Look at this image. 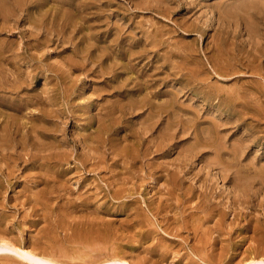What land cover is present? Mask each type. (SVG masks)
<instances>
[{"label":"rangeland","instance_id":"374dc122","mask_svg":"<svg viewBox=\"0 0 264 264\" xmlns=\"http://www.w3.org/2000/svg\"><path fill=\"white\" fill-rule=\"evenodd\" d=\"M72 1V2H70ZM35 3L37 5H35ZM79 5H78V4ZM250 3V4H249ZM81 5V6H80ZM195 7H193V6ZM256 5V6H255ZM3 9H9L10 12H6L9 11L8 9L6 11L1 10L0 12V76H1V80H0V136H3L2 138L0 137V145L5 146V148H2V151L0 152L1 156H0V163H2V165L0 164V238L1 235L2 237L4 235L9 236L8 240L11 242L13 240V244L17 245V246H24V247H31L30 248L32 250H35L37 252H46L47 254L55 257V258H59L58 260H63L67 262V264H75L76 262H79V264H88L87 260H90L89 264H98V262L101 261H105L108 259H113L114 257H116L117 255L120 257H122V259H124L125 261H130L132 264H135V262H137V260H143V263L138 261L139 263L137 264H260L258 259H261L262 264H264V243L261 244L262 242H264V237L262 234H264V183L262 184V181L264 180V156L262 153H264V68L263 64H264V0H0V8ZM30 6V7H29ZM40 6V7H38ZM82 8V10L78 9ZM81 7V8H80ZM190 7V8H189ZM193 7V10H192ZM258 7V8H257ZM23 8V9H22ZM35 8V9H34ZM234 8V10H232ZM244 8V9H243ZM246 8V9H245ZM31 9V10H30ZM79 12H78V10ZM165 9V10H163ZM188 9L190 11H188ZM222 9V10H221ZM253 9V10H252ZM39 10V11H38ZM9 14V16H6V18L4 17V13ZM21 11V12H20ZM41 11V12H40ZM81 11V12H80ZM161 11V12H160ZM163 11V12H162ZM165 11V12H164ZM192 11V12H191ZM234 11V12H232ZM32 12V13H30ZM223 12V13H222ZM11 13V14H10ZM21 13V14H20ZM38 13V14H36ZM78 13L79 15L75 14ZM193 13V14H192ZM19 14V15H18ZM35 14V15H33ZM226 14V16H225ZM247 15V16H246ZM2 16V18H1ZM13 16V17H12ZM29 16V17H28ZM35 16V17H34ZM10 17V18H8ZM15 17V18H14ZM28 17V18H27ZM26 18V19H25ZM35 20V21H33ZM35 18V19H34ZM55 18V19H53ZM229 18V19H228ZM13 19V20H12ZM16 19V20H14ZM250 19H252L251 22ZM262 19V20H261ZM54 20V21H53ZM53 21V22H52ZM220 21V22H219ZM242 21V22H241ZM248 21V23H247ZM193 23L194 26H196L194 28V26L191 24ZM232 23V24H231ZM243 23V24H242ZM57 24V25H56ZM230 24V25H229ZM247 24V25H246ZM251 24V25H250ZM256 24V25H255ZM34 25V26H33ZM186 25H190L186 26ZM236 25V26H235ZM248 26V27H247ZM43 27V28H42ZM185 27H189V28H185ZM193 27V28H192ZM54 28V31H53ZM80 31H79V29ZM192 28V30L190 29ZM31 29V30H30ZM34 29V30H33ZM36 29V30H35ZM76 29V30H74ZM108 29V30H107ZM185 29V30H184ZM189 29V30H188ZM225 29V30H223ZM40 30V31H39ZM50 32H48V31ZM187 30V31H186ZM196 30V31H194ZM36 32V34H34V32ZM54 33H53V32ZM77 31V32H76ZM100 31V32H99ZM191 31V32H190ZM193 31V32H192ZM47 32V33H46ZM32 33V34H31ZM45 33V34H43ZM49 34V35H47ZM110 34V35H109ZM119 34V35H118ZM31 35V36H30ZM94 37H93V36ZM259 35V36H258ZM261 35V36H260ZM45 36V37H44ZM97 36V37H95ZM129 36V37H128ZM38 37V38H37ZM65 37V38H64ZM91 37V38H90ZM112 37V38H110ZM115 37V39H114ZM120 37V39H119ZM125 37V38H124ZM44 38H46L47 40H44ZM61 38V40H59ZM86 38H89L88 40ZM93 38H96L97 40H93ZM128 38V39H127ZM36 39V41L34 40ZM85 39V40H84ZM92 44L91 43V40ZM101 39V40H100ZM110 39H111V43H110ZM118 39V40H117ZM140 39V40H138ZM160 39V40H159ZM163 39V40H162ZM167 39V40H166ZM222 39V40H221ZM224 39V41H223ZM27 40H29L27 42ZM31 40V41H30ZM43 40V41H42ZM64 40V42H63ZM90 40V41H89ZM134 40V41H133ZM145 40V41H144ZM150 40V42H149ZM159 41H163L162 43H157ZM255 40L253 43L252 41ZM257 40L260 41L262 48H260V44L259 41L258 43ZM57 41V42H56ZM71 41V42H70ZM95 41V42H94ZM114 41V43H113ZM120 46H119V43ZM167 41V42H166ZM223 41V42H222ZM249 41V42H248ZM263 41V42H262ZM32 44V48L31 47V43ZM45 42V43H44ZM84 42V43H83ZM88 42L90 45H88ZM138 42V43H136ZM142 42V43H141ZM146 43L144 45V43ZM222 42V43H221ZM226 42V43H225ZM235 44H234V43ZM251 42L253 43L251 45ZM123 43V44H122ZM215 43V44H214ZM250 43V45H249ZM38 44V45H37ZM41 44V45H40ZM98 46H97V45ZM101 44V45H100ZM131 44V45H130ZM160 44V45H159ZM220 44H224L225 46H222ZM237 44V45H236ZM258 46H256V45ZM30 47H29V46ZM91 45H95V46H91ZM110 45V46H109ZM139 45V46H138ZM144 45V46H143ZM159 45V46H158ZM235 45V46H234ZM255 45V46H254ZM29 48H28V47ZM36 46V47H34ZM74 46V47H73ZM91 46V47H90ZM116 46V47H114ZM124 46V47H123ZM150 46V47H149ZM215 46V47H214ZM253 46V47H252ZM90 47V48H89ZM98 47V49H97ZM107 47V48H106ZM140 47V48H139ZM142 47H146L143 50L144 51H139L142 49ZM153 47V48H152ZM225 47V48H224ZM256 47V49L254 48ZM76 50H75V49ZM87 48V49H86ZM89 48V49H88ZM101 48V49H100ZM120 48V49H119ZM130 48V49H129ZM147 48H149L148 50H146ZM233 50H232V49ZM30 49V50H28ZM137 49V50H136ZM139 49V50H138ZM151 49V50H150ZM26 50V51H25ZM73 50V51H72ZM80 50V51H79ZM89 50V51H88ZM111 50V51H110ZM114 50V51H113ZM130 50V51H129ZM217 50V51H215ZM254 50V51H253ZM30 51V52H29ZM81 53H79V52ZM87 51V53H86ZM107 51V52H106ZM116 51V52H115ZM121 51V52H120ZM150 51V54L148 53ZM157 51V52H156ZM173 51V52H171ZM220 51V52H218ZM252 51V53H249ZM259 51V52H258ZM26 52V53H25ZM78 52V53H76ZM90 52V53H89ZM93 52V53H92ZM97 52V53H96ZM102 52H105V54H103ZM115 52V53H114ZM133 52V53H132ZM141 52V53H140ZM144 52V53H142ZM33 53V54H32ZM92 53V54H91ZM114 55V59H113V55ZM132 53V54H131ZM137 53L139 55H137ZM148 53V54H146ZM223 53V54H222ZM28 54V55H26ZM32 54V55H30ZM103 54V55H102ZM134 54V56H133ZM136 54V55H135ZM143 54V55H142ZM146 54V55H145ZM207 54V55H206ZM211 54V55H210ZM227 54V55H226ZM259 54V55H258ZM261 54V55H260ZM27 57H26V56ZM30 55V56H29ZM89 55V56H88ZM100 55V56H99ZM105 55V57H104ZM108 55V56H107ZM150 56V58H148ZM223 55V56H222ZM248 55V56H246ZM29 56V57H28ZM32 56V57H31ZM35 56V57H34ZM90 58H88V57ZM94 56V57H93ZM97 56V57H96ZM108 58H107V57ZM116 56L118 59H116ZM128 56V57H127ZM137 56V57H136ZM144 56V57H143ZM148 56V57H147ZM210 56V57H209ZM258 56H261L260 58H258ZM17 57V58H16ZM31 57V58H30ZM98 59H96V58ZM102 57V58H101ZM121 57V58H120ZM141 57V58H140ZM207 57V58H206ZM228 57L231 59H228ZM247 57V58H246ZM16 58V59H15ZM86 58V59H85ZM131 60H130V59ZM139 58V59H138ZM216 60H215V59ZM233 58V59H232ZM238 58V59H237ZM253 58V59H251ZM263 58V59H262ZM88 59V60H87ZM108 59V60H107ZM122 59V60H120ZM141 59V60H140ZM144 59H146L144 61ZM210 59V60H208ZM212 59V60H211ZM235 59V61H234ZM245 59V60H244ZM259 60V62H257ZM75 60V61H74ZM77 60L79 63H77ZM83 60H86L83 64ZM96 60V61H95ZM116 60V61H115ZM118 60V61H117ZM130 62H129V61ZM139 60V61H138ZM143 60V61H142ZM205 60V61H204ZM218 61L215 62V61ZM18 61V62H17ZM25 61V62H24ZM88 61V63H87ZM92 63V65L90 66L89 64ZM101 61V64L99 63ZM109 62H111V66L110 63L107 64ZM135 61V62H132ZM139 63H138V62ZM208 61V62H207ZM254 61H256L257 63H255ZM261 61V62H260ZM20 62V63H19ZM94 62V64H93ZM96 62V63H95ZM220 62V63H219ZM222 62V63H221ZM238 62V64H237ZM82 63V64H81ZM100 64V67L97 65ZM114 63V64H112ZM116 63V64H115ZM149 63V64H147ZM217 65H214V64ZM231 63V64H230ZM17 67H16V65ZM21 66H19V65ZM89 64V65H87ZM118 64V65H117ZM134 64V65H133ZM222 64V65H221ZM238 66H236V65ZM247 64V65H246ZM251 65L248 66V65ZM258 64V65H257ZM260 64V65H259ZM38 65V66H37ZM73 65V66H72ZM75 65V66H74ZM96 65V67L94 66ZM123 65V66H122ZM137 65V66H136ZM176 65V66H175ZM214 65V66H212ZM221 65V66H219ZM231 67H230V66ZM243 65V66H242ZM254 65V66H253ZM258 67H257V66ZM261 65H263L261 67ZM37 66V68H36ZM86 66V67H85ZM90 68H88V67ZM99 68H98V67ZM134 66V67H133ZM143 66V67H142ZM147 66V67H146ZM150 66V67H149ZM153 66V67H152ZM211 66V67H210ZM218 66V67H217ZM223 66V67H222ZM248 66V67H247ZM34 69H33V68ZM79 67V68H78ZM82 67V68H81ZM95 67V68H94ZM107 67V68H106ZM126 68L127 71H126ZM137 67V68H136ZM164 67V68H163ZM221 69H220V68ZM239 67V68H238ZM256 67V68H255ZM22 70V71H18V69ZM88 68V69H87ZM93 68V69H91ZM98 70H97V69ZM109 68V69H108ZM110 68H116L115 71H117L115 73V71L112 69L110 70ZM144 68V69H142ZM216 68V69H215ZM230 68V69H229ZM235 68V69H234ZM253 68V69H252ZM256 70H255V69ZM259 72H258V70ZM260 68V69H259ZM17 69V70H16ZM34 73L33 72V70ZM87 69V70H86ZM101 69V70H100ZM105 69V70H104ZM123 71H122V70ZM132 69V70H131ZM216 71H215V70ZM237 69V70H236ZM245 71H244V70ZM10 70V72L8 71ZM12 70V71H11ZM14 70H15V74H14ZM40 70V71H39ZM95 70V71H94ZM104 70V71H103ZM109 70V71H107ZM125 70V71H124ZM143 70V71H142ZM150 70V71H149ZM241 70V71H240ZM243 70V72H242ZM255 70V71H254ZM31 71V73L33 74H29ZM97 71L98 74H96L95 72ZM100 71V72H99ZM102 71L104 73H102ZM105 71L107 73H105ZM121 73H120V72ZM132 71V72H131ZM148 71V72H146ZM176 71V72H175ZM231 71V72H230ZM238 71V72H237ZM248 71V72H246ZM3 72V73H2ZM6 72H8L6 74ZM23 72V73H22ZM29 72V73H28ZM113 72V73H112ZM129 74H127V73ZM175 72V73H174ZM233 72V75H232ZM240 72V74H238ZM254 72V73H252ZM5 73V74H4ZM13 73V74H12ZM38 73V74H37ZM101 73V74H100ZM109 75V74H111ZM123 73V76H122ZM125 73V74H124ZM135 73V74H134ZM143 73V74H142ZM169 73V74H168ZM230 75H229V74ZM243 73V74H242ZM257 73V74H256ZM262 73V75H261ZM12 74V75H10ZM18 74V75H17ZM28 74V75H26ZM56 74L58 76H56ZM152 76H149V75ZM167 74V75H166ZM219 74V75H218ZM259 74V75H258ZM3 75V77H2ZM21 75V76H19ZM32 75V76H31ZM35 75V76H34ZM104 75V76H103ZM130 75V76H129ZM139 75V77H138ZM147 75V76H146ZM166 75L167 79H165L166 77H164ZM175 75V76H174ZM258 75V76H257ZM13 76L14 79L16 80V82L14 83L15 80H13ZM23 76V78H22ZM30 76V78L28 77ZM60 76V77H59ZM107 76V78H106ZM111 76V77H110ZM117 76V77H116ZM142 76V77H141ZM163 76V77H162ZM223 76V77H222ZM229 76V77H228ZM232 76V77H231ZM252 76V77H251ZM261 76V77H260ZM263 76V77H262ZM6 77V78H5ZM25 77V78H24ZM32 77V79H31ZM62 77V78H61ZM105 77V78H104ZM114 77V78H113ZM120 77V78H119ZM125 77V79H123ZM136 77V78H135ZM146 77V78H145ZM154 77V78H151ZM157 77V78H156ZM160 77V78H158ZM170 77V78H169ZM222 77V78H221ZM256 77V78H255ZM259 77V78H258ZM20 78V79H19ZM28 78V79H27ZM61 80H59V79ZM129 78V79H128ZM132 78V79H130ZM173 78V79H172ZM176 78V79H175ZM241 78V79H240ZM255 78V79H254ZM261 78V79H260ZM7 79V80H6ZM9 79V81H8ZM117 79V80H116ZM142 79V80H141ZM150 79V80H149ZM157 79V81H156ZM162 79L164 81H162ZM175 79V80H174ZM31 81L29 84V82L26 81ZM104 80V81H103ZM113 80V81H112ZM120 80V81H119ZM123 82H122V81ZM124 80L126 81V84L124 82ZM129 80V81H128ZM152 80H155L152 81ZM179 80V81H178ZM238 80V81H237ZM7 81L9 83H7ZM22 81V82H21ZM106 81V82H105ZM109 81V82H108ZM117 81V82H116ZM128 81V82H127ZM152 81V82H151ZM159 84V82H161ZM171 81V82H170ZM244 81V82H243ZM6 82V83H5ZM24 82H26V84H24ZM113 84H112V83ZM120 85H119V83ZM164 82V83H163ZM168 84H167V83ZM255 82V84H254ZM258 82V83H257ZM262 82V83H261ZM5 83V84H4ZM21 83V85H20ZM23 83V84H22ZM111 86V90L110 86L108 87L107 85ZM119 85H117V84ZM136 83V84H135ZM152 83V84H151ZM156 83V84H155ZM159 85H158V84ZM242 83V84H241ZM248 83V84H247ZM6 86H4V85ZM116 84V85H115ZM121 84L123 85V87L121 86ZM135 84V85H134ZM253 84V85H252ZM259 84V85H257ZM8 85V86H7ZM12 85V87L10 86ZM14 85H16V88ZM126 85V86H125ZM155 89H153L151 86ZM157 87H156V86ZM194 85V86H193ZM198 85V87L196 86ZM244 85H246L244 87ZM248 85V86H247ZM103 86V87H102ZM107 86V87H106ZM116 90H115V88ZM128 86V87H127ZM139 86V87H138ZM145 86V87H144ZM183 86V88H182ZM193 86V87H192ZM205 86V88H204ZM257 88V89H255ZM257 86V87H256ZM260 86V87H259ZM3 87V89H2ZM5 87V89H4ZM10 87V88H9ZM20 87V88H19ZM113 87V90H112ZM175 87V88H173ZM185 87V89H184ZM191 87V88H189ZM210 87V88H209ZM238 87H240L238 89ZM249 87V88H248ZM253 89H251V88ZM259 87V88H258ZM12 88V89H11ZM26 88V89H24ZM29 88V90H28ZM75 88V89H74ZM101 88V89H100ZM120 88V89H119ZM138 91H137V89ZM143 88L145 89L143 91ZM208 90H207V89ZM214 88V89H213ZM234 88V89H233ZM237 88V89H236ZM242 88V89H241ZM244 88V89H243ZM2 89V90H1ZM19 93H18V91ZM74 89V91H73ZM103 89L104 92H102L101 90ZM106 89V90H105ZM123 89V90H122ZM128 89V90H127ZM132 91H131V90ZM149 89V90H148ZM203 91H202V90ZM213 89V90H212ZM217 89V90H216ZM7 90V91H6ZM9 90V91H8ZM14 90V92H13ZM119 90V91H118ZM136 90V91H135ZM140 90V91H139ZM182 90V91H181ZM184 90V91H183ZM188 92H187V91ZM200 90V93L198 92ZM209 92H207V91ZM212 90V91H211ZM238 90V91H237ZM242 94H240V91ZM247 90V92H246ZM249 90V91H248ZM252 90V92H250ZM261 90V91H260ZM29 93H28V92ZM108 91V92H106ZM116 91V92H115ZM122 91H124L125 93H123ZM134 91V92H133ZM154 91V93H153ZM158 91V92H157ZM163 91V92H162ZM215 91V93L213 92ZM222 91V92H221ZM227 91V93H226ZM256 91V92H254ZM3 92V93H1ZM5 92V93H4ZM9 92V93H8ZM22 92V93H21ZM123 94H122V93ZM150 94H149V93ZM156 92V93H155ZM174 92V93H173ZM178 92V94H177ZM197 92V93H196ZM230 92V93H229ZM236 92V93H234ZM244 92V93H243ZM246 92V93H245ZM262 94H261V93ZM18 93V94H17ZM74 93V94H73ZM119 95H118V94ZM131 93V94H130ZM145 93V94H144ZM159 93V94H158ZM172 93V95H171ZM213 95H212V94ZM220 93V94H219ZM223 93V94H221ZM248 93V94H247ZM251 93V94H250ZM3 96H2V95ZM15 94V95H14ZM30 94H32L31 96H29ZM71 94V95H69ZM140 94V95H139ZM155 94V95H154ZM228 94V95H227ZM232 94L233 97H231ZM243 94H245L244 97ZM252 94H254L252 96ZM263 96H261V95ZM35 95V96H34ZM49 95V96H48ZM62 95V96H61ZM68 95V97H67ZM107 95V96H106ZM149 95V96H148ZM152 97H151V96ZM171 95V96H170ZM203 95V96H202ZM222 95V96H221ZM224 95V96H223ZM240 95V96H239ZM260 95V96H259ZM17 96V97H16ZM20 96L21 99H20ZM46 96H48L47 98L49 99H45ZM105 96V97H103ZM122 96V97H121ZM134 96V98H133ZM139 96V97H138ZM177 96L178 99H176L175 97ZM201 96V97H200ZM212 96V97H211ZM218 96V97H217ZM221 96V97H220ZM248 96V97H247ZM250 96H252V98H250ZM256 96V97H255ZM26 97V98H25ZM32 97V98H29ZM53 97V98H52ZM119 97V99L117 98ZM203 97V98H202ZM217 97V98H216ZM226 97V100H225ZM229 97V98H228ZM236 97V98H235ZM243 97V98H242ZM260 97V98H259ZM263 97V98H262ZM6 98V100H5ZM9 98V99H8ZM30 99L29 101L27 100ZM37 98V99H36ZM126 98V99H124ZM130 98V99H129ZM152 98V99H151ZM161 98V99H160ZM173 100H172V99ZM216 98V99H215ZM219 98V100H218ZM227 98L229 99L227 101ZM235 98V99H234ZM262 98V99H261ZM19 99V100H18ZM67 99L68 102H67ZM117 99V100H116ZM122 99V100H121ZM155 99V100H154ZM210 99V100H209ZM231 99V100H230ZM234 99V100H233ZM256 99V100H255ZM8 100V101H7ZM10 100V101H9ZM18 100V101H17ZM33 100V102H31ZM53 100V101H52ZM115 100V101H114ZM130 102V104L128 101ZM145 100H147L145 102ZM149 100H150V105L152 107L149 108V110L147 109L149 104ZM160 100V101H159ZM161 100H163L161 102ZM169 100L170 103H167ZM175 100V101H174ZM179 100V101H178ZM202 100V101H201ZM236 100V101H235ZM254 100V101H253ZM22 101V102H21ZM37 101V102H36ZM109 101V102H108ZM114 101L113 103H116L115 107H112L111 102ZM120 103L118 104L117 103ZM127 101V102H125ZM140 101L138 104L137 102ZM142 101V103H141ZM153 101V103H152ZM157 101V102H155ZM166 101V104H164ZM174 101V103H173ZM217 101V102H216ZM226 101V103H225ZM245 101V102H244ZM4 102V103H3ZM15 102V103H14ZM51 104H49V103ZM55 102V103H54ZM134 102V103H133ZM164 102V103H163ZM172 102V103H171ZM180 102V103H179ZM196 102V103H195ZM208 102V103H207ZM211 102V103H210ZM219 102V103H218ZM242 102V103H241ZM244 102V103H243ZM10 103V104H9ZM30 103V105H29ZM54 103V104H53ZM67 103L69 105H67ZM76 105H73V104ZM141 103V104H140ZM158 103V104H156ZM215 105H214V104ZM218 103V104H216ZM221 103V105H220ZM240 103V104H239ZM258 103V104H257ZM262 103V104H261ZM5 104V105H4ZM12 104V105H11ZM43 104V106L41 105ZM50 107H48L47 105ZM53 104V105H52ZM56 104V105H55ZM102 104V106L100 105ZM110 104V105H108ZM113 104V106H114ZM140 104V105H139ZM148 106H147V105ZM173 104V105H172ZM178 105V106H175ZM194 104V105H193ZM225 104V105H224ZM232 104V105H231ZM245 104V105H244ZM8 105V106H7ZM20 107H19V106ZM56 107L54 110L52 109V107ZM98 105H100V108H98ZM107 105V106H105ZM125 107H124V106ZM129 105V107H128ZM135 105V106H134ZM160 105V106H159ZM164 105V106H163ZM170 105L172 106L170 108ZM186 105V106H185ZM190 105V106H189ZM206 105V106H205ZM218 105V106H217ZM235 105V106H234ZM249 105V107L247 106ZM259 105V107L257 106ZM12 106V107H11ZM17 106V107H16ZM26 106L31 107L27 108L26 111H22V108L26 109ZM45 106V108H44ZM72 110L70 111V108L73 107ZM119 106V107H118ZM121 106V109H120ZM123 106V107H122ZM131 106V107H130ZM142 106V107H141ZM154 106V107H153ZM162 106V107H161ZM174 106V108H173ZM180 106V107H179ZM188 106V107H187ZM191 106H195L196 109H194ZM210 106V107H208ZM217 106V107H216ZM240 112H239V109ZM254 106V107H252ZM262 106V107H261ZM53 107V108H54ZM66 109H65V108ZM68 107V109H67ZM76 107V108H75ZM95 107V108H94ZM97 107V108H96ZM105 107V108H104ZM111 107V108H110ZM128 107V108H127ZM141 107V110L138 111L137 109H139ZM161 107V110H160ZM164 107L168 108V109H164ZM191 107V108H190ZM203 107V108H202ZM221 107V108H219ZM232 107V108H231ZM245 107V109H244ZM252 107V108H251ZM40 108V109H39ZM64 108V109H62ZM79 108V109H78ZM104 108V109H103ZM110 108V109H109ZM116 108V109H115ZM143 108V109H142ZM157 108V109H156ZM176 108L178 111H176ZM180 108V109H179ZM184 108V109H183ZM193 108V109H192ZM236 108V109H234ZM24 109V110H25ZM39 109V110H38ZM42 109V110H41ZM48 109H52L49 110L47 112ZM57 109V110H56ZM74 109V110H73ZM107 109V110H106ZM111 109H113L111 111ZM125 109V110H124ZM127 109V110H126ZM132 110V111H129ZM152 109V110H151ZM170 109V110H169ZM191 109V110H190ZM212 112H211V110ZM227 109H229L227 111ZM242 109V110H241ZM257 110L255 112V110ZM12 110V111H11ZM22 112H21V111ZM67 110V111H66ZM100 112H99V111ZM102 110V111H101ZM121 110V111H120ZM134 110H137L136 112ZM163 110V111H162ZM196 112H194V111ZM203 110V111H202ZM250 110V111H249ZM30 111V112H29ZM32 111V112H31ZM36 111V112H35ZM45 111V112H44ZM54 111V113H53ZM56 111V112H55ZM70 111V113H69ZM76 111V112H75ZM109 111V112H108ZM115 111V112H114ZM134 111V112H133ZM146 111V112H145ZM152 111V112H151ZM160 115H162L160 117ZM162 111V112H161ZM167 111V115L166 112ZM172 111L177 114L179 112L180 118L183 117L181 120L179 118V115H173ZM219 111V112H216ZM234 111V112H233ZM236 111V112H235ZM244 111V112H243ZM255 113H253V112ZM261 113H259V112ZM2 112L4 114H2ZM16 114H13L15 113ZM40 112V113H39ZM61 112V115L58 113ZM63 112V113H62ZM65 112V113H64ZM71 112H75L74 115ZM98 114H97V113ZM107 112V114H106ZM113 112V113H111ZM117 112L120 114L123 113V115H119L117 114ZM126 112V113H125ZM131 112V113H130ZM138 112V114H137ZM143 112H145L146 114L148 113V115L144 116L145 113L143 114ZM156 112V113H155ZM171 112V113H170ZM182 112V113H181ZM188 112V115H187ZM199 112V114H197ZM226 114H224V113ZM239 112V115H238ZM246 112V113H245ZM249 112V113H248ZM7 113V114H5ZM29 113V114H28ZM43 113V114H42ZM50 113V116H49ZM103 113V114H102ZM105 113V115H104ZM164 113V114H163ZM213 113V114H212ZM222 113V114H221ZM231 113V114H230ZM248 113V115H247ZM253 115H252V114ZM11 114V115H10ZM19 116H18V115ZM42 114V115H41ZM46 114V117H45ZM52 114V117H51ZM54 114V115H53ZM64 116H63V115ZM66 114V115H65ZM77 114V115H76ZM81 118H80V116ZM102 114V117L100 120V116ZM129 114V115H128ZM134 114V115H133ZM141 114V115H140ZM196 114V116H195ZM219 114L220 117L217 115ZM246 119V121L243 119L244 115ZM3 115V116H2ZM15 117H13V116ZM25 115V116H23ZM41 115V116H39ZM44 115V116H43ZM92 115V116H90ZM104 115V116H103ZM108 117H107V116ZM125 115V116H124ZM127 115V116H126ZM132 115V116H131ZM159 116L156 117V116ZM164 115V116H163ZM166 115V117H165ZM170 115V116H168ZM172 115V116H171ZM201 115V116H200ZM204 115V117H202ZM255 115V116H254ZM21 116V117H20ZM27 116V117H26ZM72 116V117H71ZM74 116V118H73ZM78 116V118H77ZM97 116V117H95ZM112 116V117H110ZM117 116V119L115 118ZM124 116V117H123ZM148 116V117H147ZM200 119L203 121H199V117ZM215 116V117H214ZM228 116V117H227ZM236 116V117H235ZM257 116V117H256ZM260 116V117H259ZM7 117V119L5 118ZM33 117H35L33 119ZM37 117V119H36ZM41 119H40V118ZM43 117V118H42ZM55 117H60L59 119L57 118V120L55 119ZM62 117V118H61ZM122 117V118H120ZM143 117V120H141L140 118ZM168 118L171 120L166 119L165 122H161L162 120H165L164 118ZM174 117V118H173ZM189 117V118H186ZM190 117H192V120L194 122L190 121ZM198 117V118H196ZM231 117V118H230ZM239 117V118H238ZM23 118V119H21ZM25 118V119H24ZM28 118V120L26 119ZM31 120H30V119ZM104 118H106V121ZM107 118H112L115 119L113 120H108ZM120 118V119H119ZM137 118V119H136ZM139 118V119H138ZM155 118V119H154ZM159 120H158V119ZM173 118V119H172ZM177 118V119H175ZM195 118V119H194ZM218 118V119H217ZM226 118V119H225ZM235 118V119H234ZM259 118V120H258ZM262 118V119H260ZM19 119V121L17 120ZM44 119V120H43ZM46 119V120H45ZM55 119V121L53 120ZM80 119V120H79ZM102 119L104 120L101 121ZM126 119V120H125ZM135 119V120H133ZM146 119V120H145ZM154 119V120H152ZM189 119V120H187ZM208 119V120H207ZM213 119V120H212ZM216 119V120H215ZM229 119V120H228ZM249 119V120H248ZM251 119V120H250ZM253 119V120H252ZM4 120V122H3ZM10 122H9V121ZM15 120V121H14ZM30 120V122H29ZM35 122H34V121ZM89 122H88V121ZM95 120V121H94ZM118 120V122H117ZM120 120V122H119ZM131 120V121H130ZM152 120V122H151ZM181 122H180V121ZM210 120V121H209ZM218 120V121H217ZM222 120V121H219ZM224 120V121H223ZM231 120V124L230 123ZM237 120V121H236ZM241 120V121H240ZM258 120V121H257ZM8 121V122H5ZM37 121V122H36ZM48 121V122H47ZM55 124H54V122ZM57 121V122H56ZM73 121V122H72ZM98 121V122H96ZM116 122L115 123V127L114 123L112 122ZM125 121V124H124ZM137 123H136V122ZM140 121V122H139ZM147 121V122H146ZM159 121V122H156ZM189 121V122H188ZM205 121V122H204ZM215 121V122H214ZM225 121H228L227 123ZM234 121V122H233ZM245 121V122H244ZM257 121V122H256ZM262 121V122H261ZM12 122V123H11ZM17 122V123H16ZM20 122L22 123V125H19ZM32 122V123H31ZM43 122V123H42ZM53 122V123H50ZM69 122V123H68ZM95 122V123H94ZM102 122V125L100 124ZM146 122V123H143ZM151 123L150 125L148 123ZM154 122V124H153ZM197 122V125H196ZM219 122H225V124L221 123L218 124ZM236 122V123H235ZM252 124H251V123ZM8 123V124H7ZM13 123H16L18 125H14ZM24 123V125H23ZM30 123V124H28ZM36 123V125H34ZM40 123L41 126H40ZM60 123V124H58ZM73 123V124H71ZM78 123V124H77ZM87 123V125H86ZM121 123V124H120ZM135 123V124H134ZM161 123V125H160ZM169 123V124H168ZM228 123L229 126H228ZM235 123V124H234ZM263 123V124H262ZM5 124V125H4ZM10 124V125H9ZM32 124V125H31ZM46 124V125H44ZM48 124V125H47ZM53 124V125H52ZM63 124V125H62ZM75 124V125H74ZM95 124V125H94ZM100 124V126H99ZM107 126H106V125ZM119 126H118V125ZM129 124V125H128ZM133 124V125H132ZM137 124H138V128H137ZM143 124V126H142ZM145 124H147V126L149 125V127H147ZM157 124V125H156ZM159 124V125H158ZM164 124H166L165 126H163ZM185 126H184V125ZM201 124V125H200ZM204 124V125H203ZM212 124H217V127L219 128H214L212 126ZM245 124V125H244ZM254 124V125H253ZM34 125V127H32ZM39 125V126H38ZM68 125V126H67ZM105 125V126H104ZM111 125V126H110ZM123 125V126H122ZM131 125V126H130ZM135 125V126H134ZM141 125V127H140ZM146 127H145V126ZM180 125L179 128L176 126ZM193 125L195 127H193ZM225 125V126H224ZM252 125V126H251ZM30 126V127H29ZM45 126V127H44ZM49 126V127H48ZM51 126V127H50ZM53 126V127H52ZM56 126V127H55ZM75 126V127H74ZM95 126V127H94ZM109 126V127H108ZM122 126V127H121ZM131 128H130V127ZM154 126V127H153ZM160 126V127H159ZM163 126V127H162ZM175 126V128H174ZM184 126V128H183ZM186 126H188L186 128ZM196 126L199 127L201 126L207 128L205 131V136L207 134V130L209 129V135H212V145L213 146H217L219 145V147H210V146H206L207 144L204 143L205 140H199V139H195L196 136L194 134L193 129H196ZM250 126V127H248ZM258 126V127H256ZM3 127V129H2ZM9 127V128H7ZM14 131H13V129ZM26 127V128H24ZM47 127V128H46ZM99 127V130H98ZM103 127V128H102ZM105 127V130H104ZM134 127V128H133ZM145 127V129H144ZM157 127V128H155ZM160 130H158L159 128ZM169 127V128H168ZM183 129H181V128ZM209 127V128H208ZM229 127V128H228ZM233 127V128H232ZM248 127V128H247ZM256 127V128H255ZM7 128V129H6ZM28 128V129H27ZM44 128V129H42ZM59 128V131H57ZM64 130H62V129ZM86 128V129H85ZM111 129V135L110 132H108V129ZM115 128V129H114ZM120 130H119V129ZM140 128V130H138ZM153 128V129H152ZM167 128V130L165 131V129ZM176 129L175 131H173L174 129ZM191 128V129H188ZM226 128V129H225ZM252 128V129H251ZM258 128V129H257ZM18 129V130H17ZM21 129V133L19 132V130ZM83 129L86 131L82 132ZM90 129V130H89ZM97 131H96V130ZM132 129V130H130ZM150 131L151 134H147L149 133L148 130ZM151 129V130H150ZM163 130V132H168V135H163V132H161V130ZM171 129H172V133H171ZM186 129L188 132H186ZM218 129H225V131L223 130L222 132H218ZM236 129V130H235ZM243 129L245 130L243 132ZM8 130V131H6ZM46 130H51L46 131ZM62 130V131H61ZM93 130L91 133L90 131ZM95 130V131H94ZM123 130V131H121ZM135 130V131H134ZM145 130V131H143ZM170 130V131H169ZM179 130L181 131V133L184 134H180ZM214 130H215V135H214ZM249 130V131H248ZM256 130V131H255ZM263 130V131H262ZM6 131V132H5ZM12 131V132H11ZM23 131V132H22ZM28 131V132H27ZM31 133H30V132ZM45 131V132H44ZM55 131V132H54ZM67 131V132H66ZM71 131V132H70ZM76 133L78 136H75L73 133ZM141 131V132H140ZM159 131V132H157ZM178 131V132H177ZM193 131V132H192ZM217 131V132H216ZM229 131V132H228ZM231 131V133H230ZM234 133H233V132ZM247 131V132H246ZM260 131V134H259ZM262 131V132H261ZM5 132V133H3ZM11 132V134H9ZM33 132V133H32ZM38 134H37V133ZM48 132V133H47ZM62 132V133H61ZM96 132V134H95ZM114 132V133H113ZM126 132V133H125ZM132 132V133H131ZM138 134H137V133ZM154 132V133H153ZM161 132V133H160ZM226 132H228V135H226ZM239 132V133H238ZM242 132V133H241ZM16 136H15V134ZM25 133V134H24ZM55 134L56 140L52 139V138H48V136H46L45 134ZM71 133V134H70ZM94 133V134H93ZM102 133V134H101ZM107 133V134H105ZM116 133V134H115ZM124 133V136H123ZM146 133V134H144ZM156 133V134H155ZM164 133V134H166ZM171 133V134H169ZM188 133V134H187ZM191 133V134H190ZM219 133V134H218ZM237 133V134H236ZM255 133H256V137L255 138ZM6 137V135H8ZM44 134V135H43ZM62 134L64 137H62ZM67 134V135H66ZM86 136H84V135ZM137 134V136H136ZM143 134V135H142ZM155 134V135H153ZM163 136H162V135ZM178 134V136H177ZM190 134V135H189ZM220 134L222 136H220ZM235 134V135H234ZM252 134V135H251ZM254 134V135H253ZM11 135V136H10ZM14 135V136H13ZM22 135V136H21ZM27 135V136H26ZM37 137L35 139V136ZM40 139H39V137ZM92 135V136H91ZM101 135L103 136L102 139ZM146 137H145V136ZM153 135V136H152ZM157 135L159 136V138L157 137ZM171 135V136H169ZM185 135V137H184ZM189 135V136H187ZM226 135V136H225ZM263 135V136H261ZM19 136V137H18ZM32 136L34 137L33 141L31 138ZM46 136V137H45ZM60 136V137H59ZM67 136V137H66ZM74 136V137H73ZM90 136V137H89ZM107 136V137H106ZM114 136L116 138H114ZM136 136V137H135ZM151 139H156V140H150ZM174 136V137H173ZM220 136V137H219ZM253 136V137H251ZM24 137V138H23ZM27 137V138H25ZM62 137V138H61ZM73 137V139H72ZM86 137V138H85ZM98 137V138H97ZM106 137V138H105ZM118 137V138H117ZM122 139L121 141L120 138ZM130 137L132 138V140L130 139ZM157 137V138H156ZM181 137V138H179ZM193 137V138H192ZM214 138H224V139H220L218 141V139H214ZM244 137V138H243ZM246 137L248 139H246ZM6 138V140H5ZM11 138V139H10ZM14 138H16L14 140ZM30 138V139H29ZM42 138V139H41ZM60 138V139H59ZM64 138V139H63ZM77 138V139H74ZM108 138V139H107ZM129 138V139H128ZM135 138V139H134ZM169 138V140L167 139ZM173 138V139H171ZM176 138V139H175ZM179 138V139H178ZM187 138V139H186ZM189 138V139H188ZM253 138V139H252ZM261 138V139H259ZM4 141H3V140ZM18 139V140H17ZM22 139H24L22 141ZM46 139H48L49 141H47ZM54 142L50 143L52 140ZM81 139V140H80ZM90 139H92L91 141H89ZM96 139V140H95ZM98 139V140H97ZM138 139V140H137ZM149 139V140H147ZM162 139V140H161ZM164 139V140H163ZM194 139V142H193ZM227 139V140H225ZM246 139V140H245ZM252 139V140H251ZM9 140V142H8ZM12 140V141H11ZM14 140V142H13ZM40 140V141H39ZM65 140V141H64ZM79 140V141H78ZM126 140V141H125ZM129 140V141H127ZM131 140V142H130ZM147 140V141H145ZM158 140V141H157ZM161 140V141H160ZM168 140V141H165ZM173 140V141H172ZM190 142H189V141ZM200 142H199V141ZM225 140V141H223ZM61 141V142H60ZM87 141V142H86ZM89 141V142H88ZM94 141V143H93ZM98 141V142H97ZM104 141H106L105 143H103ZM107 141H109L108 144ZM149 141V142H148ZM171 144H170V142ZM175 141V142H174ZM185 141V142H184ZM188 141V142H187ZM203 141V142H202ZM245 141V142H244ZM253 141V142H252ZM4 144H3V143ZM21 142V143H20ZM33 142H38L40 144H46L45 147H40L37 145H31V143ZM43 142V143H42ZM67 142H71V143H67ZM80 142V143H79ZM91 142V143H90ZM103 144H102V143ZM128 142V143H127ZM139 145H138V143ZM154 142V144H152ZM167 142V143H166ZM179 142V144H178ZM187 142V143H186ZM196 142V143H195ZM202 142V143H201ZM217 142V143H216ZM219 142V143H218ZM231 142V143H230ZM242 142V143H241ZM250 142V143H249ZM12 143V144H11ZM19 145H18V144ZM23 143L25 144V146H23ZM48 143V144H47ZM73 143V146L71 145ZM87 143V144H86ZM96 143V144H95ZM101 143V144H100ZM112 143V144H111ZM130 143V144H129ZM135 143V145H134ZM141 143V144H140ZM143 143V144H142ZM174 143V144H172ZM204 143V144H203ZM236 143V145L238 146H232ZM247 143V144H246ZM31 145V150L28 148L27 145ZM57 144V145H56ZM68 144L70 145L69 148ZM90 145V146H86V145ZM92 144V146H91ZM106 144V145H104ZM108 144V145H107ZM123 144V145H122ZM151 144V145H150ZM182 146H181V145ZM189 144V145H188ZM198 145V147L200 148V150L198 151V147L195 146ZM202 144V145H199ZM240 144H242L241 146H239ZM245 144V145H244ZM7 145V146H6ZM16 145V146H15ZM67 145V146H66ZM77 145V146H76ZM127 145V146H126ZM129 145V146H128ZM153 145V146H152ZM156 147H155V146ZM164 145H170L169 147L163 146ZM173 145V146H172ZM175 145V146H174ZM180 145L182 148L183 146L186 148L185 145H187V147L190 149L189 150H184L183 152L181 151V147L177 146ZM191 145V146H190ZM192 145L194 146V149L192 148ZM223 145V146H222ZM229 145V147L227 146ZM246 145H250L247 146ZM12 148H11V147ZM22 146V147H21ZM60 146V147H59ZM79 146V148H78ZM81 146H83V148H81ZM103 146V148H102ZM109 148H108V147ZM111 146V147H110ZM123 146V147H122ZM126 146V147H125ZM136 146V147H135ZM190 146V147H189ZM202 148H201V147ZM222 146V147H221ZM245 146V147H244ZM8 147V148H7ZM18 147V148H17ZM24 147V148H23ZM99 149H97V148ZM105 147V148H104ZM107 147V148H106ZM152 147V148H150ZM155 147V148H154ZM171 147V148H170ZM196 147V150H195ZM225 147L224 149H221ZM237 147V151L235 150ZM240 147V148H239ZM243 150H242V148ZM10 148V149H9ZM38 150H37V149ZM48 148V149H47ZM52 148H54L52 150ZM72 148V149H71ZM77 148V149H76ZM81 148V149H80ZM88 148L92 149V150H88ZM102 148V149H101ZM121 148V149H120ZM126 148V149H125ZM128 148V149H127ZM130 148V149H129ZM136 148V150L134 149ZM145 148V149H144ZM151 150H149V149ZM178 148L180 149L178 152ZM211 148V149H210ZM212 148H216L215 150H219V155L221 152H228L229 154V159L230 157L231 162H225L228 165H226L227 167H225V164L222 163L225 160L218 159L219 157L216 155V153H214L215 150H212ZM219 148V149H217ZM227 148V149H226ZM235 148V149H234ZM1 149V146H0ZM24 149H26L25 151H23ZM56 149V150H55ZM58 149V150H57ZM86 149V150H85ZM106 149V150H105ZM138 149L139 152L138 153ZM155 149V150H154ZM172 149V151H171ZM176 149V150H175ZM184 149V148H183ZM182 149V150H183ZM193 149V150H192ZM221 149V150H220ZM229 149V150H228ZM249 149V150H248ZM72 150V151H71ZM78 150V151H77ZM81 150V151H80ZM83 150V151H82ZM128 150V151H127ZM132 150V151H130ZM143 150V151H142ZM155 151L154 153L152 151ZM163 150V151H162ZM212 150V152H211ZM242 150V152L240 151ZM245 150V151H244ZM11 151V153H10ZM31 151V152H30ZM67 151V153H66ZM76 151V152H75ZM88 151V152H86ZM99 151V152H98ZM106 151V152H104ZM117 151V152H116ZM136 151V152H135ZM148 151V152H147ZM160 153H159V152ZM174 151V152H173ZM186 151V153H184ZM187 151H189L187 153ZM200 153H197V152ZM206 151V152H205ZM209 151V152H207ZM236 151V152H234ZM240 151V152H239ZM29 152V153H28ZM82 152V153H81ZM85 152V153H84ZM92 152V153H91ZM95 152V153H93ZM147 152V153H146ZM158 152V153H157ZM164 154H163V153ZM192 152V154H191ZM203 152V153H202ZM234 152V153H233ZM239 152V155H238ZM247 152V153H246ZM11 154V155H8ZM16 153V154H15ZM23 153V154H22ZM33 153H42V154H51V155H58V158L62 155L63 159H65L63 166H59L60 164L56 163V158H52L53 160H50L49 158V162H52L51 164L46 163L43 161H45V159L43 158H33ZM97 153V154H96ZM103 153V154H102ZM105 153V154H104ZM116 153V154H115ZM143 153V155H142ZM149 153V154H148ZM179 153V156L178 154ZM185 155H184V154ZM206 153V154H205ZM209 153V155H208ZM242 153V154H241ZM4 154V155H3ZM20 154V156H19ZM25 154V156H23ZM70 154V156H69ZM78 154V155H77ZM80 154V155H79ZM82 154H86L85 156ZM96 154V155H95ZM99 154V155H98ZM110 154V156H109ZM115 154V156L113 155ZM119 157H118V155ZM129 154V155H128ZM147 154V155H146ZM154 154V155H153ZM161 154V155H160ZM188 154V155H187ZM191 154V155H190ZM194 154V155H193ZM195 154L197 156H195ZM203 154V157L201 156ZM211 154H213V158L215 156H217V160L218 162L221 160V166L220 165H216V164H212L211 168H209V163L213 161V158H211L210 156H212ZM3 155V157H2ZM51 155H49L51 157ZM78 157H76V156ZM117 155V156H116ZM122 155V157H121ZM124 155V156H123ZM133 155V156H130ZM143 157H142V156ZM182 155V157H180ZM192 157L190 158L189 157ZM199 155V156H198ZM206 155V156H205ZM247 155V156H246ZM9 156V158L7 157ZM12 156V157H11ZM16 156V157H14ZM19 156V158H18ZM27 156V157H26ZM95 156V157H94ZM102 158H101V157ZM125 156L126 159H125ZM138 156V157H136ZM147 156V160L145 161V157ZM148 156H153L152 158ZM160 156V157H159ZM163 156V157H162ZM184 156V157H183ZM187 156V157H186ZM195 156V157H193ZM250 156V157H249ZM256 156V157H255ZM5 157V158H4ZM71 159H70V158ZM92 157V158H91ZM158 157V158H156ZM166 159H165V158ZM238 157V158H235ZM240 157V158H239ZM257 157L259 159H257ZM12 158V159H10ZM22 158V159H21ZM24 158V160H23ZM30 158V159H29ZM57 158V159H58ZM75 160H72V159ZM107 160H106V159ZM109 158H111L113 161H108ZM116 158V159H115ZM131 158V159H130ZM143 160H142V159ZM161 158V159H160ZM165 160H163V159ZM173 160H172V159ZM176 158V159H175ZM180 158H182L180 160ZM188 158V160H187ZM198 158V159H197ZM201 158V159H200ZM211 158V159H210ZM216 158V157H215ZM244 158V159H243ZM28 159V160H27ZM35 159V160H34ZM39 159V160H38ZM78 159V160H77ZM129 159V160H128ZM134 161H133V160ZM149 159V160H148ZM158 162H160L158 164ZM169 159V160H168ZM170 159H171V163H170ZM178 159V160H177ZM186 159V160H185ZM192 159V160H191ZM200 159V160H199ZM204 159H208L207 161H204ZM235 159V160H234ZM242 159V160H241ZM5 160V161H4ZM7 160V161H6ZM11 160V162H10ZM19 160V161H17ZM87 160V161H86ZM116 160V161H115ZM125 160V161H124ZM155 160V161H154ZM161 160V161H160ZM180 160V162H179ZM185 160V161H184ZM190 160V161H189ZM203 160V161H202ZM234 160V161H232ZM243 162H241V161ZM252 161V162H248V161ZM254 160V161H253ZM4 161V162H3ZM12 161L15 163L13 164ZM16 161V162H15ZM33 163H32V162ZM38 161V162H36ZM74 161V163H73ZM80 161V162H79ZM91 161V162H90ZM105 161V163L103 162ZM152 161V162H151ZM178 161V162H176ZM200 161V162H199ZM236 161V162H235ZM260 161V162H259ZM7 162V163H6ZM26 162V164H25ZM43 164H41V163ZM73 164H72V163ZM85 162V163H84ZM101 162V164L99 165V163ZM115 162V163H114ZM121 162V163H120ZM128 162V163H127ZM151 162V163H150ZM154 162L156 163L154 165ZM169 162V163H168ZM173 162V163H172ZM185 162V163H184ZM188 162V164H187ZM192 162V163H190ZM234 162V163H233ZM240 162V163H239ZM247 162V163H246ZM256 162V163H255ZM21 163V164H20ZM56 163V164H55ZM83 163V164H81ZM89 163V164H88ZM91 163V164H90ZM98 163V165L96 164ZM127 163V164H126ZM146 163L147 166H146ZM165 163V164H164ZM167 163V165H166ZM175 163V164H174ZM177 163V164H176ZM195 163V164H194ZM206 165H205V164ZM220 163V162H219ZM246 163V164H245ZM259 163V164H258ZM263 163V164H262ZM5 164V165H4ZM55 164V165H54ZM58 164V166H57ZM81 166H80V165ZM88 164V165H87ZM118 164V166H117ZM145 164V165H144ZM153 164V165H152ZM174 164L175 166L171 165ZM180 167H179V165ZM185 166H184V165ZM187 164V165H186ZM199 164V165H198ZM207 167L204 168L202 167ZM223 164V165H222ZM263 166H261V165ZM4 165V166H3ZM7 165V167H5ZM25 165V166H24ZM30 169H29V167ZM112 165V166H111ZM115 165V166H114ZM130 165V166H129ZM132 165V166H131ZM136 165V166H134ZM189 165V166H188ZM209 165V166H208ZM217 169H215L216 167ZM235 165V166H234ZM241 165V166H240ZM246 165V166H245ZM249 165V166H248ZM3 166V168H2ZM9 166V167H8ZM41 166V167H38ZM54 166V167H53ZM69 166V167H68ZM71 166V167H70ZM76 166V168H75ZM78 166V167H77ZM92 166H95V168H93ZM97 166V168H96ZM105 167L102 168L101 167ZM107 166V167H106ZM155 166V167H154ZM159 166V167H157ZM163 166V169H162ZM176 166L178 168H176ZM195 168H194V167ZM200 166L202 168H200ZM223 168H219V167ZM233 169H232V167ZM236 166H238L236 168ZM244 168H243V167ZM260 167L259 170L256 167ZM20 167V168H18ZM67 167V168H66ZM91 167V168H90ZM100 167V168H98ZM133 167L135 171L133 170H129V169H133L131 168ZM151 167V168H150ZM157 167V169H156ZM170 167V168H169ZM173 167V168H172ZM184 167V168H183ZM215 167V168H214ZM241 168L240 172L242 173V178H240L241 173H239V178L242 179L240 181V179H238V181L240 182V184H242V187L245 189L244 185L245 182L246 184H248V186H246V190H248L249 192L247 193V198L250 200V202H253L254 204L251 203H242L239 204V206L237 205L236 208H234L232 211L231 209H227L228 210V214H226L225 216L221 213H219L217 210L213 209V206L211 207L208 203H210V196L211 199H213L214 197L212 196V191L217 193V198L218 200H221V198L224 200V198H226L224 201L228 204L229 201H233L234 197H236L235 195V190H233V188L235 189V186L233 185L234 182H232L230 179L231 177L235 174V170L238 171V168ZM249 167V169H248ZM256 169H255V168ZM9 168V169H7ZM11 168V169H10ZM16 168V169H15ZM17 168L19 169V171L17 170ZM24 168V169H23ZM36 168H37V172H36ZM42 168V169H41ZM114 168V169H113ZM144 168V169H143ZM150 168V169H149ZM165 168V170H164ZM172 168V169H171ZM176 168V169H175ZM192 168V170H191ZM231 172L228 171V169ZM252 168V169H250ZM254 168V169H253ZM263 168V169H262ZM13 169V170H12ZM29 169V170H28ZM35 169V170H34ZM39 169V170H38ZM57 169V170H56ZM80 169V170H79ZM98 169V170H97ZM100 169V170H99ZM110 169V170H109ZM113 169V171H112ZM154 169V170H153ZM161 169V170H160ZM174 169L176 171H174ZM186 169V170H184ZM200 169V170H199ZM213 169V170H212ZM215 169V170H214ZM221 169V170H220ZM238 169V170H237ZM7 170V171H6ZM16 170V171H15ZM26 170V171H25ZM36 172V173H32ZM84 170V171H83ZM158 170V171H157ZM172 170V171H171ZM181 172H180V171ZM199 170V171H198ZM204 170V171H201ZM207 170H209V174L213 173V172H217V173H223L221 174L222 178H215L214 182L215 184H213L211 181L212 178V174L209 175L207 172ZM263 170V171H262ZM6 171V173H5ZM15 173H14V172ZM46 171V172H45ZM80 171V173H79ZM112 171V172H111ZM129 171V172H127ZM144 171V173L142 174V172ZM146 171V173H145ZM152 171V174L151 172ZM166 171V172H165ZM169 171V173H168ZM171 171V172H170ZM186 171V172H185ZM191 171V172H189ZM220 171V172H218ZM251 171V173L249 172ZM30 172V173H29ZM44 172V173H43ZM48 172V173H47ZM51 172V173H50ZM70 172V174H69ZM82 172V173H81ZM95 172V173H93ZM109 172V174H108ZM111 172V173H110ZM133 173V176H131L130 174ZM156 172V173H155ZM164 172V173H163ZM180 172V173H179ZM245 172V173H244ZM10 175H9V174ZM19 173V174H18ZM24 173V174H22ZM32 173V174H31ZM53 173V174H52ZM57 173V175H56ZM75 175H74V174ZM81 174L79 176H77V174ZM93 173V174H92ZM107 173V175H106ZM114 173V175H112ZM118 175H117V174ZM129 173V174H126ZM138 173V174H136ZM159 173V174H157ZM173 173V175H172ZM184 173L186 175H184ZM226 173V174H225ZM228 173H230V175H228ZM11 174H13L11 176ZM19 176H18V175ZM40 174V176H39ZM51 174V175H50ZM55 174V175H54ZM63 174V175H62ZM89 174V175H88ZM102 174H104V176H102ZM122 174V175H121ZM142 174V175H141ZM150 174V175H149ZM161 174H167L165 176H162ZM183 174V175H182ZM206 174V175H205ZM250 176H249V175ZM256 174V175H255ZM259 174L262 176L261 179L259 177ZM34 175V176H33ZM54 175V176H53ZM68 175V177H67ZM72 175V177L70 176ZM97 175V176H96ZM106 175V176H105ZM117 175V176H115ZM130 175V177H129ZM142 178H138L139 176ZM191 175V176H189ZM202 175V176H201ZM224 175H228L230 176V178L228 176H223ZM248 175V176H246ZM22 176V177H21ZM30 176V177H29ZM33 176V178H32ZM43 176V178L41 177ZM59 176V177H58ZM82 176L84 178H82ZM100 176V178H99ZM112 176V177H111ZM136 176V177H135ZM138 176V177H137ZM145 176V177H143ZM199 176V177H197ZM255 176V178L253 177ZM258 176V182L255 181L257 180ZM15 177H17L18 179H16ZM21 179H20V178ZM27 179H25V178ZM56 177V179H55ZM65 177V178H64ZM81 177V178H80ZM98 177V178H97ZM115 177V178H114ZM119 177V179H118ZM133 177V179H132ZM135 177V178H134ZM168 177V178H167ZM191 177V178H190ZM198 179H197V178ZM225 177H227L226 179H224ZM244 177V178H243ZM14 178V179H13ZM42 178V179H41ZM69 181H67V179ZM105 178V179H104ZM117 178V180H116ZM190 178V180L188 179ZM193 178V180H192ZM200 178V179H199ZM205 178V179H204ZM248 178V179H247ZM255 180H254V179ZM263 178V179H262ZM6 179V180H5ZM13 179V180H12ZM20 179V181H18ZM24 179V181H23ZM39 179V180H38ZM49 179V180H48ZM108 179V180H107ZM114 179V180H113ZM126 181H125V180ZM140 179L141 182H140ZM156 179V180H155ZM167 179V180H165ZM170 179V180H169ZM180 179L182 180V182L180 181ZM184 179V180H183ZM188 179V180H187ZM204 179V180H203ZM210 181V182H208ZM7 180L10 182H7ZM37 180V181H36ZM41 180V181H40ZM54 180V181H53ZM56 180V182H55ZM66 180V181H65ZM73 180V181H72ZM81 180V181H80ZM85 180V181H84ZM89 180V181H88ZM136 180V181H135ZM138 180V182H137ZM150 180V181H149ZM154 180V182H153ZM163 180L166 181V183L163 182ZM177 180V181H175ZM192 180V182H191ZM195 180V182H194ZM197 180V181H196ZM223 180V181H222ZM251 180V181H250ZM36 181V182H35ZM40 181V182H39ZM50 181V182H49ZM87 181V182H86ZM129 181V183L127 182ZM162 181V182H161ZM188 181V182H187ZM242 181H245L244 184L241 183ZM249 181V182H248ZM2 182V183H1ZM13 182V184H12ZM20 182V184H18ZM23 182V183H22ZM29 184H27V183ZM33 182V183H32ZM72 182V183H71ZM97 182V183H96ZM107 182V183H106ZM115 182V183H114ZM135 183L132 184L131 183ZM146 182V183H145ZM175 182V184H174ZM254 182V183H253ZM264 182V181H263ZM31 183V184H30ZM42 183V185H41ZM90 183V184H89ZM92 186L95 183V186ZM126 183V184H125ZM128 183V184H127ZM143 183V184H142ZM154 183V184H152ZM163 183V185H162ZM172 185H171V184ZM180 183V184H179ZM183 185H182V184ZM194 183V184H192ZM202 183V184H201ZM205 183L207 184V186L205 185ZM212 183V184H211ZM218 183V184H217ZM253 183V186L255 187H251ZM3 184V185H2ZM9 186H8V185ZM24 184V185H23ZM26 184V185H25ZM76 184V185H75ZM85 186H84V185ZM88 184V185H87ZM112 184V185H111ZM138 184V185H136ZM156 184V185H155ZM161 184V185H159ZM171 186H170V185ZM196 184V185H195ZM201 184V185H199ZM212 186H210V185ZM256 184H259L256 185ZM262 184V185H260ZM12 185V186H11ZM28 185V186H27ZM34 185V186H33ZM40 185V187L38 186ZM44 185V186H43ZM72 185H75L72 186ZM81 185V186H80ZM97 185V186H96ZM142 185V186H141ZM180 185V186H178ZM185 185V187H184ZM189 185V186H187ZM192 187H191V186ZM204 185V186H203ZM209 185V186H208ZM216 185V186H215ZM250 185V186H249ZM31 186V187H30ZM39 188H37V187ZM50 186V187H49ZM62 186V187H61ZM111 186V187H110ZM154 186V187H151ZM155 186L157 188H155ZM162 186V187H159ZM166 186V187H165ZM201 186V188H199ZM206 186V187H205ZM261 186V187H260ZM5 187V188H4ZM74 187V189H73ZM82 187V188H81ZM114 187V188H113ZM127 187V188H126ZM129 187V188H128ZM131 187V188H130ZM137 187V188H135ZM149 187V188H148ZM165 189H162L164 188ZM168 187V188H167ZM171 187V188H169ZM181 187V188H180ZM195 187V189H193ZM206 190V192L204 191V189ZM208 187V188H207ZM263 187V188H262ZM7 188V189H6ZM19 188L21 189L20 191L22 192H17L19 190ZM23 188V189H22ZM36 190H35V189ZM86 188V189H85ZM88 188V189H87ZM90 188V189H89ZM97 188V189H96ZM102 188V189H101ZM105 188V189H104ZM110 190H109V189ZM160 188V190H159ZM178 188V189H176ZM188 188V190H187ZM210 188V189H209ZM213 188V189H212ZM217 190H215V189ZM254 188L256 190H254ZM259 188H262V190L260 189L259 191H257ZM6 189V190H5ZM40 192H38V190ZM72 189V190H71ZM79 189V190H78ZM85 189V190H83ZM92 189V190H91ZM116 189V190H115ZM125 189V192H123ZM129 189V190H127ZM135 189V190H134ZM139 191H137V190ZM152 189V190H151ZM172 189V190H171ZM181 189V190H180ZM189 189H191L189 191ZM198 189V190H197ZM208 189V190H207ZM219 189V191H218ZM225 190L223 192V190ZM251 189V190H250ZM16 190V191H15ZM29 190V191H28ZM35 190V191H33ZM50 190V191H49ZM63 190V191H62ZM76 190V191H75ZM87 190V191H86ZM91 190V191H90ZM96 190V191H95ZM98 190V191H97ZM109 190V191H108ZM133 192H132V191ZM144 190V191H143ZM156 190V192H155ZM165 190V191H164ZM169 190V191H167ZM174 190V191H173ZM178 191V195L176 194V192ZM184 190L188 191V192H183ZM196 190V194L193 193V191ZM212 190V191H211ZM232 190V192H231ZM254 193H252L253 191ZM47 191V192H46ZM49 191V192H48ZM56 191L58 194H56ZM59 191V192H58ZM86 191V192H85ZM108 191V192H107ZM153 191V192H152ZM211 191V194L210 192ZM217 191V192H216ZM222 191V192H221ZM4 192V193H3ZM29 192V194L27 193ZM32 192H35L32 194ZM47 194H45V193ZM52 192H55L54 194ZM65 192V193H64ZM77 198H76V195ZM81 192V193H80ZM84 196H83V194ZM93 192H95L97 194V197L95 199L94 196H96V194H92ZM102 192V193H101ZM105 194H104V193ZM122 192V194H121ZM130 192V193H129ZM140 192V193H139ZM155 192V194H154ZM161 192V193H160ZM163 192V197H161L160 194H162ZM183 194H182V193ZM201 192V193H200ZM205 192V193H204ZM220 192V193H219ZM231 192V193H230ZM257 192V193H256ZM8 193V194H7ZM16 193V194H15ZM19 193V194H18ZM37 193V194H36ZM51 193V194H50ZM67 193V194H66ZM100 193V194H99ZM108 193V194H107ZM136 193V195H135ZM142 193V194H141ZM159 193V194H156ZM165 193V195H164ZM173 193V195H172ZM189 193V195L187 194ZM192 193V194H191ZM201 195H199V194ZM208 193V194H207ZM214 193V195L216 196V194ZM225 195H224V194ZM228 193V194H227ZM230 193V194H229ZM237 193H241V192H237ZM255 193L257 194L255 196ZM260 193V194H259ZM4 194V195H3ZM39 194L40 198L37 197V195ZM72 194V196H71ZM91 194V195H90ZM104 194V195H103ZM125 194V195H124ZM129 194V196H128ZM131 194H133L131 196ZM175 194V195H174ZM191 194V195H190ZM204 194V195H203ZM206 194V195H205ZM251 194V195H250ZM9 195V196H8ZM11 195V196H10ZM28 195V196H27ZM109 195V196H107ZM112 197H111V196ZM121 195V196H120ZM160 195V198H158ZM172 198H171V196ZM184 195V196H183ZM194 195V196H193ZM197 195V196H196ZM210 195V196H209ZM226 197H224V196ZM229 197H228V196ZM253 195V196H252ZM4 196V197H3ZM8 196V197H7ZM22 196L24 198H22ZM75 196V197H74ZM80 196V200H78ZM92 196V197H91ZM140 196V198H139ZM153 196V197H152ZM158 196V197H157ZM168 196V197H167ZM179 196V197H178ZM182 196V197H181ZM188 196H193L191 198H189ZM196 196V198H195ZM203 196V197H202ZM204 196H206V198L203 200ZM221 196V198L219 197ZM244 195L242 194V197ZM252 196V197H251ZM255 196V197H254ZM17 197V200H16ZM21 197V198H20ZM26 197V199H25ZM32 197L31 200H35L30 201L29 199ZM72 199H71V198ZM89 197V198H88ZM100 197V198H99ZM108 197V198H107ZM126 197V198H123ZM138 197V198H137ZM149 197V198H148ZM178 201H177V199ZM198 197V198H197ZM202 197V198H201ZM209 197V199H208ZM231 197L233 199H231ZM245 197V196H244ZM251 197V198H250ZM38 198V199H37ZM52 201V202H49ZM70 200H69V199ZM101 201H99V199ZM105 198V199H104ZM129 198V200H128ZM133 198V199H132ZM137 198V199H136ZM153 198V202L152 199ZM156 198V199H155ZM158 198V199H157ZM171 198V199H169ZM188 198V199H187ZM195 198V199H194ZM229 198V199H227ZM238 198V197H237ZM246 198V200H248ZM5 199V200H4ZM13 199V200H12ZM19 199V200H18ZM21 199V200H20ZM23 199V200H22ZM64 199V200H63ZM97 199V200H96ZM103 199V200H102ZM111 201H110V200ZM143 199V200H142ZM165 199V200H164ZM167 199V200H166ZM176 199V200H175ZM187 199V200H186ZM208 199V200H207ZM236 199V198H235ZM254 199V200H253ZM7 200V201H6ZM61 200V201H60ZM83 200V204L81 203V201ZM93 200V201H92ZM115 202H114V201ZM128 200V201H127ZM131 200V201H130ZM133 200V201H132ZM135 200V201H134ZM141 200V201H140ZM157 200L158 202L156 203ZM164 200V201H163ZM169 200V201H168ZM184 200V201H183ZM207 200V201H206ZM214 200V199H213ZM222 200V202H223ZM248 200V201H249ZM13 201V202H12ZM24 203H22V202ZM28 201V202H27ZM48 201V202H46ZM58 201V202H57ZM110 201V202H109ZM113 201V202H112ZM144 201V202H143ZM150 203L148 205V203ZM151 201V202H150ZM155 201V202H154ZM167 201V203H166ZM193 201V203H192ZM198 201V202H197ZM201 206L199 203H201ZM216 201V200H214ZM256 201V202H255ZM10 204H8V203ZM39 202V203H38ZM41 202V203H40ZM44 204H43V203ZM64 202V205H63ZM76 202V203H75ZM88 203V205H86V203ZM95 202V203H94ZM97 202V204H96ZM135 202V203H134ZM141 202V203H140ZM173 202V203H172ZM186 202V203H184ZM197 202V203H195ZM204 202V204H203ZM208 202V203H205ZM6 203V204H5ZM14 205H13V204ZM16 203V204H15ZM21 203V204H20ZM37 203V204H36ZM47 203V204H46ZM70 206H67L69 205ZM80 203V204H78ZM116 203V205H115ZM118 203V204H117ZM147 205H145V204ZM163 203V204H162ZM171 203V204H170ZM177 203V204H176ZM241 203V202H239ZM256 203V204H255ZM2 204V205H1ZM8 204V205H7ZM38 204H41V207ZM53 204V205H52ZM61 204V205H60ZM75 204V205H74ZM77 204V205H76ZM96 206H94V205ZM102 204V205H101ZM120 204V205H119ZM155 204V205H154ZM165 204V205H164ZM192 204V206H191ZM196 204V205H195ZM198 204V205H197ZM7 205V206H5ZM28 205V206H27ZM55 205V207H53ZM72 205V206H71ZM91 205V206H90ZM105 205V206H104ZM111 205V206H109ZM119 205V206H118ZM123 205V206H122ZM136 205V206H135ZM157 205V206H156ZM164 205V206H163ZM175 205V206H174ZM254 205V206H253ZM16 206V207H15ZM27 206V207H26ZM30 206V207H29ZM33 206V207H32ZM75 206V207H74ZM78 206V207H77ZM83 206V207H82ZM88 206V207H86ZM100 208H99V207ZM115 208H114V207ZM130 206V207H129ZM139 206V208L137 207ZM162 206V207H161ZM173 206V207H172ZM177 206V207H176ZM193 208H191V207ZM202 209H201V207ZM208 206V207H207ZM242 206V207H241ZM3 207V208H2ZM20 207V208H19ZM32 207V208H31ZM47 209L44 210L43 212V208ZM60 207V208H59ZM73 207V208H72ZM90 207V208H89ZM102 207V208H101ZM109 207V209H108ZM134 209H133V208ZM144 207V208H143ZM146 207L148 209H146ZM172 207V208H171ZM186 207V208H185ZM195 207V208H194ZM207 207V208H206ZM211 207V208H210ZM239 207V208H238ZM247 207V208H246ZM252 209H251V208ZM11 208V209H10ZM15 210H14V209ZM19 210H18V209ZM27 211H26V209ZM30 208V209H29ZM37 208V209H36ZM66 208V209H65ZM75 208V209H74ZM83 210H82V209ZM91 208H94L93 211ZM114 208V209H113ZM154 208V209H153ZM164 208V209H163ZM180 208V209H179ZM182 208V209H181ZM184 208V211H183ZM191 208V209H190ZM197 208V209H196ZM204 208V209H203ZM238 208V209H237ZM245 209L243 211V209ZM21 209V210H20ZM36 209V210H35ZM50 209V210H49ZM56 211H55V210ZM58 209V210H57ZM62 209V210H61ZM68 209H74V210H68ZM97 211H94V210ZM102 209V210H101ZM116 209V210H115ZM121 209V210H120ZM132 209V210H131ZM151 211H150V210ZM161 209V210H160ZM172 209V210H171ZM179 209V210H178ZM195 209V211H194ZM201 209V210H199ZM205 209L206 213H205ZM5 212H3V211ZM13 210V211H12ZM40 212H38V211ZM54 210V211H52ZM85 210V211H84ZM99 210V211H98ZM129 210V211H128ZM137 210V211H136ZM140 210V211H139ZM145 210H147V212H144ZM155 210V211H154ZM157 212L161 211L162 213L164 212V210L166 211V216L164 213L162 214L161 212ZM169 210V211H168ZM182 210V211H181ZM190 212L188 213L187 212ZM209 210V212H208ZM234 210L235 213L237 211H239V213L237 212L234 215ZM10 211V212H9ZM12 211V212H11ZM21 211V212H20ZM32 211V212H30ZM64 211V212H61ZM73 211V212H72ZM91 213H89V212ZM103 211V212H102ZM126 211V212H125ZM135 211V212H134ZM150 211V212H149ZM176 211V212H174ZM180 211V212H179ZM192 211V212H191ZM214 213L212 214L211 213ZM230 211V213H229ZM247 211V212H245ZM249 211V212H248ZM250 211H253L250 212ZM17 212V213H16ZM19 212V213H18ZM46 212V213H45ZM53 212V213H52ZM57 212V213H56ZM67 214H64L66 213ZM83 212V213H82ZM94 212V213H93ZM96 212L98 214H96ZM115 212V213H114ZM123 212V213H122ZM128 212V213H127ZM137 212V213H136ZM144 212V213H143ZM153 212V213H152ZM155 212V213H154ZM183 216H182V214ZM243 212H245V215ZM11 213V215H9ZM28 213H30L29 215H27ZM35 213V214H34ZM41 214V216H38ZM48 213V214H47ZM52 213V214H51ZM71 215H69V214ZM75 213H77L76 215H74ZM87 213V214H86ZM109 213V214H108ZM126 213V215L124 214ZM152 213V214H151ZM169 213V214H168ZM176 215H175V214ZM186 213V214H185ZM209 213V216L207 215ZM233 213V214H232ZM243 215H242V214ZM6 214V215H5ZM43 214V215H42ZM48 215L47 217L44 215ZM51 214V215H50ZM78 214L80 215V217H77ZM90 214V215H89ZM95 214V215H94ZM111 214V215H110ZM130 214V216H129ZM137 214V215H136ZM155 214V215H154ZM160 214V215H158ZM171 214V215H170ZM201 214V215H200ZM207 216H206V215ZM212 216H211V215ZM216 214V215H215ZM230 214V215H229ZM241 214V215H240ZM255 214V215H252ZM13 215V216H12ZM50 215V216H49ZM56 215V216H55ZM62 215V216H60ZM68 217H67V216ZM74 215V216H72ZM83 215V216H82ZM100 216L98 217H93V216ZM106 217H105V216ZM138 217H136V216ZM141 217H140V216ZM146 215V216H145ZM148 215V216H147ZM150 215V217H149ZM153 215V216H152ZM164 215V216H162ZM175 215V216H174ZM199 215V216H198ZM205 215V216H204ZM17 216V217H16ZM20 216V219H19ZM22 216V217H21ZM24 216V217H23ZM38 216V217H37ZM44 216V217H43ZM52 216L54 218H52ZM104 216V217H103ZM107 216L109 217V219L107 218ZM125 216V217H124ZM142 216H145L146 219L148 218V223L150 221V223L148 224L146 219H144ZM156 216V217H155ZM179 216V217H178ZM186 219H185V217ZM246 216V217H245ZM252 216V217H251ZM258 219H255V217ZM10 217H12L10 219ZM35 217V218H34ZM42 217V218H41ZM57 217V218H56ZM72 217V218H70ZM77 217V218H76ZM88 217V219H87ZM91 217V219H90ZM93 217V219H92ZM116 217V218H115ZM131 217V219H130ZM140 217V218H139ZM153 217V218H152ZM159 217V218H158ZM165 217V218H164ZM167 217V219H166ZM173 217V218H172ZM175 217V218H174ZM181 217H184L181 219ZM241 217V218H240ZM245 217V218H244ZM11 220L9 221L8 220ZM45 219V220H41V219ZM51 218V219H50ZM62 219L60 221V219ZM102 218V220L100 219ZM107 218V219H105ZM112 218V219H111ZM121 218V219H120ZM123 218V219H122ZM134 218V219H133ZM141 218H143L141 220ZM155 218V219H154ZM161 218L162 221H161ZM168 218L170 220H168ZM203 218V219H202ZM205 218V219H204ZM213 218V219H212ZM215 218V219H214ZM240 218V219H239ZM251 220H250V219ZM260 218V220H259ZM57 219V220H56ZM73 219V220H72ZM98 219V220H96ZM100 219V220H99ZM139 219V220H138ZM166 219V220H164ZM179 219V220H178ZM182 222H180L181 220ZM186 220L184 222V220ZM191 219V220H190ZM225 219V220H224ZM56 220V221H55ZM65 220V221H64ZM83 220V222H82ZM89 220V221H88ZM114 220V221H113ZM156 220V221H155ZM159 220L162 222H159ZM176 220V221H175ZM197 220V221H196ZM201 220V221H200ZM204 220V222H203ZM219 220L221 222V225H218L217 223H219ZM224 220V222H223ZM250 220V221H249ZM257 220V222H256ZM261 220L263 222H261ZM14 221V222H13ZM73 221V224L71 223ZM76 221V222H75ZM104 221V222H103ZM155 221V222H154ZM165 221V223L163 222ZM191 223H190V222ZM199 221V222H198ZM217 221V225L221 226L218 227L214 222ZM253 221V222H251ZM8 222V224H6ZM40 225H39V223ZM43 222V225H42ZM66 222V223H65ZM85 222V223H84ZM119 222V223H118ZM125 222V223H124ZM136 222V223H135ZM249 222V223H248ZM46 223V224H44ZM58 223V225H57ZM65 223V224H64ZM68 223H70L68 225ZM78 223V224H76ZM100 223V224H99ZM108 223V225H106ZM123 223V224H122ZM129 223V224H128ZM139 223V224H137ZM145 223V224H144ZM159 223V225H158ZM173 223V225H172ZM180 223V224H177ZM182 223L183 226L182 227ZM205 223L206 227L205 228ZM259 224L261 226V228L258 230L260 231L259 233H261V236H257L259 233L258 231H256L257 226L256 225ZM13 224V226L11 225ZM23 224V225H22ZM35 224V226H34ZM53 226H52V225ZM70 229H67L68 227ZM74 224L76 226H74ZM83 224V225H81ZM93 224V225H92ZM98 224V225H97ZM102 224V225H101ZM121 224V225H120ZM126 224V225H125ZM143 224L145 225V227L143 226ZM148 224V225H147ZM155 224V225H154ZM164 224V225H163ZM171 224V225H170ZM176 224L178 226H176ZM200 224V225H199ZM202 224V225H201ZM213 224V225H212ZM218 227H216L215 225ZM5 225V226H4ZM11 225V226H10ZM33 227H32V226ZM91 225V226H90ZM95 225V227H93ZM102 227H101V226ZM104 225V226H103ZM110 225V226H109ZM134 225V226H133ZM211 225V226H210ZM252 225V226H251ZM4 226V227H3ZM31 226V227H29ZM39 226V227H38ZM75 229V231H71L72 227ZM80 226V227H79ZM99 228H98V227ZM115 226L114 228L112 227ZM120 226V227H117ZM140 226V228H139ZM151 226V227H150ZM155 226V227H153ZM158 228V231L156 230ZM164 226V229L163 227ZM173 226V227H172ZM175 226V227H174ZM192 226V227H191ZM197 226V227H196ZM202 228H201V227ZM213 226H215L213 228ZM226 226V228H225ZM250 226V228H249ZM263 226V227H262ZM37 227V228H35ZM53 227V228H52ZM60 227V228H59ZM85 229H84V228ZM89 228V231L86 229ZM97 227V228H96ZM105 227V228H104ZM130 227V228H129ZM143 227V228H142ZM176 227L179 229L180 234L178 229H176ZM199 227V228H198ZM210 227V228H209ZM212 227V228H211ZM5 228V229H4ZM8 231H7V229ZM13 228V229H12ZM15 228V229H14ZM50 228V229H49ZM52 228V229H51ZM56 228L59 230V235L57 234L58 232ZM77 228V229H76ZM92 228L94 230H92ZM108 230H107V229ZM111 228V229H110ZM133 228H136L134 230H132ZM142 230H139L141 229ZM146 228V230H144ZM175 229V230H172ZM192 228V229H191ZM193 228H195V230H198V232L196 231L195 233L191 234L193 232ZM209 228V229H208ZM223 228V229H222ZM44 229V230H42ZM64 229V230H63ZM100 229V230H99ZM118 229V230H117ZM155 229V230H154ZM171 229V231H170ZM187 229H189L187 231ZM212 229V230H210ZM214 229L216 231H214ZM222 229V232L225 234H223L220 230ZM263 229V230H261ZM5 230V231H4ZM12 232H11V231ZM36 230V231H35ZM40 232V230H42L39 234L38 232ZM61 230V232H60ZM67 230V231H66ZM111 230V231H110ZM122 230V231H121ZM125 232H124V231ZM165 234H163V231ZM183 230V232H182ZM210 230V231H209ZM224 230V231H223ZM44 231V232H43ZM85 231V232H83ZM93 231V232H92ZM95 231V232H94ZM114 231V232H113ZM121 231V232H120ZM133 231V232H132ZM160 231V233H159ZM170 231V232H169ZM174 231V232H173ZM212 231V232H211ZM220 231V234H219ZM255 231V233H254ZM8 232V234L6 233ZM43 232V233H42ZM65 232V233H63ZM129 232V233H127ZM145 232V233H144ZM156 232V233H155ZM186 232V233H185ZM199 232L203 233L200 234ZM211 232V233H210ZM5 233V234H4ZM53 233V234H52ZM75 233L77 234V236L75 235ZM113 233V235H111ZM182 233V234H181ZM254 233V234H253ZM97 234V235H96ZM103 234V235H101ZM124 234H127V236H125ZM159 234V235H158ZM179 234V235H178ZM187 234V235H185ZM213 234V235H212ZM218 234V236L216 235ZM21 235V236H20ZM56 237H54V236ZM74 235V237H73ZM110 235V237H108ZM121 235V236H119ZM134 235V236H133ZM158 235V237H157ZM169 235V236H167ZM174 235V236H173ZM177 235V236H176ZM194 235V236H193ZM196 235V236H195ZM200 237H199V236ZM205 235L208 237H206V240L204 239ZM209 235V236H208ZM260 235V234H259ZM12 236H14L15 238H12ZM27 236V237H26ZM34 236V238H33ZM46 236V237H45ZM80 236V237H79ZM93 236V237H91ZM98 236V237H97ZM119 236V237H118ZM133 236V237H132ZM163 236V237H162ZM188 236V237H186ZM220 236L222 238H220ZM4 236V238H6ZM36 237L38 238V240H36ZM48 239V241L45 238ZM62 237H64L63 239L66 241H63ZM73 237V238H72ZM86 237V238H85ZM102 237V240H101ZM104 237V238H103ZM106 237V238H105ZM125 238V240L123 238ZM126 237H131L130 239L126 238ZM160 237V238H159ZM162 237V238H161ZM173 237V238H172ZM211 239H210V238ZM214 237V240H212V238ZM11 238V240H10ZM21 238V239H19ZM44 238V239H42ZM57 238V239H56ZM70 238V240H69ZM76 238V239H75ZM85 238V239H84ZM89 238V239H87ZM97 238V239H96ZM109 238V241H108ZM137 238V239H136ZM155 238V239H154ZM180 238V239H179ZM182 238H184L185 241H181ZM198 238V239H197ZM202 238V239H201ZM225 238V239H224ZM19 239V240H18ZM42 239V240H41ZM78 239V244L76 243ZM84 239V240H82ZM91 239V241H90ZM95 239V241L93 240ZM117 239V241H116ZM119 239V240H118ZM123 239V240H122ZM134 239V240H133ZM163 239V240H162ZM166 239V240H165ZM195 239V240H193ZM209 239V240H208ZM219 239V240H218ZM224 239V240H223ZM253 239V240H252ZM36 240V241H35ZM52 240V242H51ZM57 240V241H55ZM61 240V241H60ZM76 240V241H75ZM82 240V242H81ZM88 240V242H87ZM106 240V241H105ZM131 242H129V241ZM145 240V241H144ZM153 240V241H152ZM161 240V241H159ZM169 240V241H168ZM189 242H188V241ZM202 240V241H201ZM206 243H205V241ZM225 243L224 244L222 241ZM262 240V241H261ZM15 241V242H14ZM52 243H50V242ZM64 243H63V242ZM144 242V244L141 246V244ZM163 241V243H162ZM175 241V242H174ZM180 241V242H179ZM196 241H199L201 243V245L198 244V242L196 243ZM212 241V242H211ZM216 241V242H215ZM221 241V243H220ZM260 241V243H258ZM25 242V243H24ZM31 242V243H30ZM33 242V243H32ZM36 242V243H35ZM62 242V243H61ZM74 242V245H72L71 243ZM106 242V243H105ZM109 242V243H108ZM111 242L114 243L110 244ZM121 242V243H120ZM129 242V243H128ZM135 242V243H134ZM165 242V243H164ZM169 242V243H168ZM172 242V243H171ZM209 242V243H208ZM40 243V244H39ZM42 243V245H41ZM47 244V245H43V244ZM50 243V244H48ZM61 243V245H60ZM68 243V244H67ZM81 243V244H80ZM93 243H101V248L98 247L100 246L98 244V246L96 244ZM105 243V244H104ZM123 243V244H122ZM131 243V244H130ZM159 243V244H158ZM168 243V244H167ZM177 243V244H176ZM192 243V244H191ZM241 243V244H240ZM253 243V244H252ZM29 244V246H28ZM31 244V245H30ZM57 246H55V245ZM80 244V245H79ZM84 247H83V245ZM87 244V245H86ZM92 244V245H90ZM102 244L105 245L102 246ZM121 244H122V248H121ZM155 247H154V245ZM174 244V245H173ZM176 244V245H175ZM179 245V248L178 247ZM184 244V245H183ZM205 244V245H204ZM209 244V245H208ZM216 244V245H215ZM221 244V245H220ZM224 244V245H222ZM42 246V247H38V246ZM50 245H52V248L50 247ZM65 245V246H64ZM68 249H67V247ZM69 245V246H68ZM107 245V247H106ZM125 245V246H124ZM135 245V246H134ZM150 245V247H149ZM153 245V246H152ZM181 245H183L181 247ZM194 245V246H193ZM203 245V246H202ZM209 247H208V246ZM213 245V246H211ZM215 245V246H214ZM261 245V246H260ZM44 246H48L50 247L49 251L48 249H45ZM64 246V247H63ZM86 246V248H85ZM91 247L92 249L88 248ZM94 246V247H92ZM96 246V248H95ZM110 246L114 247V248H118V249H111ZM134 246V247H133ZM138 246V247H137ZM169 246V247H168ZM173 246V247H170ZM176 246V247H175ZM188 246V247H187ZM207 247V249L204 248ZM222 246V248H221ZM224 246V247H223ZM225 246L227 248H225ZM35 247L37 248V250L35 249ZM64 248V249H60V248ZM73 247V248H72ZM83 247V248H82ZM133 247V248H132ZM148 247V248H147ZM159 247V248H158ZM164 247V248H163ZM176 249H175V248ZM190 247V249H189ZM194 247V248H192ZM196 247V248H195ZM54 248H56L54 250ZM66 248V249H65ZM72 248V250H71ZM80 248V249H79ZM84 248L87 250H89V252L84 251ZM95 248V249H94ZM107 248V249H106ZM125 248V249H124ZM128 248V249H127ZM143 248V249H142ZM158 250H157V249ZM166 248V249H165ZM172 248L175 250H172ZM185 248V249H183ZM204 248V249H203ZM211 248V249H210ZM225 248V252H223V249ZM253 248V249H251ZM45 249V250H44ZM60 249V250H59ZM94 249V250H93ZM101 249V250H100ZM122 249V250H121ZM162 249V250H160ZM178 249V250H177ZM180 249V250H179ZM194 249V250H193ZM227 249V250H226ZM44 250V251H43ZM65 250V252L62 251ZM71 250V251H70ZM74 250V251H73ZM84 252H83V251ZM102 252H100V251ZM105 250V251H104ZM109 252V254L107 253V251ZM112 250V252L110 253V251ZM119 250V251H118ZM127 250V251H126ZM138 250V251H137ZM143 250V251H140ZM146 250V251H145ZM156 250V251H155ZM160 250V251H159ZM188 250V252H187ZM211 250V251H210ZM250 250V251H249ZM251 250L253 252H251ZM59 251L61 253H59ZM66 251L68 253H66ZM76 251V252H75ZM81 251V252H80ZM92 251V252H91ZM95 251L97 252L96 254H98L99 252V256L101 257H97L98 255L95 254ZM148 251V252H147ZM150 251V252H149ZM169 251L168 254H166ZM172 251V252H171ZM183 251V254L182 252ZM198 251V252H197ZM201 251V252H200ZM209 251V252H208ZM213 251V252H212ZM230 251V252H229ZM249 253H248V252ZM49 252V253H48ZM75 252V253H74ZM92 254H91V253ZM114 252V253H113ZM127 254H124V253ZM171 252V254H170ZM175 252H177L175 254ZM192 254H191V253ZM221 252H223V254H221ZM246 252V253H245ZM56 253V254H55ZM62 253H66V254H62ZM90 254V256H87ZM102 253V254H101ZM113 253V254H112ZM122 253V254H121ZM148 255H147V254ZM150 253V254H149ZM159 256H158V254ZM164 254L162 256V254ZM179 253V254H178ZM185 253V254H184ZM189 255H188V254ZM196 255H195V254ZM202 253V254H201ZM209 253V254H208ZM253 253V254H252ZM53 254V255H52ZM62 254V256L60 255ZM71 254V255H70ZM78 254V255H77ZM81 254V255H80ZM96 256H94V255ZM103 254H105L103 256ZM107 254V255H106ZM121 254V255H120ZM146 254V255H144ZM154 254V255H153ZM161 254V256H160ZM169 254L171 256H169ZM173 254V257H172ZM181 254V256H180ZM216 254V255H214ZM59 255V257L57 256ZM68 255V260H67V256ZM76 255V256H75ZM84 255V256H83ZM86 255V256H85ZM109 255V256H108ZM124 255V257H123ZM126 255V256H125ZM129 255V256H128ZM139 255V257H138ZM177 255V256H175ZM194 255V256H193ZM200 255V256H199ZM202 255V257H201ZM211 255V256H210ZM224 255V256H223ZM256 255V256H255ZM71 256V257H70ZM79 256V257H78ZM81 256V257H80ZM93 256V257H92ZM107 256V257H106ZM116 258H119V257ZM133 256L134 259H133ZM143 256V257H142ZM145 256V258H144ZM148 258H147V257ZM155 256H157L156 258H154ZM169 256V257H167ZM180 256V258H179ZM188 256V257H187ZM192 256V257H191ZM199 256V257H196ZM216 256V257H215ZM222 256V257H220ZM256 257L255 259H253L252 257ZM260 256V257H259ZM64 257H66L64 259ZM73 257V258H72ZM110 257V258H108ZM141 257V258H140ZM160 257V258H159ZM165 257V258H164ZM167 257V259H166ZM191 257V258H190ZM211 257V259H210ZM5 258V259H4ZM8 258V260H7ZM9 258H11V260L9 261ZM15 256L13 257H5V256H0V264H24L21 261H18L17 258ZM76 258V260L74 259ZM77 258H80L77 260ZM84 258V259H83ZM95 260H94V259ZM103 258V259H102ZM107 258V259H105ZM148 260H147V259ZM193 258V261H192ZM200 258L203 260V262L200 260ZM215 258V259H213ZM219 258V259H217ZM2 259V260H1ZM16 259V260H15ZM87 259V260H86ZM93 259V260H92ZM98 259V260H97ZM121 259V258H120ZM133 259V260H132ZM136 259V261H134ZM163 259V261H162ZM181 259V260H180ZM184 259V260H183ZM197 259V260H196ZM211 261H208V260ZM13 260V261H12ZM75 262H74V261ZM86 262H85V261ZM148 262H147V261ZM151 260V263H150ZM81 261V262H80ZM82 261H84V263H82ZM98 261V262H97ZM167 261V262H166ZM190 261V262H189ZM195 261V262H194ZM197 261V262H196ZM207 261V263H206ZM213 261V262H212ZM16 262V263H15ZM65 262V263H66ZM70 262V263H69ZM96 262V263H95ZM134 262V263H133ZM146 262V263H145ZM166 262V263H165ZM78 264V263H77Z\"/></svg>","mask_w":264,"mask_h":264},{"label":"bare ground","instance_id":"6f19581e","mask_svg":"<svg viewBox=\"0 0 264 264\" xmlns=\"http://www.w3.org/2000/svg\"><path fill=\"white\" fill-rule=\"evenodd\" d=\"M3 2H4V0H3ZM70 2H72V1H70ZM77 4H78V3H77ZM249 4H250V3H249ZM35 5H37V4L35 3ZM78 5H79V4H78ZM80 6H81V5H80ZM192 6H193V5H192ZM255 6H256V5H255ZM29 7H30V6H29ZM38 7H40V6H38ZM193 7H195V6H193ZM193 7H192V10H193ZM3 8H4V7H3ZM3 8H2V6H1L0 11H1V10L6 11V10L8 9V8H7V9H3ZM80 8H81V7H80ZM189 8H190V7H189ZM257 8H258V7H257ZM22 9H23V8H22ZM34 9H35V8H34ZM78 9H79V6H78ZM78 9H77V10H78ZM243 9H244V8H243ZM245 9H246V8H245ZM8 10H9V9H8ZM30 10H31V9H30ZM79 10H82V8L79 9ZM79 10H78V12H79ZM163 10H165V9H163ZM221 10H222V9H221ZM232 10H234V8H233ZM252 10H253V9H252ZM4 11H3V13H4ZM38 11H39V10H38ZM82 11H83V10H82ZM188 11H190V10L188 9ZM193 11H194V10H193ZM234 11H235V10H234ZM234 11H232V12H234ZM1 12H2V11H1ZM1 12H0V13H1ZM6 12H10V10H9V11H6ZM20 12H21V11H20ZM40 12H41V11H40ZM80 12H81V11H80ZM160 12H161V11H160ZM162 12H163V11H162ZM164 12H165V11H164ZM191 12H192V11H191ZM30 13H32V12H30ZM222 13H223V12H222ZM263 13H264V12H263ZM5 14H6V13H4L3 15H4V17L6 18ZM10 14H11V13H10ZM20 14H21V13H20ZM36 14H38V13H36ZM75 14L79 15L78 13H75ZM192 14H193V13H192ZM6 15L9 16V14H6ZM18 15H19V14H18ZM33 15H35V14H33ZM225 16H226V14H225ZM246 16H247V15H246ZM12 17H13V16H12ZM28 17H29V16H28ZM28 17H27V18H28ZM34 17H35V16H34ZM1 18H2V16H1ZM8 18H10V17H8ZM14 18H15V17H14ZM25 19H26V18H25ZM31 19H32V18H31ZM34 19H35V18H34ZM53 19H55V18H53ZM228 19H229V18H228ZM12 20H13V19H12ZM14 20H16V19H14ZM32 20H33V19H32ZM251 20H252V19H250V21H251ZM261 20H262V19H261ZM16 21H17V20H16ZM33 21H35V20H33ZM53 21H54V20H53ZM53 21H52V22H53ZM219 22H220V21H219ZM241 22H242V21H241ZM251 22H252V21H251ZM247 23H248V21H247ZM252 23H253V22H252ZM231 24H232V23H231ZM242 24H243V23H242ZM56 25H57V24H56ZM192 25H193V23L191 24V26H192ZM194 25H195V24H194ZM194 25H193V26H194ZM229 25H230V24H229ZM246 25H247V24H246ZM250 25H251V24H250ZM255 25H256V24H255ZM33 26H34V25H33ZM186 26H189V27H190V25H186ZM235 26H236V25H235ZM189 27H185V28H189ZM195 27H196V26H194V28H195ZM247 27H248V26H247ZM42 28H43V27H42ZM192 28H193V27H192ZM192 28H190V29L192 30ZM78 29H79V28H78ZM30 30H31V29H30ZM33 30H34V29H33ZM35 30H36V29H35ZM74 30H76V29H74ZM107 30H108V29H107ZM184 30H185V29H184ZM188 30H189V29H188ZM223 30H225V29H223ZM39 31H40V30H39ZM47 31H48V30H47ZM53 31H54V28H53ZM53 31H52V32H53ZM79 31H80V29H79ZM186 31H187V30H186ZM194 31H196V30H194ZM32 32H34V31H32ZM48 32H50V31H48ZM76 32H77V31H76ZM99 32H100V31H99ZM190 32H191V31H190ZM192 32H193V31H192ZM46 33H47V32H46ZM53 33H54V32H53ZM31 34H32V33H31ZM34 34H36V32H34ZM43 34H45V33H43ZM47 35H49V34H47ZM109 35H110V34H109ZM118 35H119V34H118ZM30 36H31V35H30ZM92 36H93V35H92ZM258 36H259V35H258ZM260 36H261V35H260ZM44 37H45V36H44ZM93 37H94V36H93ZM95 37H97V36H95ZM128 37H129V36H128ZM37 38H38V37H37ZM64 38H65V37H64ZM90 38H91V37H90ZM110 38H112V37H110ZM124 38H125V37H124ZM86 39L88 40L89 38H86ZM114 39H115V37H114ZM119 39H120V37H119ZM127 39H128V38H127ZM34 40L36 41V39H34ZM44 40H47V39L44 38ZM59 40H61V38H60ZM84 40H85V39H84ZM90 40H91V39H90ZM90 40H89V41H90ZM93 40L96 41L97 39H96V38H93ZM93 40H91V43H90V44H92V41H93ZM100 40H101V39H100ZM117 40H118V39H117ZM138 40H140V39H138ZM159 40H160V39H159ZM159 40H158L157 43H160V42H161V41H159ZM162 40H163V39H162ZM166 40H167V39H166ZM221 40H222V39H221ZM28 41H29V40H27V42H28ZM30 41H31V40H30ZM42 41H43V40H42ZM95 41H94V42H95ZM133 41H134V40H133ZM144 41H145V40H144ZM223 41H224V39H223ZM223 41H222V42H223ZM254 41H255V40H253L252 42L255 43ZM258 41H259V40H257L256 43H258ZM56 42H57V41H56ZM61 42H62V40H61ZM63 42H64V40H63ZM70 42H71V41H70ZM111 42H112V41H111V39H110V43H111ZM149 42H150V40H149ZM162 42H163V41H162ZM162 42H161V43H162ZM166 42H167V41H166ZM222 42H221V43H222ZM248 42H249V41H248ZM252 42H251V45L253 44ZM262 42H263V41H262ZM29 43H31V42H29ZM44 43H45V42H44ZM83 43H84V42H83ZM113 43H114V41H113ZM118 43H119V41H118ZM136 43H138V42H136ZM141 43H142V42H141ZM143 43H144V42H143ZM146 43H147V42H146ZM146 43H144V45H145ZM163 43H164V42H163ZM225 43H226V42H225ZM233 43H234V42H233ZM32 44H33V43H31V47H30L29 45H28V46H29L30 48H32V47H33ZM90 44H89V42H88V45H90ZM122 44H123V43H122ZM164 44H165V43H164ZM214 44H215V43H214ZM234 44H235V43H234ZM258 44H260V46H261L260 41H259ZM37 45H38V44H37ZM40 45H41V44H40ZM96 45H97V44H96ZM100 45H101V44H100ZM130 45H131V44H130ZM144 45H143V46H144ZM159 45H160V44H159ZM159 45H158V46H159ZM220 45H221V47H222V46H225L224 44H223V45L220 44ZM236 45H237V44H236ZM249 45H250V43H249ZM255 45H256V44H255ZM255 45H254V46H255ZM28 46H27V47H28ZM91 46H95V45H91ZM91 46H90V47H91ZM97 46H98V45H97ZM109 46H110V45H109ZM119 46H120V43H119ZM138 46H139V45H138ZM234 46H235V45H234ZM256 46H257V45H256ZM258 46H259V45H258ZM258 46H257V47H258ZM29 47H28V48H29ZM34 47H36V46H34ZM73 47H74V46H73ZM90 47H89V48H90ZM95 47H96V46H95ZM114 47H116V46H114ZM123 47H124V46H123ZM149 47H150V46H149ZM214 47H215V46H214ZM252 47H253V46H252ZM89 48H88V49H89ZM106 48H107V47H106ZM139 48H140V47H139ZM144 48H146V47H144ZM144 48L142 47L141 50H139V49H138V50H139V51H144V50H143ZM152 48H153V47H152ZM224 48H225V47H224ZM254 48L256 49V47H254ZM260 48H262V46H261ZM74 49H75V48H74ZM86 49H87V48H86ZM97 49H98V47H97ZM100 49H101V48H100ZM119 49H120V48H119ZM129 49H130V48H129ZM148 49H149V48H147L146 50H148ZM231 49H232V48H231ZM263 49H264V48H263ZM28 50H30V49H28ZM75 50H76V49H75ZM136 50H137V49H136ZM150 50H151V49H150ZM232 50H233V49H232ZM25 51H26V50H25ZM72 51H73V50H72ZM79 51H80V50H79ZM79 51H78V52H79ZM88 51H89V50H88ZM110 51H111V50H110ZM113 51H114V50H113ZM129 51H130V50H129ZM215 51H217V50H215ZM253 51H254V50H253ZM29 52H30V51H29ZM78 52H76V53H78ZM106 52H107V51H106ZM115 52H116V51H115ZM115 52H114V53H115ZM120 52H121V51H120ZM156 52H157V51H156ZM171 52H173V51H171ZM218 52H220V51H218ZM258 52H259V51H258ZM25 53H26V52H25ZM79 53H81V52H79ZM86 53H87V51H86ZM89 53H90V52H89ZM92 53H93V52H92ZM92 53H91V54H92ZM96 53H97V52H96ZM102 53L105 54V52H102ZM132 53H133V52H132ZM132 53H131V54H132ZM140 53H141V52H140ZM142 53H144V52H142ZM148 53L150 54V51H149ZM148 53H146V54H148ZM248 53H249V51H248ZM250 53H252V51H251ZM250 53H249V55H250ZM32 54H33V53H32ZM32 54H30V55H32ZM81 54H82V53H81ZM103 54H102V55H103ZM146 54H145V55H146ZM222 54H223V53H222ZM26 55H28V54H26ZM26 55H25V56H26ZM30 55H29V56H30ZM112 55H113V53H112ZM135 55H136V54H135ZM137 55H139V54L137 53ZM142 55H143V54H142ZM206 55H207V54H206ZM210 55H211V54H210ZM226 55H227V54H226ZM258 55H259V54H258ZM260 55H261V54H260ZM29 56H28V57H29ZM88 56H89V55H88ZM88 56H87V57H88ZM99 56H100V55H99ZM107 56H108V55H107ZM107 56H106V57H107ZM133 56H134V54H133ZM150 56H151V55H149V57H148V56H147V57L150 58ZM222 56H223V55H222ZM246 56H248V55H246ZM26 57H27V56H26ZM31 57H32V56H31ZM31 57H30V58H31ZM34 57H35V56H34ZM93 57H94V56H93ZM96 57H97V56H96ZM96 57H95V58H96ZM104 57H105V55H104ZM127 57H128V56H127ZM136 57H137V56H136ZM143 57H144V56H143ZM209 57H210V56H209ZM248 57H249V56H248ZM260 57H261V56H258V58H260ZM16 58H17V57H16ZM16 58H15V59H16ZM88 58H89V57H88ZM98 58H99V57H98ZM98 58H96V59H98ZM101 58H102V57H101ZM107 58H108V57H107ZM114 58H115V57H114V55H113V59H114ZM120 58H121V57H120ZM140 58H141V57H140ZM206 58H207V57H206ZM246 58H247V57H246ZM85 59H86V58H85ZM89 59H90V58H89ZM116 59H118L117 56H116ZM129 59H130V58H129ZM138 59H139V58H138ZM214 59H215V58H214ZM228 59H231V57H230V58L228 57ZM232 59H233V58H232ZM237 59H238V58H237ZM251 59H253V58H251ZM260 59H261V58H260ZM260 59H258L257 62H259ZM262 59H263V58H262ZM87 60H88V59H87ZM107 60H108V59H107ZM120 60H122V59H120ZM130 60H131V59H130ZM140 60H141V59H140ZM145 60H146V59H144V61H145ZM208 60H210V59H208ZM211 60H212V59H211ZM215 60H216V59H215ZM215 60H214V61H215ZM244 60H245V59H244ZM74 61H75V60H74ZM81 61H82V60H81ZM81 61H79V62H81ZM84 61H86V60H83V64L86 63V62H84ZM95 61H96V60H95ZM115 61H116V60H115ZM117 61H118V60H117ZM128 61H129V60H128ZM138 61H139V60H138ZM138 61H137V62H138ZM142 61H143V60H142ZM204 61H205V60H204ZM234 61H235V59H234ZM263 61H264V59H263ZM17 62H18V61H17ZM24 62H25V61H24ZM79 62H78V60H77V63H79ZM105 62H106V61H105ZM107 62H108V61H107ZM107 62H106V63H107ZM129 62H130V61H129ZM132 62H135V61H132ZM207 62H208V61H207ZM215 62L218 63V61H215ZM254 62L257 63L256 61H254ZM260 62H261V61H260ZM19 63H20V62H19ZM87 63H88V61H87ZM95 63H96V62H95ZM99 63L101 64V61H100ZM109 63H110V66H111V62H109ZM109 63H107V64H109ZM138 63H139V62H138ZM219 63H220V62H219ZM221 63H222V62H221ZM79 64H80V63H79ZM81 64H82V63H81ZM89 64H90V61H89ZM89 64H87V65H89ZM93 64H94V62H93ZM100 64L97 63V65H98L99 67H100ZM112 64H114V63H112ZM115 64H116V63H115ZM147 64H149V63H147ZM213 64H214V63H213ZM230 64H231V63H230ZM237 64H238V62H237ZM15 65H16V64H15ZM18 65H19V64H18ZM91 65H92V63L90 64V66H91ZM117 65H118V64H117ZM133 65H134V64H133ZM214 65H217V64H214ZM214 65H212V66H214ZM221 65H222V64H221ZM221 65H219V66H221ZM235 65H236V64H235ZM246 65H247V64H246ZM257 65H258V64H257ZM257 65H256V66H257ZM259 65H260V64H259ZM263 65H264V64H263ZM263 65H261V67H262ZM19 66H20V65H19ZM37 66H38V65H37ZM37 66H36V68H37ZM72 66H73V65H72ZM74 66H75V65H74ZM94 66L96 67V65H94ZM98 66H97V67H98ZM112 66H114V65H112ZM112 66H111V67H112ZM122 66H123V65H122ZM136 66H137V65H136ZM175 66H176V65H175ZM229 66H230V65H229ZM236 66H238V65H236ZM242 66H243V65H242ZM248 66L251 67L250 64H249ZM248 66H247V67H248ZM253 66H254V65H253ZM16 67H17V65H16ZM20 67H21V66H20ZM85 67H86V66H85ZM87 67H88V66H87ZM95 67H94V68H95ZM99 67H98V68H99ZM133 67H134V66H133ZM142 67H143V66H142ZM146 67H147V66H146ZM149 67H150V66H149ZM152 67H153V66H152ZM210 67H211V66H210ZM217 67H218V66H217ZM222 67H223V66H222ZM230 67H231V66H230ZM257 67H258V66H257ZM263 67H264V66H263ZM32 68H33V67H32ZM78 68H79V67H78ZM81 68H82V67H81ZM88 68H90V67H88ZM88 68H87V69H88ZM106 68H107V67H106ZM136 68H137V67H136ZM163 68H164V67H163ZM219 68H220V67H219ZM238 68H239V67H238ZM255 68H256V67H255ZM255 68H254V69H255ZM17 69H18V68H17ZM17 69H16V70H17ZM33 69H34V68H33ZM33 69H32V70H33ZM87 69H86V70H87ZM91 69H93V68H91ZM96 69H97V68H96ZM108 69H109V68H108ZM111 69H112V68H110V70H111ZM115 69H116V68H115ZM115 69L113 68L112 71H113V70L115 71ZM125 69H126V71H127L128 68L125 67ZM142 69H144V68H142ZM215 69H216V68H215ZM215 69H214V70H215ZM220 69H221V68H220ZM229 69H230V68H229ZM234 69H235V68H234ZM252 69H253V68H252ZM259 69H260V68H259ZM261 69H264V68H261ZM19 70H20V69H18V71H19ZM97 70H98V69H97ZM100 70H101V69H100ZM104 70H105V69H104ZM104 70H103V71H104ZM121 70H122V69H121ZM131 70H132V69H131ZM144 70H145V69H144ZM236 70H237V69H236ZM243 70H244V69H243ZM243 70H242V72H243ZM255 70H256V69H255ZM255 70H254V71H255ZM257 70H258V68H257ZM8 71L10 72V70H8ZM11 71H12V70H11ZM20 71H22V70H20ZM39 71H40V70H39ZM94 71H95V70H94ZM103 71H102V73H104ZM107 71H109V70H107ZM122 71H123V70H122ZM124 71H125V70H124ZM142 71H143V70H142ZM149 71H150V70H149ZM215 71H216V70H215ZM240 71H241V70H240ZM244 71H245V70H244ZM33 72H34V70H33ZM99 72H100V71H99ZM116 72H117V71H115V73H116ZM119 72H120V71H119ZM131 72H132V71H131ZM146 72H148V71H146ZM175 72H176V71H175ZM175 72H174V73H175ZM230 72H231V71H230ZM237 72H238V71H237ZM246 72H248V71H246ZM258 72H259V70H258ZM2 73H3V72H2ZM7 73H8V72H6V74H7ZM10 73H11V72H10ZM22 73H23V72H22ZM28 73H29V72H28ZM34 73H36V72H34ZM95 73L98 74L97 71H96ZM105 73H107V72L105 71ZM112 73H113V72H112ZM112 73L109 74V75L113 76ZM120 73H121V72H120ZM126 73H127V72H126ZM148 73H149V72H148ZM252 73H254V72H252ZM4 74H5V73H4ZM8 74H9V73H8ZM12 74H13V73H12ZM12 74H10V75H12ZM14 74H15V70H14ZM29 74H33V73H31V71H30ZM37 74H38V73H37ZM100 74H101V73H100ZM124 74H125V73H124ZM127 74H129V73H127ZM134 74H135V73H134ZM142 74H143V73H142ZM168 74H169V73H168ZM228 74H229V73H228ZM238 74H240V72H239ZM242 74H243V73H242ZM256 74H257V73H256ZM17 75H18V74H17ZM26 75H28V74H26ZM98 75H99V74H98ZM166 75H167V74H166ZM166 75H165L164 77H166ZM218 75H219V74H218ZM229 75H230V74H229ZM232 75H233V72H232ZM258 75H259V74H258ZM258 75H257V76H258ZM261 75H262V73H261ZM19 76H21V75H19ZM31 76H32V75H31ZM34 76H35V75H34ZM56 76H58V75L56 74ZM99 76H100V75H99ZM103 76H104V75H103ZM111 76H110V77H111ZM122 76H123V73H122ZM129 76H130V75H129ZM146 76H147V75H146ZM149 76H152V75L150 74ZM174 76H175V75H174ZM2 77H3V75H2ZM27 77H28V76H27ZM59 77H60V76H59ZM116 77H117V76H116ZM138 77H139V75H138ZM141 77H142V76H141ZM162 77H163V76H162ZM167 77H168V76H167ZM167 77H166L165 79H167ZM222 77H223V76H222ZM222 77H221V78H222ZM228 77H229V76H228ZM231 77H232V76H231ZM251 77H252V76H251ZM260 77H261V76H260ZM262 77H263V76H262ZM0 78H1V76H0ZM5 78H6V77H5ZM22 78H23V76H22ZM24 78H25V77H24ZM28 78H30V76H29ZM28 78H27V79H28ZM61 78H62V77H61ZM104 78H105V77H104ZM106 78H107V76H106ZM113 78H114V77H113ZM119 78H120V77H119ZM135 78H136V77H135ZM145 78H146V77H145ZM151 78H154V77H151ZM156 78H157V77H156ZM158 78H160V77H158ZM169 78H170V77H169ZM255 78H256V77H255ZM255 78H254V79H255ZM258 78H259V77H258ZM19 79H20V78H19ZM31 79H32V77H31ZM58 79H59V78H58ZM123 79H125V77H124ZM128 79H129V78H128ZM130 79H132V78H130ZM172 79H173V78H172ZM175 79H176V78H175ZM175 79H174V80H175ZM240 79H241V78H240ZM260 79H261V78H260ZM263 79H264V78H263ZM0 80H1V79H0ZM6 80H7V79H6ZM13 80H15V79H14V76H13ZM16 80H17V79H16ZM16 80L14 81V83L16 82ZM59 80H61V79H59ZM116 80H117V79H116ZM141 80H142V79H141ZM149 80H150V79H149ZM167 80H168V79H167ZM8 81H9V79H8ZM8 81H7V83H9ZM25 81H26V80H25ZM103 81H104V80H103ZM112 81H113V80H112ZM119 81H120V80H119ZM121 81H122V80H121ZM128 81H129V80H128ZM128 81H127V82H128ZM152 81L155 82V80H152ZM152 81H151V82H152ZM156 81H157V79H156ZM162 81H164V80L162 79ZM162 81L159 82V84L162 83ZM178 81H179V80H178ZM237 81H238V80H237ZM1 82H2V81H1ZM1 82H0V83H1ZM21 82H22V81H21ZM26 82H29V84H31V83H30V82H31L30 80H29V81H26ZM26 82H24V84H26ZM105 82H106V81H105ZM108 82H109V81H108ZM116 82H117V81H116ZM122 82H123V81H122ZM124 82H125V84H126V81H125V80H124ZM170 82H171V81H170ZM243 82H244V81H243ZM2 83H3V82H2ZM5 83H6V82H5ZM5 83H4V84H5ZM16 83H17V82H16ZM111 83H112V82H111ZM118 83H119V82H118ZM163 83H164V82H163ZM166 83H167V82H166ZM257 83H258V82H257ZM261 83H262V82H261ZM263 83H264V81H263ZM4 84H3V85H4ZM22 84H23V83H22ZM112 84H113V83H112ZM116 84H117V83H116ZM116 84H115V85H116ZM135 84H136V83H135ZM135 84H134V85H135ZM151 84H152V83H151ZM155 84H156V83H155ZM157 84H158V83H157ZM159 84H158V85H159ZM167 84H168V83H167ZM241 84H242V83H241ZM247 84H248V83H247ZM254 84H255V82H254ZM20 85H21V83H20ZM117 85H118V84H117ZM119 85H120V83H119ZM119 85H118V86H119ZM123 85H124V84H123ZM123 85L121 84L122 87H123ZM252 85H253V84H252ZM257 85H259V84H257ZM4 86H6V85H4ZM7 86H8V85H7ZM10 86L12 87V85H10ZM14 86L16 87V85H14ZM107 86H108V87L110 86L109 83H108ZM107 86H106V87H107ZM125 86H126V85H125ZM150 86H151V85H150ZM155 86H156V85H155ZM193 86H194V85H193ZM193 86H192V87H193ZM196 86L198 87V85H196ZM245 86H246V85H244V87H245ZM247 86H248V85H247ZM102 87H103V86H102ZM127 87H128V86H127ZM138 87H139V86H138ZM144 87H145V86H144ZM151 87H152V86H151ZM156 87H157V86H156ZM253 87H254V86H253ZM256 87H257V86H256ZM259 87H260V86H259ZM259 87H258V88H259ZM9 88H10V87H9ZM12 88H13V87H12ZM12 88H11V89H12ZM16 88H17V87H16ZM19 88H20V87H19ZM114 88H115V86H114ZM116 88H117V86H116ZM116 88H115V90H116ZM152 88H153V87H152ZM173 88H175V87H173ZM182 88H183V86H182ZM189 88H191V87H189ZM204 88H205V86H204ZM209 88H210V87H209ZM209 88H208V89H209ZM239 88H240V87H238V89H239ZM248 88H249V87H248ZM250 88H251V87H250ZM254 88H255V87H254ZM2 89H3V87H2ZM2 89H1V90H2ZM4 89H5V87H4ZM17 89H18V88H17ZM17 89H16V90H17ZM24 89H26V88H24ZM74 89H75V88H74ZM74 89H73V91H74ZM100 89H101V88H100ZM119 89H120V88H119ZM136 89H137V88H136ZM145 89H146V88H145ZM145 89L143 88V91H144ZM153 89H155V88H153ZM184 89H185V87H184ZM206 89H207V88H206ZM208 89H207V90H208ZM213 89H214V88H213ZM213 89H212V90H213ZM233 89H234V88H233ZM236 89H237V88H236ZM241 89H242V88H241ZM243 89H244V88H243ZM251 89H252V88H251ZM255 89H257V88H255ZM28 90H29V88H28ZM105 90H106V89H105ZM108 90H111V86H110V89H108ZM112 90H113V87H112ZM122 90H123V89H122ZM127 90H128V89H127ZM130 90H131V89H130ZM148 90H149V89H148ZM155 90H156V89H155ZM201 90H202V89H201ZM207 90H205V91H207ZM212 90H211V91H212ZM216 90H217V89H216ZM252 90H253V89H252ZM252 90H251L250 92H252ZM257 90H258V89H257ZM6 91H7V90H6ZM8 91H9V90H8ZM17 91H18V90H17ZM101 91L104 92L103 89H102ZM113 91H114V90H113ZM118 91H119V90H118ZM131 91H132V90H131ZM135 91H136V90H135ZM137 91H138V89H137ZM139 91H140V90H139ZM181 91H182V90H181ZM183 91H184V90H183ZM186 91H187V90H186ZM202 91H203V90H202ZM237 91H238V90H237ZM239 91H240V90H239ZM248 91H249V90H248ZM260 91H261V90H260ZM13 92H14V90H13ZM27 92H28V91H27ZM106 92H108V91H106ZM115 92H116V91H115ZM122 92L125 93L124 91H122ZM122 92H121V93H122ZM133 92H134V91H133ZM157 92H158V91H157ZM162 92H163V91H162ZM187 92H188V91H187ZM198 92L200 93V90H199ZM207 92H209V91H207ZM213 92L215 93V91H213ZM221 92H222V91H221ZM246 92H247V90H246ZM246 92H245V93H246ZM254 92H256V91H254ZM258 92H259V90H258ZM263 92H264V91H263ZM1 93H3V92H1ZM4 93H5V92H4ZM8 93H9V92H8ZM18 93H19V91H18ZM18 93H17V94H18ZM21 93H22V92H21ZM28 93H29V92H28ZM108 93H109V92H108ZM123 93H122V94H123ZM148 93H149V92H148ZM153 93H154V91H153ZM155 93H156V92H155ZM173 93H174V92H173ZM196 93H197V92H196ZM226 93H227V91H226ZM229 93H230V92H229ZM234 93H236V92H234ZM243 93H244V92H243ZM260 93H261V92H260ZM73 94H74V93H73ZM117 94H118V93H117ZM125 94H126V93H125ZM130 94H131V93H130ZM144 94H145V93H144ZM149 94H150V93H149ZM158 94H159V93H158ZM177 94H178V92H177ZM211 94H212V93H211ZM219 94H220V93H219ZM221 94H223V93H221ZM240 94H242L241 91H240ZM247 94H248V93H247ZM250 94H251V93H250ZM261 94H262V93H261ZM261 94H260V95H261ZM1 95H2V94H1ZM14 95H15V94H14ZM31 95H32V94H30L29 96H31ZM69 95H71V94H69ZM118 95H119V94H118ZM126 95H127V94H126ZM139 95H140V94H139ZM154 95H155V94H154ZM171 95H172V93H171ZM171 95H170V96H171ZM212 95H213V94H212ZM227 95H228V94H227ZM229 95H231V97H233L232 94H229ZM244 95H245V94H243V96H244ZM253 95H254V94H252V96H253ZM260 95H259V96H260ZM2 96H3V95H2ZM34 96H35V95H34ZM48 96H49V95H48ZM48 96H46V98H44V100H45V99H48V98H47ZM61 96H62V95H61ZM106 96H107V95H106ZM148 96H149V95H148ZM150 96H151V95H150ZM202 96H203V95H202ZM221 96H222V95H221ZM221 96H220V97H221ZM223 96H224V95H223ZM239 96H240V95H239ZM252 96H250V98H252ZM261 96H263V95H261ZM16 97H17V96H16ZM21 97H22V96H20V99H21ZM67 97H68V95H67ZM69 97H70V96H69ZM69 97H68V98H69ZM103 97H105V96H103ZM121 97H122V96H121ZM138 97H139V96H138ZM151 97H152V96H151ZM200 97H201V96H200ZM211 97H212V96H211ZM217 97H218V96H217ZM217 97H216V98H217ZM244 97H246V96H244ZM247 97H248V96H247ZM255 97H256V96H255ZM3 98H4V97H3ZM3 98H0V99L3 100ZM25 98H26V97H25ZM29 98H32V97H29ZM52 98H53V97H52ZM117 98L119 99V97H117ZM133 98H134V96H133ZM175 98L178 99L177 96H176ZM202 98H203V97H202ZM216 98H215V99H216ZM228 98H229V97H228ZM228 98H227V101L229 100ZM235 98H236V97H235ZM235 98H234V99H235ZM242 98H243V97H242ZM259 98H260V97H259ZM262 98H263V97H262ZM262 98H261V99H262ZM8 99H9V98H8ZM36 99H37V98H36ZM124 99H126V98H124ZM129 99H130V98H129ZM151 99H152V98H151ZM160 99H161V98H160ZM171 99H172V98H171ZM234 99H233V100H234ZM2 100H1V101H2ZM5 100H6V98H5ZM18 100H19V99H18ZM18 100H17V101H18ZM27 100L29 101L30 99L27 98ZM48 100H49V99H48ZM68 100H69V99H67V102H68ZM116 100H117V99H116ZM121 100H122V99H121ZM154 100H155V99H154ZM172 100H173V99H172ZM209 100H210V99H209ZM218 100H219V98H218ZM225 100H226V97H225ZM230 100H231V99H230ZM255 100H256V99H255ZM1 101H0V102H1ZM7 101H8V100H7ZM9 101H10V100H9ZM52 101H53V100H52ZM114 101H115V100H114ZM114 101L111 102L112 107H115V106H116V103H115V104L113 103ZM127 101H128V100H127ZM127 101H125V102H127ZM131 101H133V100H130V102H131ZM146 101H147V100H145V102H146ZM159 101H160V100H159ZM162 101H163V100H161V102H162ZM167 101H168V100H167ZM169 101H171V100H169ZM169 101H168L167 103H170ZM174 101H175V100H174ZM174 101H173V103H174ZM178 101H179V100H178ZM201 101H202V100H201ZM235 101H236V100H235ZM253 101H254V100H253ZM262 101H264V100H262ZM21 102H22V101H21ZM31 102H33V100H32ZM36 102H37V101H36ZM108 102H109V101H108ZM128 102H129V101H128ZM130 102H129V103H130ZM139 102H140V101H138L137 104H138ZM155 102H157V101H155ZM216 102H217V101H216ZM244 102H245V101H244ZM244 102H243V103H244ZM3 103H4V102H3ZM14 103H15V102H14ZM47 103H49V102H47ZM54 103H55V102H54ZM54 103H53V104H54ZM117 103H118V101H117ZM133 103H134V102H133ZM141 103H142V101H141ZM141 103H140V104H141ZM152 103H153V101H152ZM163 103H164V102H163ZM171 103H172V102H171ZM179 103H180V102H179ZM195 103H196V102H195ZM207 103H208V102H207ZM210 103H211V102H210ZM218 103H219V102H218ZM218 103H216V104H218ZM225 103H226V101H225ZM241 103H242V102H241ZM9 104H10V103H9ZM49 104H51V103H49ZM53 104H52V105H53ZM72 104H73V103H72ZM113 104H114V106H113ZM118 104H120V103H118ZM130 104H131V103H130ZM140 104H139V105H140ZM150 104H151V103H150V100H149V104H148V105H150ZM156 104H158V103H156ZM164 104H166V101H165ZM213 104H214V103H213ZM239 104H240V103H239ZM257 104H258V103H257ZM261 104H262V103H261ZM4 105H5V104H4ZM11 105H12V104H11ZM29 105H30V103H29ZM41 105L43 106V104H41ZM46 105H47V104H46ZM52 105H51V107H52ZM55 105H56V104H55ZM55 105H54V106H55ZM67 105H69V104L67 103ZM73 105H76V104H73ZM100 105L102 106V104H100ZM100 105H98V108H97V107H96V108L99 109V108H100ZM108 105H110V104H108ZM131 105H132V104H131ZM146 105H147V104H146ZM148 105H147V106H148ZM172 105H173V104H172ZM193 105H194V104H193ZM214 105H215V104H214ZM220 105H221V103H220ZM224 105H225V104H224ZM231 105H232V104H231ZM244 105H245V104H244ZM7 106H8V105H7ZM18 106H19V105H18ZM47 106H48V105H47ZM54 106H53V107H54ZM105 106H107V105H105ZM123 106H124V105H123ZM123 106H122V107H123ZM134 106H135V105H134ZM159 106H160V105H159ZM163 106H164V105H163ZM175 106H178V105L175 104ZM185 106H186V105H185ZM189 106H190V105H189ZM205 106H206V105H205ZM217 106H218V105H217ZM217 106H216V107H217ZM234 106H235V105H234ZM247 106L249 107V105H247ZM257 106L259 107V105H257ZM11 107H12V106H11ZM16 107H17V106H16ZM19 107H20V106H19ZM28 107H29V106H28ZM28 107L26 106V109L24 108L25 110L22 108V111H26ZM30 107H31V106H30ZM30 107H29V108H30ZM32 107H33V106H32ZM32 107H31V109H32ZM48 107H49V106H48ZM53 107H52V109L54 110L56 107H54V108H53ZM102 107H103V106H102ZM118 107H119V106H118ZM124 107H125V106H124ZM128 107H129V105H128ZM128 107H127V108H128ZM130 107H131V106H130ZM141 107H142V106H141ZM141 107H140L139 109H137V110L140 111V110H141ZM150 107H152V106H151V105L148 106L147 109L149 110ZM153 107H154V106H153ZM161 107H162V106H161ZM161 107H160V110H161ZM171 107H172V106L170 105V108H171ZM179 107H180V106H179ZM187 107H188V106H187ZM191 107H193V106H191ZM191 107H190V108H191ZM194 107H195V106H194ZM194 107H193V108H194ZM208 107H210V106H208ZM237 107H238V106H237ZM252 107H254V106H252ZM252 107H251V108H252ZM261 107H262V106H261ZM44 108H45V106H44ZM49 108H50V107H49ZM64 108H65V107H64ZM64 108H62V109H64ZM72 108H74V106L70 108V111L72 110ZM75 108H76V107H75ZM94 108H95V107H94ZM104 108H105V107H104ZM104 108H103V109H104ZM110 108H111V107H110ZM110 108H109V109H110ZM173 108H174V106H173ZM193 108H192V109H193ZM202 108H203V107H202ZM219 108H221V107H219ZM231 108H232V107H231ZM239 108H241V107H238V109H239ZM249 108H250V107H249ZM39 109H40V108H39ZM39 109H38V110H39ZM52 109H48L47 112H48L49 110H52ZM65 109H66V108H65ZM67 109H68V107H67ZM78 109H79V108H78ZM115 109H116V108H115ZM120 109H121V106H120ZM142 109H143V108H142ZM156 109H157V108H156ZM164 109H168V108H167V107H166V108L164 107ZM171 109H172V108H171ZM179 109H180V108H179ZM183 109H184V108H183ZM194 109H196V107H195ZM234 109H236V108H234ZM244 109H245V107H244ZM32 110H33V109H32ZM41 110H42V109H41ZM56 110H57V109H56ZM73 110H74V109H73ZM106 110H107V109H106ZM112 110H113V109H111V111H112ZM124 110H125V109H124ZM126 110H127V109H126ZM137 110H134V111L136 112ZM151 110H152V109H151ZM169 110H170V109H169ZM190 110H191V109H190ZM210 110H211V109H210ZM228 110H229V109H227V111H228ZM241 110H242V109H241ZM254 110H255V109H254ZM11 111H12V110H11ZM20 111H21V110H20ZM22 111H21V112H22ZM66 111H67V110H66ZM70 111H69V113H70ZM98 111H99V110H98ZM101 111H102V110H101ZM120 111H121V110H120ZM129 111H132V110L129 109ZM134 111H133V112H134ZM162 111H163V110H162ZM162 111H161V112H162ZM176 111H178L177 108H176ZM192 111H194V110H192ZM202 111H203V110H202ZM249 111H250V110H249ZM256 111H257V110H255V112H256ZM29 112H30V111H29ZM31 112H32V111H31ZM35 112H36V111H35ZM44 112H45V111H44ZM55 112H56V111H55ZM75 112H76V111H75ZM75 112H74V113H75ZM99 112H100V111H99ZM108 112H109V111H108ZM114 112H115V111H114ZM145 112H146V111H145ZM145 112H143V114H144ZM151 112H152V111H151ZM157 112H158V111H157ZM159 112H160V111H159ZM159 112H158V113H159ZM165 112H166V115H167V111H165ZM194 112H196V111H194ZM211 112H212V110H211ZM215 112H216V111H215ZM217 112H219V111H217ZM217 112H216V113H217ZM233 112H234V111H233ZM235 112H236V111H235ZM239 112H240V109H239ZM239 112H238V115H239ZM241 112H242V111H241ZM241 112H240V113H241ZM243 112H244V111H243ZM252 112H253V111H252ZM258 112H259V111H258ZM39 113H40V112H39ZM53 113H54V111H53ZM62 113H63V112H62ZM64 113H65V112H64ZM72 113H73V112H71V115H72ZM74 113H73V115H74ZM96 113H97V112H96ZM111 113H113V112H111ZM125 113H126V112H125ZM130 113H131V112H130ZM155 113H156V112H155ZM170 113H171V112H170ZM172 113H173V115H176V116H177V114L179 115V112H178L177 114H175V113L172 111ZM181 113H182V112H181ZM223 113H224V112H223ZM245 113H246V112H245ZM248 113H249V112H248ZM248 113H247V115H248ZM253 113H254V112H253ZM259 113H260V112H259ZM2 114H4V113L2 112ZM5 114H7V113H5ZM13 114H16V112L13 113ZM28 114H29V113H28ZM42 114H43V113H42ZM42 114H41V115H42ZM54 114H55V113H54ZM54 114H53V115H54ZM59 114L61 115V112L58 113V116H59ZM97 114H98V113H97ZM102 114H103V113H102ZM102 114H101L99 120H100L101 118H103V117H102ZM106 114H107V112H106ZM113 114H114V113H113ZM117 114H119V113L117 112ZM121 114L123 115V113L120 112L119 115H121ZM137 114H138V112H137ZM163 114H164V113H163ZM197 114H199V112H198ZM212 114H213V113H212ZM221 114H222V113H221ZM224 114H225V113H224ZM230 114H231V113H230ZM251 114H252V113H251ZM254 114H255V113H254ZM260 114H261V113H260ZM0 115H1V113H0ZM10 115H11V114H10ZM17 115H18V114H17ZM41 115H39V116H41ZM62 115H63V114H62ZM65 115H66V114H65ZM76 115H77V114H76ZM104 115H105V113H104ZM104 115H103V116H104ZM128 115H129V114H128ZM133 115H134V114H133ZM138 115H139V114H138ZM140 115H141V114H140ZM146 115H148V113H147V114L145 113V115H143V117L146 116ZM159 115H160V113H159ZM166 115H165V117H166ZM187 115H188V112H187ZM217 115L219 116V114H217ZM225 115H226V114H225ZM243 115H244V114H243ZM252 115H253V114H252ZM2 116H3V115H2ZM12 116H13V115H12ZM18 116H19V115H18ZM23 116H25V115H23ZM43 116H44V115H43ZM49 116H50V113H49ZM63 116H64V115H63ZM79 116H80V114H79ZM90 116H92V115H90ZM106 116H107V115H106ZM124 116H125V115H124ZM124 116H123V117H124ZM126 116H127V115H126ZM131 116H132V115H131ZM161 116H162V115H160V117H161ZM163 116H164V115H163ZM168 116H170V115H168ZM171 116H172V115H171ZM195 116H196V114H195ZM200 116H201V115H200ZM200 116H198L199 119H200ZM245 116H246V115H244L243 119L245 118ZM254 116H255V115H254ZM13 117H15V116H13ZM20 117H21V116H20ZM26 117H27V116H26ZM45 117H46V114H45ZM51 117H52V114H51ZM71 117H72V116H71ZM95 117H97V116H95ZM107 117H108V116H107ZM110 117H112V116H110ZM143 117L140 118V119L143 120ZM147 117H148V116H147ZM156 117L159 118L158 115H157ZM177 117H178V116H177ZM198 117H196V118H198ZM202 117H204V115H203ZM214 117H215V116H214ZM227 117H228V116H227ZM235 117H236V116H235ZM256 117H257V116H256ZM259 117H260V116H259ZM5 118L7 119V117H5ZM15 118H16V117H15ZM34 118H35V117H33V119H34ZM39 118H40V117H39ZM42 118H43V117H42ZM52 118H53V117H52ZM57 118L59 119L60 117H57ZM57 118L55 117L56 120H57ZM61 118H62V117H61ZM73 118H74V116H73ZM77 118H78V116H77ZM80 118H81V116H80ZM112 118H113V117H112ZM112 118H110V119L107 118V119H108L109 121H110V120H113V121H114L115 119H112ZM115 118L117 119V116H116ZM120 118H122V117H120ZM120 118H119V119H120ZM158 118H157V119H158ZM163 118H164V117H163ZM173 118H174V117H173ZM173 118H172V119H173ZM179 118H180V115H179ZM182 118H183V117H181L180 120H181ZM186 118H189V117H186ZM204 118H205V117H204ZM219 118H222V117L219 116ZM230 118H231V117H230ZM238 118H239V117H238ZM21 119H23V118H21ZM24 119H25V118H24ZM26 119L28 120V118H26ZM29 119H30V118H29ZM31 119H32V118H31ZM31 119H30V120H31ZM36 119H37V117H36ZM40 119H41V118H40ZM55 119H53V120L55 121ZM97 119H98V117H97ZM104 119L106 120V118H104ZM104 119H102L101 121H103ZM136 119H137V118H136ZM138 119H139V118H138ZM154 119H155V118H154ZM154 119H152V120H154ZM159 119H160V118H159ZM159 119H158V120H159ZM164 119H165V118H164ZM166 119H168V118H166ZM166 119H165V120H162L161 122H165ZM175 119H177V118H175ZM194 119H195V118H194ZM201 119H202V118H201ZM201 119H200L199 121H203V120H201ZM217 119H218V118H217ZM225 119H226V118H225ZM234 119H235V118H234ZM260 119H262V118H260ZM263 119H264V118H263ZM17 120L19 121V119H17ZM30 120H29V122H30ZM37 120H38V119H37ZM43 120H44V119H43ZM45 120H46V119H45ZM79 120H80V119H79ZM105 120H104V123H105ZM125 120H126V119H125ZM133 120H135V119H133ZM145 120H146V119H145ZM152 120H151V122H152ZM168 120H171V119H168ZM180 120H179V121H180ZM187 120H189V119H187ZM207 120H208V119H207ZM212 120H213V119H212ZM215 120H216V119H215ZM228 120H229V119H228ZM244 120L246 121V119H244ZM248 120H249V119H248ZM250 120H251V119H250ZM252 120H253V119H252ZM258 120H259V118H258ZM258 120H257V121H258ZM8 121H9V120H8ZM8 121H5V122H8ZM10 121H11V120H10ZM10 121H9V122H10ZM14 121H15V120H14ZM33 121H34V120H33ZM54 121H53V122H54ZM57 121H58V120H57ZM57 121H56V122H57ZM87 121H88V120H87ZM94 121H95V120H94ZM106 121H107V120H106ZM130 121H131V120H130ZM171 121H172V120H171ZM181 121H182V120H181ZM181 121H180V122H181ZM190 121H191V122H189V121H188V122H189V123H192V122H193L192 117H190ZM209 121H210V120H209ZM217 121H218V120H217ZM219 121H222V120H219ZM223 121H224V120H223ZM236 121H237V120H236ZM240 121H241V120H240ZM245 121H244V122H245ZM257 121H256V122H257ZM263 121H264V120H263ZM3 122H4V120H3ZM34 122H35V121H34ZM36 122H37V121H36ZM47 122H48V121H47ZM53 122H50V123H53ZM72 122H73V121H72ZM88 122H89V121H88ZM96 122H98V121H96ZM107 122H108V121H107ZM111 122H112V121H111ZM117 122H118V120H117ZM119 122H120V120H119ZM135 122H136V121H135ZM139 122H140V121H139ZM146 122H147V121H146ZM146 122H143V123H146ZM154 122H155V120H154ZM154 122H153V124H154ZM156 122H159V121H156ZM204 122H205V121H204ZM214 122H215V121H214ZM225 122L227 123L228 121H225ZM225 122H223V123L225 124ZM233 122H234V121H233ZM261 122H262V121H261ZM11 123H12V122H11ZM16 123H17V122H16ZM16 123H13V124L15 125ZM31 123H32V122H31ZM42 123H43V122H42ZM42 123H40V126H41ZM68 123H69V122H68ZM94 123H95V122H94ZM112 123H114V122H112ZM115 123H116V122H115ZM115 123H114V126H113V127H115ZM136 123H137V122H136ZM216 123H217V122H216ZM221 123H222V122H219V124H221ZM223 123H222V124H223ZM230 123H231V120H230ZM230 123H228V126H229ZM235 123H236V122H235ZM235 123H234V124H235ZM250 123H251V122H250ZM252 123H253V122H252ZM252 123H251V124H252ZM7 124H8V123H7ZM28 124H30V123H28ZM54 124H55V122H54ZM58 124H60V123H58ZM71 124H73V123H71ZM77 124H78V123H77ZM100 124L102 125V122H101ZM100 124H99V126H100ZM120 124H121V123H120ZM124 124H125V121H124ZM134 124H135V123H134ZM148 124L150 125L151 123L149 122ZM168 124H169V123H168ZM193 124H194V122H193ZM217 124H218V123H217ZM217 124H212V126H213L214 128H216V127H217ZM219 124H218V126H219ZM222 124H221V125H222ZM231 124H233V123H231ZM231 124H230V125H231ZM262 124H263V123H262ZM4 125H5V124H4ZM9 125H10V124H9ZM16 125H18V124H16ZM16 125H15V126H16ZM19 125H22V123L20 122ZM23 125H24V123H23ZM31 125H32V124H31ZM34 125H36V123H35ZM34 125H33L32 127H34ZM44 125H46V124H44ZM47 125H48V124H47ZM52 125H53V124H52ZM62 125H63V124H62ZM74 125H75V124H74ZM86 125H87V123H86ZM94 125H95V124H94ZM105 125H106V124H105ZM105 125H104V126H105ZM117 125H118V124H117ZM128 125H129V124H128ZM132 125H133V124H132ZM145 125L147 126V124H145ZM145 125H144V126H145ZM149 125H148L147 127H149ZM156 125H157V124H156ZM158 125H159V124H158ZM160 125H161V123H160ZM165 125H166V124H164L163 126H165ZM183 125H184V124H183ZM196 125H197V122H196ZM200 125H201V124H200ZM203 125H204V124H203ZM225 125H226V124H225ZM225 125H224V126H225ZM244 125H245V124H244ZM253 125H254V124H253ZM263 125H264V124H263ZM38 126H39V125H38ZM67 126H68V125H67ZM106 126H107V125H106ZM110 126H111V125H110ZM118 126H119V125H118ZM122 126H123V125H122ZM122 126H121V127H122ZM130 126H131V125H130ZM130 126H129V127H130ZM134 126H135V125H134ZM142 126H143V124H142ZM146 126H145V127H146ZM163 126H162V127H163ZM175 126H176V125H175ZM175 126H174V128H175ZM179 126H180V125L176 126V129H177V127L179 128ZM184 126H185V125H184ZM184 126H183V128H184ZM251 126H252V125H251ZM29 127H30V126H29ZM44 127H45V126H44ZM48 127H49V126H48ZM50 127H51V126H50ZM52 127H53V126H52ZM55 127H56V126H55ZM74 127H75V126H74ZM94 127H95V126H94ZM108 127H109V126H108ZM140 127H141V125H140ZM145 127H144V129H145ZM153 127H154V126H153ZM159 127H160V126H159ZM159 127H158V128H159ZM187 127H188V126H186V128H187ZM193 127H195V126L193 125ZM219 127H220V126H219ZM219 127H217V128H219ZM248 127H250V126H248ZM248 127H247V128H248ZM256 127H258V126H256ZM256 127H255V128H256ZM7 128H9V127H7ZM7 128H6V129H7ZM24 128H26V127H24ZM46 128H47V127H46ZM102 128H103V127H102ZM115 128H116V127H115ZM115 128H114V129H115ZM130 128H131V127H130ZM133 128H134V127H133ZM137 128H138V124H137ZM141 128H142V127H141ZM149 128H150V127H149ZM155 128H157V127H155ZM168 128H169V127H168ZM174 128H173V129H174ZM180 128H181V127H180ZM183 128H181V129H183ZM208 128H209V127H208ZM220 128H221V127H220ZM228 128H229V127H228ZM232 128H233V127H232ZM2 129H3V127H2ZM9 129H10V128H9ZM12 129H13V127H12ZM27 129H28V128H27ZM34 129H35V127H34ZM42 129H44V128H42ZM61 129H62V128H61ZM85 129H86V128H85ZM107 129H108V128H107ZM118 129H119V128H118ZM152 129H153V128H152ZM176 129H174L173 131H175ZM188 129H191V128H188ZM203 129H204V127L201 128V126H199V127L196 126V129H193L194 134H195V135H193V136H196L195 139L205 140L204 143L207 144V145H206L207 147H208V146H210V147H211V146H212V147H217V146H218V147H219V145H217V146H213V145H215V144L212 145V135H209V134H208V133L211 131V130L209 131L210 128L207 130L208 132H207L206 136H205V131H204V130H206L207 128L205 127V129H204V130H203ZM225 129H226V128H225ZM225 129H218L217 131L220 133V132H222L223 130L225 131ZM251 129H252V128H251ZM257 129H258V128H257ZM17 130H18V129H17ZM62 130H63V129H62ZM62 130H61V131H62ZM89 130H90V129H89ZM95 130H96V129H95ZM95 130H94V131H95ZM98 130H99V127H98ZM104 130H105V127H104ZM119 130H120V129H119ZM130 130H132V129H130ZM138 130H140V128H139ZM145 130H146V129H145ZM145 130H143V131H145ZM147 130H148V132H149V133H147V134H151L150 131H149V129H147ZM150 130H151V129H150ZM158 130H160V128H159ZM163 130H164V129H162L161 132H163ZM166 130H167V128L165 129V131H166ZM235 130H236V129H235ZM6 131H8V130H6ZM6 131H5V132H6ZM13 131H14V129H13ZM20 131H21V129L19 130V132H20ZM46 131H49V130H46ZM50 131H51V130H50ZM50 131H49V132H50ZM57 131H59V128H58ZM63 131H64V130H63ZM84 131H85V130L83 129L82 132H84ZM92 131H93V130H91L90 133H91ZM96 131H97V130H96ZM107 131L110 132L111 129H110V130L108 129ZM121 131H123V130H121ZM134 131H135V130H134ZM169 131H170V130H169ZM193 131H192V132H193ZM217 131H216V132H217ZM244 131H245V130L243 129V132H244ZM248 131H249V130H248ZM255 131H256V130H255ZM262 131H263V130H262ZM262 131H261V132H262ZM5 132H3V133H5ZM11 132H12V131H11ZM11 132H10L9 134H11ZM14 132H15V131H14ZM22 132H23V131H22ZM27 132H28V131H27ZM29 132H30V131H29ZM44 132H45V131H44ZM51 132H52V131H51ZM54 132H55V131H54ZM59 132H60V131H59ZM66 132H67V131H66ZM70 132H71V131H70ZM140 132H141V131H140ZM157 132H159V131H157ZM161 132H160V133H161ZM177 132H178V131H177ZM179 132H180L181 135L185 133V132H184V133H181L180 130H179ZM186 132H188L187 129H186ZM228 132H229V131H228ZM228 132H226V135H228ZM232 132H233V131H232ZM246 132H247V131H246ZM263 132H264V131H263ZM20 133H21V132H20ZM30 133H31V132H30ZM32 133H33V132H32ZM36 133H37V132H36ZM47 133H48V132H47ZM47 133H46L45 135L48 136V138H52V139L56 140V137H57V136H56L55 134H50V133L47 134ZM61 133H62V132H61ZM72 133H73V131H72ZM85 133H86V131H85ZM113 133H114V132H113ZM125 133H126V132H125ZM131 133H132V132H131ZM136 133H137V132H136ZM153 133H154V132H153ZM164 133H166V132H163V135H164V136H165V135H168V132H167L166 134H164ZM171 133H172V129H171ZM171 133H169V134H171ZM219 133H218V134H219ZM230 133H231V131H230ZM233 133H234V132H233ZM238 133H239V132H238ZM241 133H242V132H241ZM9 134L6 135V137L9 136ZM14 134H15V133H14ZM24 134H25V133H24ZM37 134H38V133H37ZM70 134H71V133H70ZM73 134L75 135L76 133H73ZM93 134H94V133H93ZM95 134H96V132H95ZM101 134H102V133H101ZM105 134H107V133H105ZM115 134H116V133H115ZM137 134H138V133H137ZM137 134H136V136H137ZM144 134H146V133H144ZM147 134H146V135H147ZM155 134H156V133H155ZM155 134H153V135H155ZM187 134H188V133H187ZM190 134H191V133H190ZM190 134H189V135H190ZM215 134H216V133H215V130H214V135H215ZM236 134H237V133H236ZM259 134H260V131H259ZM43 135H44V134H43ZM66 135H67V134H66ZM83 135H84V134H83ZM110 135H111V132H110ZM142 135H143V134H142ZM153 135H152V136H153ZM161 135H162V134H161ZM163 135H162V136H163ZM189 135H187V136H189ZM226 135H225V136H226ZM234 135H235V134H234ZM251 135H252V134H251ZM253 135H254V134H253ZM10 136H11V135H10ZM13 136H14V135H13ZM15 136H16V134H15ZM21 136H22V135H21ZM26 136H27V135H26ZM34 136H35V135H34ZM46 136H45V137H46ZM75 136H78V135L76 134ZM79 136H80V135H79ZM79 136H78V137H79ZM84 136H86V135H84ZM91 136H92V135H91ZM111 136H112V135H111ZM123 136H124V133H123ZM136 136H135V137H136ZM144 136H145V135H144ZM155 136H156V135H155ZM155 136H154V137H155ZM169 136H171V135H169ZM177 136H178V134H177ZM182 136H183V135H182ZM220 136H222V135L220 134ZM220 136H219V137H220ZM261 136H263V135H261ZM0 137L2 138L3 136H0ZM18 137H19V136H18ZM38 137H39V135H38ZM59 137H60V136H59ZM62 137H64L63 134H62ZM62 137H61V138H62ZM66 137H67V136H66ZM73 137H74V136H73ZM73 137H72V139H73ZM89 137H90V136H89ZM102 137H103V136L101 135V137H100L101 139H100V140H103ZM106 137H107V136H106ZM106 137H105V138H106ZM124 137H125V136H124ZM145 137H146V136H145ZM154 137H153V138H154ZM157 137L159 138L158 135H157ZM157 137H156V138H157ZM165 137H166V136H165ZM173 137H174V136H173ZM184 137H185V135H184ZM251 137H253V136H251ZM23 138H24V137H23ZM25 138H27V137H25ZM36 138H37V137L35 136V139H36ZM80 138H81V136H80ZM85 138H86V137H85ZM97 138H98V137H97ZM114 138H116V137L114 136ZM117 138H118V137H117ZM119 138H120V137H119ZM132 138H133V137H132ZM132 138L130 137L131 140H132ZM147 138H149L150 140H156V139H153V138L151 139V138L148 137V136H147ZM179 138H181V137H179ZM179 138H178V139H179ZM192 138H193V137H192ZM224 138H225V137H224ZM224 138L222 137V138H220V139H224ZM243 138H244V137H243ZM255 138H257V137H256V133H255ZM10 139H11V138H10ZM15 139H16V138H14V140H15ZM29 139H30V138H29ZM31 139L33 140L34 137L32 136ZM39 139H40V137H39ZM41 139H42V138H41ZM52 139H51V140H52ZM59 139H60V138H59ZM63 139H64V138H63ZM74 139H77V138H74ZM107 139H108V138H107ZM125 139H126V137H125ZM128 139H129V138H128ZM134 139H135V138H134ZM149 139H147V140H149ZM167 139L169 140V138H167ZM171 139H173V138H171ZM175 139H176V138H175ZM186 139H187V138H186ZM188 139H189V138H188ZM214 139H216V138L213 137V140H214ZM217 139H218V138H217ZM217 139H216V140H217ZM220 139H218V141H219ZM246 139H248V138L246 137ZM246 139H245V140H246ZM252 139H253V138H252ZM252 139H251V140H252ZM259 139H261V138H259ZM2 140H3V139H2ZM5 140H6V138H5ZM14 140H13V142H14ZM17 140H18V139H17ZM23 140H24V139H22V141H23ZM46 140L49 141L48 139H46ZM80 140H81V139H80ZM91 140H92V139H90L89 141H91ZM95 140H96V139H95ZM97 140H98V139H97ZM121 140H122V139L120 138L119 141H121ZM131 140H130V142H131ZM137 140H138V139H137ZM147 140H145V141H147ZM161 140H162V139H161ZM161 140H160V141H161ZM163 140H164V139H163ZM168 140H165V141H168ZM173 140H174V139H173ZM173 140H172V141H173ZM199 140H198V141H199ZM225 140H227V139H225ZM225 140H223V141H225ZM3 141H4V140H3ZM11 141H12V140H11ZM15 141H16V140H15ZM33 141H35V140H33ZM39 141H40V140H39ZM64 141H65V140H64ZM78 141H79V140H78ZM89 141H88V142H89ZM125 141H126V140H125ZM127 141H129V140H127ZM157 141H158V140H157ZM172 141H171V142H172ZM188 141H189V140H188ZM188 141H187V142H188ZM8 142H9V140H8ZM52 142H54V141L52 140L50 143H52ZM60 142H61V141H60ZM86 142H87V141H86ZM97 142H98V141H97ZM105 142H106V141H104L103 143H105ZM108 142H109V141H107V143H108ZM148 142H149V141H148ZM169 142H170V141H169ZM171 142H170V144H171ZM174 142H175V141H174ZM184 142H185V141H184ZM187 142H186V143H187ZM189 142H190V141H189ZM193 142H194V139H193ZM199 142H200V141H199ZM202 142H203V141H202ZM202 142H201V143H202ZM244 142H245V141H244ZM252 142H253V141H252ZM2 143H3V142H2ZM20 143H21V142H20ZM30 143H31V142H30ZM42 143H43V142H42ZM67 143H71V142H67ZM79 143H80V142H79ZM90 143H91V142H90ZM93 143H94V141H93ZM101 143H102V142H101ZM101 143H100V144H101ZM103 143H102V144H103ZM127 143H128V142H127ZM137 143H138V142H137ZM166 143H167V142H166ZM195 143H196V142H195ZM204 143H203V144H204ZM216 143H217V142H216ZM218 143H219V142H218ZM230 143H231V142H230ZM241 143H242V142H241ZM249 143H250V142H249ZM3 144H4V143H3ZM11 144H12V143H11ZM17 144H18V143H17ZM47 144H48V143H47ZM86 144H87V143H86ZM86 144H85V145H86ZM95 144H96V143H95ZM108 144H110V143H108ZM108 144H107V145H108ZM111 144H112V143H111ZM129 144H130V143H129ZM140 144H141V143H140ZM142 144H143V143H142ZM152 144H154V142H153ZM172 144H174V143H172ZM178 144H179V142H178ZM233 144H234V143H233ZM238 144H239V143H238ZM238 144H237V145H238ZM246 144H247V143H246ZM18 145H19V144H18ZM26 145H27V144H26ZM31 145H33V146L36 145V147H37V145L40 146V147H45L46 144H40V143H38V142H33V143H31ZM31 145H30V146L27 145L28 148H29L30 150H31V148H30ZM56 145H57V144H56ZM71 145L73 146V143H72ZM104 145H106V144H104ZM122 145H123V144H122ZM134 145H135V143H134ZM138 145H139V143H138ZM150 145H151V144H150ZM180 145H181V144H180ZM180 145H177V146H180ZM182 145H183V144H182ZM182 145H181V146H182ZM188 145H189V144H188ZM199 145H202V144H199ZM235 145H236V143H235L234 145H232V146H235ZM237 145H236V146H237ZM241 145H242V144H240L239 146H241ZM244 145H245V144H244ZM0 146H1V149H0V150L2 151V148H3V147L5 148V146H2V145H0ZM6 146H7V145H6ZM15 146H16V145H15ZM23 146H25L24 143H23ZM66 146H67V145H66ZM69 146H70V145L68 144V147H67V148H69ZM76 146H77V145H76ZM86 146H87V145H86ZM88 146H90V145H88ZM88 146H87V147H88ZM91 146H92V144H91ZM126 146H127V145H126ZM126 146H125V147H126ZM128 146H129V145H128ZM152 146H153V145H152ZM154 146H155V145H154ZM162 146H163V145H162ZM164 146L169 147L170 145H169V146H168V145H164ZM164 146H163V148H164ZM172 146H173V145H172ZM174 146H175V145H174ZM181 146H180V147H181ZM185 146H186V148L183 146L184 149H183L182 147L180 148L181 151L183 152L185 149L190 151V149H191L190 146H191V145L189 146L190 149L187 147V145H185ZM195 146L198 147V145H196V144H195ZM202 146H203V145H202ZM204 146H205V145H204ZM204 146H203V147H204ZM206 146H205V147H206ZM222 146H223V145H222ZM222 146H221V147H222ZM227 146L229 147V145H227ZM247 146H250V145H246V147H245V146H244V147L247 148ZM10 147H11V146H10ZM21 147H22V146H21ZM59 147H60V146H59ZM107 147H108V146H107ZM107 147H106V148H107ZM110 147H111V146H110ZM122 147H123V146H122ZM135 147H136V146H135ZM155 147H156V146H155ZM155 147H154V148H155ZM196 147H195V150H196ZM200 147H201V146H200ZM207 147H206V148H207ZM237 147H238V146H237ZM237 147H235L236 149L234 148L236 151H237V149H238ZM244 147H243V148H244ZM7 148H8V147H7ZM11 148H12V147H11ZM17 148H18V147H17ZM23 148H24V147H23ZM78 148H79V146H78ZM81 148H83V146H81ZM81 148H80V149H81ZM96 148H97V147H96ZM102 148H103V146H102ZM102 148H101V149H102ZM104 148H105V147H104ZM108 148H109V147H108ZM150 148H152V147H150ZM170 148H171V147H170ZM192 148L194 149V146H193V145H192ZM201 148H202V147H201ZM224 148H225V147H223V148H221V149H224ZM239 148H240V147H239ZM241 148H242V147H241ZM243 148H242V150H243ZM5 149H6V148H5ZM9 149H10V148H9ZM36 149H37V148H36ZM47 149H48V148H47ZM53 149H54V148H52V150H53ZM71 149H72V148H71ZM76 149H77V148H76ZM97 149H98V148H97ZM120 149H121V148H120ZM125 149H126V148H125ZM127 149H128V148H127ZM129 149H130V148H129ZM134 149L136 150V148H134ZM144 149H145V148H144ZM148 149H149V148H148ZM164 149H165V148H164ZM180 149L178 148V152H179ZM182 149H183V150H182ZM193 149H192V150H193ZM210 149H211V148H210ZM215 149H216V148H214V149L212 148V150H215ZM217 149H219V148H217ZM221 149H220V150H221ZM226 149H227V148H226ZM25 150H26V149H24L23 151H25ZM37 150H38V149H37ZM55 150H56V149H55ZM57 150H58V149H57ZM85 150H86V149H85ZM88 150H92V149L88 148ZM98 150H99V149H98ZM105 150H106V149H105ZM149 150H151V149H149ZM154 150H155V149H154ZM154 150L152 151L153 153L155 152ZM175 150H176V149H175ZM199 150H200V148L198 147V151H199ZM212 150H211V152H212ZM228 150H229V149H228ZM242 150H240V151L242 152ZM248 150H249V149H248ZM1 151H0V152H1ZM71 151H72V150H71ZM77 151H78V150H77ZM80 151H81V150H80ZM82 151H83V150H82ZM92 151H93V150H92ZM127 151H128V150H127ZM130 151H132V150H130ZM142 151H143V150H142ZM162 151H163V150H162ZM171 151H172V149H171ZM189 151H187V153H188ZM236 151H234V152H236ZM240 151H239V152H240ZM244 151H245V150H244ZM2 152H3V151H2ZM25 152H26V151H25ZM30 152H31V151H30ZM75 152H76V151H75ZM86 152H88V151H86ZM98 152H99V151H98ZM104 152H106V151H104ZM116 152H117V151H116ZM135 152H136V151H135ZM147 152H148V151H147ZM147 152H146V153H147ZM158 152H159V151H158ZM158 152H157V153H158ZM173 152H174V151H173ZM196 152H197V151H196ZM205 152H206V151H205ZM207 152H209V151H207ZM218 152H219V150H215V151H214V153H216L217 156L219 155ZM234 152H233V153H234ZM239 152H238V155H239ZM10 153H11V151H10ZM28 153H29V152H28ZM66 153H67V151H66ZM81 153H82V152H81ZM84 153H85V152H84ZM91 153H92V152H91ZM93 153H95V152H93ZM138 153H140V152H139V149H138ZM159 153H160V152H159ZM162 153H163V152H162ZM184 153H186V151H185ZM184 153H183V154H184ZM197 153H200V152H197ZM202 153H203V152H202ZM246 153H247V152H246ZM15 154H16V153H15ZM22 154H23V153H22ZM96 154H97V153H96ZM96 154H95V155H96ZM102 154H103V153H102ZM104 154H105V153H104ZM115 154H116V153H115ZM115 154H113V155L115 156ZM148 154H149V153H148ZM163 154H164V153H163ZM177 154H178V156H179V153H177ZM188 154H189V153H188ZM188 154H187V155H188ZM191 154H192V152H191ZM191 154H190V155H191ZM205 154H206V153H205ZM241 154H242V153H241ZM262 154H263V156H264V153H262ZM3 155H4V154H3ZM3 155H2V157H3ZM8 155H11V154L8 153ZM49 155H51V154L33 153V157H32V159H33V158L37 159V158H40V157H41L42 159H43V158L45 159V161H43V163H44V162L48 163L50 160H53L52 158H54V159L56 158V159H55V160H56V163L60 164L59 166H63L65 159H63L62 155H61L59 158H58V155H55V156H54V155H51V157H50ZM77 155H78V154H77ZM79 155H80V154H79ZM82 155H84V154H82ZM85 155H86V154H85ZM85 155H84V156H85ZM98 155H99V154H98ZM117 155H118V154H117ZM117 155H116V156H117ZM128 155H129V154H128ZM142 155H143V153H142ZM142 155H141V156H142ZM146 155H147V154H146ZM153 155H154V154H153ZM160 155H161V154H160ZM184 155H185V154H184ZM190 155H189V157H190ZM193 155H194V154H193ZM208 155H209V153H208ZM211 155H212V156H210V157L213 158V154H211ZM227 155L229 156L228 152H226V151H225V152H221L220 155H219V156L221 157V159L225 160L224 162H222V163L225 164V167H227L226 165H228V164L225 163V162H229V161L231 162V159H232L231 157H230V159H229V157H228ZM0 156H1V154H0ZM19 156H20V154H19ZM19 156H18V158H19ZM23 156H25V154H24ZM69 156H70V154H69ZM75 156H76V155H75ZM109 156H110V154H109ZM123 156H124V155H123ZM130 156H133V155H130ZM195 156H197V155L195 154ZM195 156H193V157H195ZM198 156H199V155H198ZM201 156L203 157V154H202ZM205 156H206V155H205ZM217 156H215L216 158L214 157V158H213V161L209 163V165H210V166L208 165L209 168H211L212 164H216V165H220V164H221V160L219 161V162H220V163H219L218 160H217V158H218L219 156H218V157H217ZM246 156H247V155H246ZM7 157L9 158V156H7ZM11 157H12V156H11ZM14 157H16V156H14ZM26 157H27V156H26ZM76 157H78V156H76ZM94 157H95V156H94ZM100 157H101V156H100ZM110 157H111V156H110ZM118 157H119V155H118ZM121 157H122V155H121ZM126 157H127V156H125V159H126ZM136 157H138V156H136ZM142 157H143V156H142ZM148 157H149V159H150L151 156H148ZM152 157H153V156H152ZM152 157H151V158H152ZM159 157H160V156H159ZM162 157H163V156H162ZM180 157H182V155H181ZM183 157H184V156H183ZM186 157H187V156H186ZM220 157H219L218 159H220ZM249 157H250V156H249ZM255 157H256V156H255ZM4 158H5V157H4ZM49 158H50V160H49ZM57 158H58V159H57ZM69 158H70V157H69ZM71 158H72V157H71ZM71 158H70V159H71ZM91 158H92V157H91ZM101 158H102V157H101ZM127 158H128V157H127ZM145 158H146V159H145V161H146V160H147V156H146ZM156 158H158V157H156ZM164 158H165V157H164ZM166 158H167V157H166ZM166 158H165V159H166ZM190 158H192V157H190ZM211 158H210V159H211ZM234 158H235V157H234ZM236 158H238V157H236ZM236 158H235V159H236ZM239 158H240V157H239ZM10 159H12V158H10ZM21 159H22V158H21ZM29 159H30V158H29ZM35 159H34V160H35ZM105 159H106V158H105ZM110 159H111V158H109L108 161H110ZM115 159H116V158H115ZM130 159H131V158H130ZM141 159H142V158H141ZM143 159H144V158H143ZM143 159H142V160H143ZM149 159H148V160H149ZM160 159H161V158H160ZM162 159H163V158H162ZM165 159H163V160H165ZM171 159H172V158H171ZM171 159H170V163H171ZM175 159H176V158H175ZM181 159H182V158H180V160H181ZM197 159H198V158H197ZM200 159H201V158H200ZM200 159H199V160H200ZM210 159H209V161H210ZM235 159H234V160H235ZM243 159H244V158H243ZM257 159H259V158L257 157ZM0 160H1V159H0ZM23 160H24V158H23ZM27 160H28V159H27ZM38 160H39V159H38ZM72 160H75V159L73 158ZM77 160H78V159H77ZM106 160H107V159H106ZM128 160H129V159H128ZM132 160H133V159H132ZM156 160H157V159H156ZM168 160H169V159H168ZM172 160H173V159H172ZM177 160H178V159H177ZM180 160H179V162H180ZM185 160H186V159H185ZM185 160H184V161H185ZM187 160H188V158H187ZM191 160H192V159H191ZM207 160H208V159H206V160L204 159V161H207ZM234 160H232V161H234ZM236 160H237V159H236ZM241 160H242V159H241ZM241 160H240V161H241ZM4 161H5V160H4ZM4 161H3V162H4ZM6 161H7V160H6ZM17 161H19V160H17ZM86 161H87V160H86ZM111 161H113V160L111 159ZM111 161H110V162H111ZM115 161H116V160H115ZM124 161H125V160H124ZM133 161H134V160H133ZM154 161H155V160H154ZM160 161H161V160H160ZM189 161H190V160H189ZM202 161H203V160H202ZM209 161H207V164H208ZM253 161H254V160H253ZM10 162H11V160H10ZM15 162H16V161H15ZM31 162H32V161H31ZM36 162H38V161H36ZM79 162H80V161H79ZM90 162H91V161H90ZM103 162L105 163V161H103ZM151 162H152V161H151ZM151 162H150V163H151ZM157 162H158V160H157ZM176 162H178V161H176ZM179 162H178V163H179ZM199 162H200V161H199ZM235 162H236V161H235ZM241 162H242V161H241ZM248 162L250 163V162H252V161L250 160V161H248ZM259 162H260V161H259ZM6 163H7V162H6ZM12 163L15 164L13 161H12ZM32 163H33V162H32ZM40 163H41V162H40ZM43 163H41V164H43ZM49 163L51 164L52 162H49ZM49 163H48V164H49ZM56 163H55V164H56ZM71 163H72V162H71ZM73 163H74V161H73ZM73 163H72V164H73ZM84 163H85V162H84ZM98 163H99V162H98ZM98 163H96V164L98 165ZM114 163H115V162H114ZM120 163H121V162H120ZM127 163H128V162H127ZM127 163H126V164H127ZM159 163H160V162H158V164H159ZM168 163H169V162H168ZM172 163H173V162H172ZM184 163H185V162H184ZM190 163H192V162H190ZM231 163H232V162H231ZM233 163H234V162H233ZM239 163H240V162H239ZM242 163H243V162H242ZM246 163H247V162H246ZM246 163H245V164H246ZM255 163H256V162H255ZM0 164L2 165V163H0ZM20 164H21V163H20ZM25 164H26V162H25ZM55 164H54V165H55ZM58 164H57V166H58ZM81 164H83V163H81ZM88 164H89V163H88ZM88 164H87V165H88ZM90 164H91V163H90ZM100 164H101V162L99 163V165H100ZM147 164H148V163H146V166H147ZM155 164H156V163L154 162V165H155ZM164 164H165V163H164ZM174 164H175V163H174ZM174 164H171V165L175 166ZM176 164H177V163H176ZM187 164H188V162H187ZM187 164H186V165H187ZM194 164H195V163H194ZM204 164H205V163H204ZM258 164H259V163H258ZM262 164H263V163H262ZM4 165H5V164H4ZM4 165H3V166H4ZM79 165H80V164H79ZM144 165H145V164H144ZM152 165H153V164H152ZM166 165H167V163H166ZM178 165H179V164H178ZM180 165H181V164H180ZM180 165H179V167H180ZM183 165H184V164H183ZM198 165H199V164H198ZM205 165H206V164H205ZM222 165H223V164H222ZM260 165H261V164H260ZM3 166H2V168H3ZM24 166H25V165H24ZM27 166H28V165H27ZM80 166H81V165H80ZM111 166H112V165H111ZM114 166H115V165H114ZM117 166H118V164H117ZM129 166H130V165H129ZM131 166H132V165H131ZM134 166H136V165H134ZM155 166H156V165H155ZM155 166H154V167H155ZM184 166H185V165H184ZM188 166H189V165H188ZM214 166H215V165H214ZM220 166H221V165H220ZM234 166H235V165H234ZM234 166H233V167H234ZM240 166H241V165H240ZM245 166H246V165H245ZM248 166H249V165H248ZM261 166H262V165H261ZM5 167H7V165H6ZM8 167H9V166H8ZM28 167H29V166H28ZM38 167H41V166H38ZM53 167H54V166H53ZM68 167H69V166H68ZM70 167H71V166H70ZM77 167H78V166H77ZM92 167L95 168V166H92ZM100 167H101V166H100ZM100 167H98V168H100ZM106 167H107V166H106ZM157 167H159V166H157ZM157 167H156V169H157ZM193 167H194V166H193ZM202 167H203V164H202ZM202 167L200 166V168H202ZM215 167H216V166H215ZM215 167H214V168H215ZM218 167H219V166H218ZM231 167H232V166H231ZM233 167H232V169H233ZM237 167H238V166H236V168H237ZM242 167H243V166H242ZM255 167H256V166H255ZM255 167H254V168H255ZM262 167H263V166H262ZM0 168H1V167H0ZM18 168H20V167H18ZM18 168H17V170L19 171ZM66 168H67V167H66ZM75 168H76V166H75ZM90 168H91V167H90ZM96 168H97V166H96ZM102 168H105V167H101V169H102ZM131 168H133V167H131ZM150 168H151V167H150ZM150 168H149V169H150ZM169 168H170V167H169ZM172 168H173V167H172ZM172 168H171V169H172ZM176 168H178V167L176 166ZM176 168H175V169H176ZM183 168H184V167H183ZM194 168H195V167H194ZM204 168H207V167L205 166V167H203V169H204ZM219 168H221V167H219ZM243 168H244V167H243ZM254 168H253V169H254ZM256 168L259 170L260 167H259V168L256 167ZM256 168H255V169H256ZM263 168H264V167H263ZM263 168H262V169H263ZM7 169H9V168H7ZM10 169H11V168H10ZM15 169H16V168H15ZM23 169H24V168H23ZM29 169H30V167H29ZM29 169H28V170H29ZM41 169H42V168H41ZM113 169H114V168H113ZM113 169H112V171H113ZM143 169H144V168H143ZM162 169H163V166H162ZM175 169H174V171H176ZM215 169H217V167H216ZM215 169H214V170H215ZM221 169H223V168H221ZM221 169H220V170H221ZM227 169H228V168H227ZM229 169H230V168H229ZM229 169H228V171L231 172V173H232V171H234V170L230 171L231 169H230V170H229ZM238 169H239V170H238ZM238 169H237L238 171L235 170V172H234L235 174H234V175L231 177V179H230L232 182H234L233 185L235 186V189L233 188V190H235V195H236V197H234V200H233V201L228 200L229 203L227 204V203L224 201L226 198H224V200H223V199H222L223 197L221 198V196H219V197L221 198V200H218V198H217V193H215V192H213V191L211 190V191H212V196L214 197L213 199L216 200V201H214L213 199H211V196L209 195V196H210V200H209L210 203L205 202V203H208L211 207L213 206V209H214V210H217L219 213L223 214L224 216H225L226 214H228V210H229V209H231V211H232L234 208H236L237 205L239 206V204H242V203H245V204H246V203L254 204L253 202H250V200L247 198V195H248L247 193H248L249 191L246 190V189H247L246 186H248V184H250V183L246 184L245 181H242L241 183L244 184V182H245L244 185H246V186H244L245 189L242 187V184H240V182L238 181V179L242 178V176H244V175H242L243 172H242V173L240 172V171H241V170H240L241 168L239 167ZM248 169H249V167H248ZM250 169H252V168H250ZM260 169H261V168H260ZM12 170H13V169H12ZM34 170H35V169H34ZM38 170H39V169H38ZM56 170H57V169H56ZM79 170H80V169H79ZM97 170H98V169H97ZM99 170H100V169H99ZM109 170H110V169H109ZM129 170H133V171H135L134 168H133V169H129ZM153 170H154V169H153ZM160 170H161V169H160ZM164 170H165V168H164ZM184 170H186V169H184ZM191 170H192V168H191ZM199 170H200V169H199ZM199 170H198V171H199ZM212 170H213V169H212ZM6 171H7V170H6ZM6 171H5V173H6ZM15 171H16V170H15ZM25 171H26V170H25ZM31 171H32V170H31ZM39 171H40V170H39ZM39 171H38V172H39ZM83 171H84V170H83ZM112 171H111V172H112ZM157 171H158V170H157ZM171 171H172V170H171ZM171 171H170V172H171ZM179 171H180V170H179ZM201 171H204V170H201ZM207 171H208L207 173L209 174V170H207ZM262 171H263V170H262ZM13 172H14V171H13ZM36 172H37V168H36ZM36 172H33V171H32V173H36ZM38 172H37V174H38ZM45 172H46V171H45ZM111 172H110V173H111ZM127 172H129V171H127ZM150 172H151V174H152V171H150ZM165 172H166V171H165ZM180 172H181V171H180ZM180 172H179V173H180ZM185 172H186V171H185ZM189 172H191V171H189ZM218 172H220V171H218ZM249 172L251 173V171H249ZM14 173H15V172H14ZM29 173H30V172H29ZM32 173H31V174H32ZM39 173H40V172H39ZM43 173H44V172H43ZM47 173H48V172H47ZM50 173H51V172H50ZM79 173H80V171H79ZM81 173H82V172H81ZM93 173H95V172H93ZM93 173H92V174H93ZM130 173H131V172H130ZM143 173H144V171L142 172V174H143ZM145 173H146V171H145ZM155 173H156V172H155ZM163 173H164V172H163ZM168 173H169V171H168ZM239 173H241V175H240ZM244 173H245V172H244ZM8 174H9V173H8ZM18 174H19V173H18ZM18 174H17V175H18ZM22 174H24V173H22ZM52 174H53V173H52ZM69 174H70V172H69ZM73 174H74V173H73ZM76 174H77V176L81 175V174L78 175V173H76ZM108 174H109V172H108ZM116 174H117V173H116ZM118 174H119V173H118ZM118 174H117V175H118ZM125 174H126V173H125ZM127 174H129V173H127ZM127 174H126V175H127ZM136 174H138V173H136ZM142 174H141V175H142ZM157 174H159V173H157ZM211 174H212L211 181H213L212 183L215 184L214 179L216 178L217 181H218V178H222V177H221V174H223V173H221V172H220V173L213 172V173H211ZM211 174H209V175H211ZM225 174H226V173H225ZM9 175H10V174H9ZM12 175H13V174H11V176H12ZM50 175H51V174H50ZM54 175H55V174H54ZM54 175H53V176H54ZM56 175H57V173H56ZM62 175H63V174H62ZM74 175H75V174H74ZM88 175H89V174H88ZM106 175H107V173H106ZM106 175H105V176H106ZM112 175H114V173H113ZM117 175H115V176H117ZM119 175H120V174H119ZM121 175H122V174H121ZM130 175L133 176V173H131ZM130 175H129V177H130ZM149 175H150V174H149ZM161 175H162V176H165V175H167V174H164V175L161 174ZM172 175H173V173H172ZM182 175H183V174H182ZM184 175H186V174L184 173ZM205 175H206V174H205ZM228 175H230V173H228ZM228 175H224V176H228ZM239 175L241 176L240 178H239ZM248 175H249V174H248ZM248 175H246V176H248ZM255 175H256V174H255ZM0 176H1V175H0ZM18 176H19V175H18ZM33 176H34V175H33ZM33 176H32V178H33ZM39 176H40V174H39ZM70 176L72 177V175H70ZM96 176H97V175H96ZM102 176H104V174H102ZM138 176H139V175H138ZM138 176H137V177H138ZM189 176H191V175H189ZM201 176H202V175H201ZM222 176H223V175H222ZM224 176H223V177H224ZM249 176H250V175H249ZM260 176H261V175L259 174V177H260ZM21 177H22V176H21ZM29 177H30V176H29ZM41 177L43 178V176H41ZM58 177H59V176H58ZM67 177H68V175H67ZM111 177H112V176H111ZM135 177H136V176H135ZM135 177H134V178H135ZM143 177H145V176H143ZM191 177H192V176H191ZM191 177H190V178H191ZM197 177H199V176H197ZM197 177H196V178H197ZM228 177L230 178V176H228ZM253 177L255 178V176H253ZM256 177H257V180H255L254 178H253V179H254L255 181L258 182V178H259V177H258V176H256ZM261 177H262V176H261ZM261 177H260V179H261ZM15 178L18 179L17 177H15ZM19 178H20V177H19ZM24 178H25V177H24ZM42 178H41V179H42ZM64 178H65V177H64ZM68 178H69V177H68ZM80 178H81V177H80ZM82 178H84V177L82 176ZM97 178H98V177H97ZM99 178H100V176H99ZM114 178H115V177H114ZM138 178H142V177L139 176ZM167 178H168V177H167ZM190 178H188V179L190 180ZM226 178H227V177H225L224 179H226ZM243 178H244V177H243ZM13 179H14V178H13ZM13 179H12V180H13ZM20 179H21V178H20ZM20 179H19L18 181H20ZM25 179H26V178H25ZM55 179H56V177H55ZM66 179H67V178H66ZM104 179H105V178H104ZM118 179H119V177H118ZM132 179H133V177H132ZM188 179H187V180H188ZM197 179H198V178H197ZM199 179H200V178H199ZM204 179H205V178H204ZM204 179H203V180H204ZM247 179H248V178H247ZM262 179H263V178H262ZM5 180H6V179H5ZM26 180H27V179H26ZM38 180H39V179H38ZM48 180H49V179H48ZM107 180H108V179H107ZM113 180H114V179H113ZM116 180H117V178H116ZM124 180H125V179H124ZM141 180H142V179H140V182H141ZM155 180H156V179H155ZM165 180H167V179H165ZM165 180H163V182H164ZM169 180H170V179H169ZM183 180H184V179H183ZM192 180H193V178H192ZM192 180H191V182H192ZM206 180H207V179H206ZM208 180H209V179H208ZM208 180H207V181H208ZM241 180H242V179H240V181H241ZM23 181H24V179H23ZM36 181H37V180H36ZM36 181H35V182H36ZM40 181H41V180H40ZM40 181H39V182H40ZM53 181H54V180H53ZM65 181H66V180H65ZM67 181H69V180L67 179ZM72 181H73V180H72ZM80 181H81V180H80ZM84 181H85V180H84ZM88 181H89V180H88ZM117 181H118V180H117ZM125 181H126V180H125ZM135 181H136V180H135ZM149 181H150V180H149ZM175 181H177V180H175ZM180 181L182 182L181 179H180ZM196 181H197V180H196ZM222 181H223V180H222ZM250 181H251V180H250ZM263 181H264V180H263ZM263 181H262V184L264 183ZM7 182H9V181L7 180ZM49 182H50V181H49ZM55 182H56V180H55ZM86 182H87V181H86ZM127 182L129 183V181H127ZM137 182H138V180H137ZM153 182H154V180H153ZM155 182H156V181H155ZM155 182H154V183H155ZM161 182H162V181H161ZM187 182H188V181H187ZM194 182H195V180H194ZM208 182H210V181H208ZM248 182H249V181H248ZM1 183H2V182H1ZM9 183H10V182H9ZM22 183H23V182H22ZM26 183H27V182H26ZM32 183H33V182H32ZM71 183H72V182H71ZM96 183H97V182H96ZM106 183H107V182H106ZM114 183H115V182H114ZM128 183H127V184H128ZM145 183H146V182H145ZM154 183H152V184H154ZM164 183H166V181H165ZM212 183H211V184H212ZM253 183H254V182H253ZM253 183H252L251 187L253 186ZM12 184H13V182H12ZM18 184H20V182H19ZM27 184H28V183H27ZM30 184H31V183H30ZM89 184H90V183H89ZM125 184H126V183H125ZM131 184H132V186H133V184H135V183L133 182V183H131ZM142 184H143V183H142ZM170 184H171V183H170ZM170 184H169V185H170ZM174 184H175V182H174ZM179 184H180V183H179ZM181 184H182V183H181ZM192 184H194V183H192ZM201 184H202V183H201ZM201 184H199V185H201ZM217 184H218V183H217ZM262 184H260V185H262ZM2 185H3V184H2ZM7 185H8V184H7ZM23 185H24V184H23ZM25 185H26V184H25ZM28 185H29V184H28ZM28 185H27V186H28ZM41 185H42V183H41ZM75 185H76V184H75ZM75 185H72V186L75 187ZM83 185H84V184H83ZM87 185H88V184H87ZM111 185H112V184H111ZM136 185H138V184H136ZM155 185H156V184H155ZM159 185H161V184H159ZM162 185H163V183H162ZM171 185H172V184H171ZM171 185H170V186H171ZM182 185H183V184H182ZM195 185H196V184H195ZM205 185L207 186L206 183H205ZM209 185H210V184H209ZM209 185H208V186H209ZM256 185L259 186V184H256ZM8 186H9V185H8ZM11 186H12V185H11ZM33 186H34V185H33ZM38 186L40 187V185H38ZM43 186H44V185H43ZM80 186H81V185H80ZM84 186H85V185H84ZM91 186H92V183H91ZM93 186H95V183L93 184ZM93 186H92V187H93ZM96 186H97V185H96ZM141 186H142V185H141ZM166 186H167V183H166ZM166 186H165V187H166ZM178 186H180V185H178ZM187 186H189V185H187ZM190 186H191V185H190ZM203 186H204V185H203ZM206 186H205V187H206ZM210 186H212V185H210ZM215 186H216V185H215ZM249 186H250V185H249ZM30 187H31V186H30ZM36 187H37V186H36ZM49 187H50V186H49ZM61 187H62V186H61ZM74 187H73V189H74ZM110 187H111V186H110ZM151 187H154V186H151ZM159 187H162V186H159ZM165 187L162 188V189H165ZM184 187H185V185H184ZM191 187H192V186H191ZM253 187H255V186H253ZM260 187H261V186H260ZM4 188H5V187H4ZM37 188H38V187H37ZM40 188H41V187H40ZM81 188H82V187H81ZM113 188H114V187H113ZM126 188H127V187H126ZM128 188H129V187H128ZM130 188H131V187H130ZM135 188H137V187H135ZM148 188H149V187H148ZM155 188H157V187L155 186ZM167 188H168V187H167ZM169 188H171V187H169ZM180 188H181V187H180ZM199 188H201V186H200ZM202 188H203V187H202ZM207 188H208V187H207ZM262 188H263V187H262ZM262 188H259V189L257 188V189H258L257 191H259L260 189L262 190ZM6 189H7V188H6ZM6 189H5V190H6ZM22 189H23V188H22ZM34 189H35V188H34ZM38 189H39V188H38ZM38 189H37V190H38ZM85 189H86V188H85ZM85 189H83V190H85ZM87 189H88V188H87ZM89 189H90V188H89ZM96 189H97V188H96ZM101 189H102V188H101ZM104 189H105V188H104ZM108 189H109V188H108ZM137 189H138V188H137ZM137 189H136V190H137ZM176 189H178V188H176ZM193 189H195V187H194ZM203 189H204V188H203ZM209 189H210V188H209ZM212 189H213V188H212ZM214 189H215V188H214ZM20 190H21V189L19 188V190H18L17 192H19ZM35 190H36V189H35ZM35 190H33V191H35ZM71 190H72V189H71ZM78 190H79V189H78ZM91 190H92V189H91ZM91 190H90V191H91ZM109 190H110V189H109ZM109 190H108V191H109ZM115 190H116V189H115ZM127 190H129V189H127ZM134 190H135V189H134ZM139 190H140V189H139ZM139 190H137V191H139ZM151 190H152V189H151ZM159 190H160V188H159ZM171 190H172V189H171ZM180 190H181V189H180ZM187 190H188V188H187ZM190 190H191V189H189V191H190ZM197 190H198V189H197ZM207 190H208V189H207ZM215 190H217V189H215ZM222 190H223V189H222ZM250 190H251V189H250ZM254 190H256V189L254 188ZM263 190H264V189H263ZM15 191H16V190H15ZM28 191H29V190H28ZM49 191H50V190H49ZM49 191H48V192H49ZM62 191H63V190H62ZM75 191H76V190H75ZM86 191H87V190H86ZM86 191H85V192H86ZM95 191H96V190H95ZM97 191H98V190H97ZM108 191H107V192H108ZM131 191H132V190H131ZM143 191H144V190H143ZM164 191H165V190H164ZM167 191H169V190H167ZM173 191H174V190H173ZM178 191H179V190H178ZM178 191L176 192V190H175L176 194L178 193ZM195 191H196V190H194L193 193L196 194L197 191H196V192H195ZM204 191L206 192L205 189H204ZM211 191H209L210 194H211ZM218 191H219V189H218ZM224 191H225V190H223V192H224ZM252 191H253V190H252ZM20 192H22V191H20ZM38 192H40V191L38 190ZM46 192H47V191H46ZM58 192H59V191H58ZM123 192H125V189H124ZM132 192H133V191H132ZM152 192H153V191H152ZM155 192H156V190H155ZM155 192H154V194H155ZM183 192H188V191L184 190ZM190 192H191V191H190ZM205 192H204V193H205ZM216 192H217V191H216ZM221 192H222V191H221ZM231 192H232V190H231ZM231 192H230V193H231ZM237 192H241V193H237ZM246 192H247V193H246ZM3 193H4V192H3ZM27 193L29 194V192H27ZM33 193H35V192H32V194H33ZM40 193H42V192H40ZM44 193H45V192H44ZM52 193L54 194L55 192H52ZM64 193H65V192H64ZM80 193H81V192H80ZM94 193H95V192H93L92 194H94ZM101 193H102V192H101ZM103 193H104V192H103ZM129 193H130V192H129ZM139 193H140V192H139ZM160 193H161V192H160ZM181 193H182V192H181ZM200 193H201V192H200ZM214 193L216 194V196L214 195ZM219 193H220V192H219ZM230 193H229V194H230ZM252 193H254V191H253ZM256 193H257V192H256ZM256 193H255V196L257 195ZM7 194H8V193H7ZM15 194H16V193H15ZM18 194H19V193H18ZM36 194H37V193H36ZM45 194H47V193H45ZM50 194H51V193H50ZM56 194H58L57 191H56ZM66 194H67V193H66ZM82 194H83V192H82ZM95 194H96V193H95ZM99 194H100V193H99ZM104 194H105V193H104ZM104 194H103V195H104ZM107 194H108V193H107ZM121 194H122V192H121ZM141 194H142V193H141ZM156 194H159V193H156ZM182 194H183V193H182ZM187 194L189 195V193H187ZM191 194H192V193H191ZM191 194H190V195H191ZM198 194H199V193H198ZM207 194H208V193H207ZM223 194H224V193H223ZM227 194H228V193H227ZM242 194H243L245 197H244V196L242 197ZM259 194H260V193H259ZM3 195H4V194H3ZM75 195H76V192H75ZM78 195H79V194H78ZM78 195H76V198H77ZM90 195H91V194H90ZM124 195H125V194H124ZM132 195H133V194H131V196H132ZM135 195H136V193H135ZM160 195H161V197H163V196H162V195H163V192H162V194H160ZM160 195H159V197H158V196H157V197L160 198ZM164 195H165V193H164ZM172 195H173V193H172ZM174 195H175V194H174ZM177 195H178V194H177ZM199 195H200V194H199ZM203 195H204V194H203ZM205 195H206V194H205ZM224 195H225V194H224ZM224 195H223V196H224ZM250 195H251V194H250ZM0 196H1V195H0ZM8 196H9V195H8ZM8 196H7V197H8ZM10 196H11V195H10ZM27 196H28V195H27ZM38 196H39V194L37 195V197H38ZM71 196H72V194H71ZM83 196H84V194H83ZM107 196H109V195H107ZM110 196H111V195H110ZM120 196H121V195H120ZM128 196H129V194H128ZM170 196H171V195H170ZM183 196H184V195H183ZM193 196H194V195H193ZM193 196H191V197H193ZM196 196H197V195H196ZM196 196H195V198H196ZM200 196H201V195H200ZM227 196H228V195H227ZM252 196H253V195H252ZM252 196H251V197H252ZM255 196H254V197H255ZM3 197H4V196H3ZM74 197H75V196H74ZM84 197H85V196H84ZM91 197H92V196H91ZM96 197H97V194H96V196H94L93 199H95ZM111 197H112V196H111ZM132 197H133V196H132ZM152 197H153V196H152ZM167 197H168V196H167ZM178 197H179V196H178ZM181 197H182V196H181ZM188 197L191 198L190 196H188ZM202 197H203V196H202ZM202 197H201V198H202ZM224 197H226V196H224ZM228 197H229V196H228ZM237 197H238V198H237ZM251 197H250V198H251ZM20 198H21V197H20ZM22 198H24V197L22 196ZM38 198H40V196H39ZM38 198H37V199H38ZM70 198H71V197H70ZM78 198H79L78 200H80V196H79ZM88 198H89V197H88ZM99 198H100V197H99ZM99 198H98V199H99ZM107 198H108V197H107ZM123 198H126V197H123ZM137 198H138V197H137ZM137 198H136V199H137ZM139 198H140V196H139ZM148 198H149V197H148ZM158 198H157V199H158ZM171 198H172V196H171ZM171 198H169V199H171ZM195 198H194V199H195ZM197 198H198V197H197ZM205 198H206V196H204L203 200H204ZM235 198H236V199H235ZM246 198H247L249 201L246 200ZM25 199H26V197H25ZM27 199H28V198H27ZM27 199H26V200H27ZM31 199H32V197L29 199V202H30V201H33V200H31ZM47 199H48V198H47ZM68 199H69V198H68ZM71 199H72V198H71ZM104 199H105V198H104ZM132 199H133V198H132ZM151 199H152V202H153V198H151ZM155 199H156V198H155ZM160 199H161V198H160ZM176 199H177V197H176ZM176 199H175V200H176ZM187 199H188V198H187ZM187 199H186V200H187ZM208 199H209V197H208ZM208 199H207V200H208ZM227 199H229V198H227ZM231 199H233V198L231 197ZM4 200H5V199H4ZM12 200H13V199H12ZM16 200H17V197H16ZM18 200H19V199H18ZM20 200H21V199H20ZM22 200H23V199H22ZM63 200H64V199H63ZM69 200H70V199H69ZM96 200H97V199H96ZM102 200H103V199H102ZM109 200H110V199H109ZM128 200H129V198H128ZM128 200H127V201H128ZM142 200H143V199H142ZM164 200H165V199H164ZM164 200H163V201H164ZM166 200H167V199H166ZM207 200H206V201H207ZM222 200H223V202H222ZM253 200H254V199H253ZM6 201H7V200H6ZM34 201H35V200H34ZM34 201H33V202H34ZM48 201H49V199H48ZM48 201H46V202H48ZM60 201H61V200H60ZM92 201H93V200H92ZM99 201H101V200L99 199ZM110 201H111V200H110ZM110 201H109V202H110ZM113 201H114V200H113ZM113 201H112V202H113ZM130 201H131V200H130ZM132 201H133V200H132ZM134 201H135V200H134ZM140 201H141V200H140ZM155 201H156V203L158 202L157 200H155ZM155 201H154V202H155ZM168 201H169V200H168ZM177 201H178V199H177ZM183 201H184V200H183ZM12 202H13V201H12ZM20 202H22V201H20ZM24 202H25V201H24ZM24 202H22V203H24ZM27 202H28V201H27ZM49 202H52V201H49ZM57 202H58V201H57ZM82 202H83V200L81 201V203H82ZM114 202H115V201H114ZM143 202H144V201H143ZM146 202H147V201H146ZM148 202H149V201H148ZM148 202H147V203H148ZM150 202H151V201H150ZM178 202H179V201H178ZM197 202H198V201H197ZM197 202H195V203H197ZM200 202H201V201H200ZM239 202H241V203H239ZM255 202H256V201H255ZM0 203H1V201H0ZM7 203H8V202H7ZM25 203H26V202H25ZM38 203H39V202H38ZM40 203H41V202H40ZM42 203H43V202H42ZM75 203H76V202H75ZM85 203H86V202H85ZM94 203H95V202H94ZM134 203H135V202H134ZM140 203H141V202H140ZM166 203H167V201H166ZM172 203H173V202H172ZM184 203H186V202H184ZM192 203H193V201H192ZM5 204H6V203H5ZM8 204H9V203H8ZM8 204H7V205H8ZM12 204H13V203H12ZM15 204H16V203H15ZM20 204H21V203H20ZM36 204H37V203H36ZM43 204H44V203H43ZM46 204H47V203H46ZM70 204H71V203H69V205H67V206H70ZM78 204H80V203H78ZM82 204H83V203H82ZM96 204H97V202H96ZM117 204H118V203H117ZM144 204H145V203H144ZM149 204H150V203H148V205H149ZM162 204H163V203H162ZM170 204H171V203H170ZM176 204H177V203H176ZM199 204L201 205L202 202L199 203ZM203 204H204V202H203ZM236 204H237V205H236ZM255 204H256V203H255ZM1 205H2V204H1ZM7 205H5V206H7ZM9 205H10V204H9ZM13 205H14V204H13ZM38 205H39V206H37V208H38V207H41V206H40L41 204H38ZM52 205H53V204H52ZM60 205H61V204H60ZM63 205H64V202H63ZM74 205H75V204H74ZM76 205H77V204H76ZM86 205H88V203H86ZM93 205H94V204H93ZM97 205H98V204H97ZM101 205H102V204H101ZM115 205H116V203H115ZM119 205H120V204H119ZM119 205H118V206H119ZM145 205H147V204H145ZM148 205H147V206H148ZM154 205H155V204H154ZM164 205H165V204H164ZM164 205H163V206H164ZM195 205H196V204H195ZM197 205H198V204H197ZM27 206H28V205H27ZM27 206H26V207H27ZM71 206H72V205H71ZM90 206H91V205H90ZM94 206H96V205H94ZM104 206H105V205H104ZM109 206H111V205H109ZM122 206H123V205H122ZM135 206H136V205H135ZM156 206H157V205H156ZM174 206H175V205H174ZM191 206H192V204H191ZM191 206H190V207H191ZM201 206H203V205H201ZM201 206H200V207H201ZM253 206H254V205H253ZM15 207H16V206H15ZM29 207H30V206H29ZM32 207H33V206H32ZM32 207H31V208H32ZM53 207H55V205H54ZM74 207H75V206H74ZM77 207H78V206H77ZM82 207H83V206H82ZM86 207H88V206H86ZM96 207H97V206H96ZM98 207H99V206H98ZM113 207H114V206H113ZM129 207H130V206H129ZM137 207L139 208V206H137ZM161 207H162V206H161ZM172 207H173V206H172ZM172 207H171V208H172ZM176 207H177V206H176ZM207 207H208V206H207ZM207 207H206V208H207ZM211 207H210V208H211ZM241 207H242V206H241ZM2 208H3V207H2ZM19 208H20V207H19ZM37 208H36V209H37ZM42 208H43V207H42ZM59 208H60V207H59ZM72 208H73V207H72ZM89 208H90V207H89ZM99 208H100V207H99ZM101 208H102V207H101ZM114 208H115V207H114ZM114 208H113V209H114ZM132 208H133V207H132ZM143 208H144V207H143ZM185 208H186V207H185ZM191 208H192V207H191ZM191 208H190V209H191ZM194 208H195V207H194ZM226 208H227L228 210H226ZM238 208H239V207H238ZM238 208H237V209H238ZM246 208H247V207H246ZM250 208H251V207H250ZM10 209H11V208H10ZM13 209H14V208H13ZM17 209H18V208H17ZM25 209H26V208H25ZM29 209H30V208H29ZM36 209H35V210H36ZM65 209H66V208H65ZM74 209H75V208H74ZM74 209H68V210H74ZM81 209H82V208H81ZM83 209H84V208H83ZM83 209H82V210H83ZM91 209H92V211H93L94 208H91ZM108 209H109V207H108ZM133 209H134V208H133ZM146 209H148V208L146 207ZM153 209H154V208H153ZM163 209H164V208H163ZM179 209H180V208H179ZM179 209H178V210H179ZM181 209H182V208H181ZM192 209H193V208H192ZM196 209H197V208H196ZM201 209H202V207H201ZM201 209H199V210H201ZM203 209H204V208H203ZM241 209H243V208H241ZM251 209H252V208H251ZM14 210H15V209H14ZM18 210H19V209H18ZM20 210H21V209H20ZM42 210H43V212H44V210L47 211V209H44V208H43ZM49 210H50V209H49ZM54 210H55V209H54ZM54 210H52V211H54ZM57 210H58V209H57ZM61 210H62V209H61ZM101 210H102V209H101ZM115 210H116V209H115ZM120 210H121V209H120ZM131 210H132V209H131ZM149 210H150V209H149ZM160 210H161V209H160ZM171 210H172V209H171ZM206 210H207V209H205V213H206ZM244 210H245V209H243V211H244ZM2 211H3V210H2ZM12 211H13V210H12ZM12 211H11V212H12ZM26 211H27V209H26ZM37 211H38V210H37ZM55 211H56V210H55ZM55 211H54V213H55ZM84 211H85V210H84ZM94 211H97V210L95 209ZM98 211H99V210H98ZM128 211H129V210H128ZM136 211H137V210H136ZM139 211H140V210H139ZM150 211H151V210H150ZM150 211H149V212H150ZM154 211H155V210H154ZM166 211H167V210H166ZM166 211L164 210L165 213H166ZM168 211H169V210H168ZM181 211H182V210H181ZM183 211H184V208H183ZM194 211H195V209H194ZM201 211H202V210H201ZM3 212H4V211H3ZM9 212H10V211H9ZM20 212H21V211H20ZM30 212H32V211H30ZM38 212H39V211H38ZM61 212H64V211H61ZM72 212H73V211H72ZM88 212H89V211H88ZM102 212H103V211H102ZM125 212H126V211H125ZM134 212H135V211H134ZM144 212H147V210H145ZM144 212H143V213H144ZM156 212H157V210H156ZM158 212H161V211H158ZM158 212H157V213H158ZM164 212H163V213H164ZM174 212H176V211H174ZM179 212H180V211H179ZM187 212H188V210H187ZM189 212H190V210H189ZM189 212H188V213H189ZM191 212H192V211H191ZM195 212H196V211H195ZM208 212H209V210H208ZM237 212L239 213V211H237ZM237 212H236V213H237ZM245 212H247V211H245ZM245 212H243V213L245 214ZM248 212H249V211H248ZM250 212L253 213V211H250ZM4 213H5V212H4ZM16 213H17V212H16ZM18 213H19V212H18ZM39 213H40V212H39ZM39 213H38V216H41V214L39 215ZM45 213H46V212H45ZM52 213H53V212H52ZM52 213H51V214H52ZM56 213H57V212H56ZM82 213H83V212H82ZM89 213H91V212H89ZM93 213H94V212H93ZM98 213H99V212H98ZM98 213L96 212V214H98ZM114 213H115V212H114ZM122 213H123V212H122ZM127 213H128V212H127ZM136 213H137V212H136ZM147 213H148V212H147ZM152 213H153V212H152ZM152 213H151V214H152ZM154 213H155V212H154ZM161 213H162V212H161ZM163 213H162V214H163ZM165 213H164V214H165ZM176 213H177V212H176ZM211 213H212V211H211ZM229 213H230V211H229ZM236 213H235V210H234V215H235ZM26 214H27V213H26ZM29 214H30V213H28L27 215H29ZM34 214H35V213H34ZM47 214H48V213H47ZM51 214H50V215H51ZM64 214H67V212L64 213ZM68 214H69V213H68ZM76 214H77V213H75L74 215H76ZM86 214H87V213H86ZM108 214H109V213H108ZM124 214L126 215V213H124ZM168 214H169V213H168ZM174 214H175V213H174ZM181 214H182V212H181ZM185 214H186V213H185ZM212 214H214V213H212ZM232 214H233V213H232ZM241 214H242V213H241ZM241 214H240V215H241ZM5 215H6V214H5ZM9 215H11V213H10ZM42 215H43V214H42ZM50 215H49V216H50ZM69 215H70V214H69ZM74 215H72V216H74ZM89 215H90V214H89ZM94 215H95V214H94ZM110 215H111V214H110ZM136 215H137V214H136ZM136 215H134V216H136ZM154 215H155V214H154ZM158 215H160V214H158ZM165 215H166V214H165ZM170 215H171V214H170ZM175 215H176V214H175ZM175 215H174V216H175ZM200 215H201V214H200ZM205 215H206V214H205ZM205 215H204V216H205ZM207 215L209 216V213H208ZM207 215H206V216H207ZM210 215H211V214H210ZM215 215H216V214H215ZM229 215H230V214H229ZM237 215H238V214H237ZM237 215H235V216H237ZM242 215H243V214H242ZM245 215H246V214H245ZM252 215H255V214H252ZM12 216H13V215H12ZM38 216H37V217H38ZM44 216L47 217L48 215L45 214ZM44 216H43V217H44ZM55 216H56V215H55ZM60 216H62V215H60ZM66 216H67V215H66ZM70 216H71V215H70ZM82 216H83V215H82ZM91 216H93V215H91ZM100 216H101V215H100ZM100 216H99V217H100ZM104 216H105V215H104ZM104 216H103V217H104ZM129 216H130V214H129ZM139 216H140V215H139ZM145 216H146V215H145ZM145 216H142V217H143L144 219H146ZM147 216H148V215H147ZM152 216H153V215H152ZM162 216H164V215H162ZM166 216H167V215H166ZM182 216H183V214H182ZM198 216H199V215H198ZM211 216H212V215H211ZM246 216H247V215H246ZM246 216H245V217H246ZM16 217H17V216H16ZM21 217H22V216H21ZM23 217H24V216H23ZM62 217H63V216H62ZM67 217H68V216H67ZM77 217H80V215L78 214ZM77 217H76V218H77ZM93 217L95 218V217H98V216H93ZM93 217H92V219H93ZM99 217H98V218H99ZM101 217H102V216H101ZM105 217H106V216H105ZM124 217H125V216H124ZM136 217H138V216H136ZM140 217H141V216H140ZM140 217H139V218H140ZM149 217H150V215H149ZM149 217H147L146 221L148 220ZM155 217H156V216H155ZM167 217H168V216H167ZM167 217H166V219H167ZM178 217H179V216H178ZM184 217H185V216H184ZM184 217H181V219L184 218ZM186 217H187V216H186ZM186 217H185V219H186ZM245 217H244V218H245ZM251 217H252V216H251ZM258 217H259V216H257V218L255 217V219H258ZM11 218H12V217H10V219H11ZM34 218H35V217H34ZM41 218H42V217H41ZM41 218H40V219H41ZM52 218H54V217L52 216ZM56 218H57V217H56ZM70 218H72V217H70ZM107 218L109 219L108 216H107ZM107 218H105V219H107ZM115 218H116V217H115ZM143 218H141V220H142ZM152 218H153V217H152ZM158 218H159V217H158ZM164 218H165V217H164ZM172 218H173V217H172ZM174 218H175V217H174ZM240 218H241V217H240ZM240 218H239V219H240ZM19 219H20V216H19ZM45 219H46V218H45ZM45 219H41V220L43 221V220H45ZM50 219H51V218H50ZM58 219H60V218H58ZM87 219H88V217H87ZM90 219H91V217H90ZM100 219L102 220V218H100ZM100 219H99V220H100ZM111 219H112V218H111ZM120 219H121V218H120ZM122 219H123V218H122ZM130 219H131V217H130ZM133 219H134V218H133ZM154 219H155V218H154ZM162 219H163V218H161V221H162ZM166 219H164V220H166ZM181 219H180V220H181ZM202 219H203V218H202ZM204 219H205V218H204ZM212 219H213V218H212ZM214 219H215V218H214ZM249 219H250V218H249ZM8 220H9V218H8ZM11 220H12V219H11ZM11 220H9V221H11ZM56 220H57V219H56ZM56 220H55V221H56ZM61 220H62V219H60V221H61ZM72 220H73V219H72ZM96 220H98V219H96ZM138 220H139V219H138ZM168 220H170V219L168 218ZM178 220H179V219H178ZM183 220H184V219H183ZM190 220H191V219H190ZM224 220H225V219H224ZM224 220H223V222H224ZM250 220H251V219H250ZM250 220H249V221H250ZM259 220H260V218H259ZM64 221H65V220H64ZM88 221H89V220H88ZM113 221H114V220H113ZM155 221H156V220H155ZM155 221H154V222H155ZM161 221L159 220V222H161ZM175 221H176V220H175ZM185 221H186V220H184V222H185ZM196 221H197V220H196ZM200 221H201V220H200ZM13 222H14V221H13ZM75 222H76V221H75ZM82 222H83V220H82ZM103 222H104V221H103ZM163 222L165 223V221H163ZM180 222H182V220H181ZM189 222H190V221H189ZM198 222H199V221H198ZM203 222H204V220H203ZM251 222H253V221H251ZM256 222H257V220H256ZM261 222H263V221L261 220ZM38 223H39V222H38ZM65 223H66V222H65ZM65 223H64V224H65ZM71 223L73 224V221H72ZM84 223H85V222H84ZM118 223H119V222H118ZM124 223H125V222H124ZM135 223H136V222H135ZM147 223H148V221H147ZM149 223H150V221H149ZM149 223H148V224H149ZM190 223H191V222H190ZM214 223L216 224L217 221L214 222ZM248 223H249V222H248ZM6 224H8V222H7ZM44 224H46V223H44ZM69 224H70V223H68V225H69ZM76 224H78V223H76ZM99 224H100V223H99ZM122 224H123V223H122ZM128 224H129V223H128ZM137 224H139V223H137ZM144 224H145V223H144ZM144 224H143V226L145 227ZM148 224H147V225H148ZM150 224H151V223H150ZM161 224H162V222H161ZM177 224H180V223H177ZM177 224H176V226H178ZM206 224H207V223H205V228H207V227H206ZM215 224H214V225H215ZM217 224H218V225H221L220 220H219V223H217ZM217 224H216V225H217ZM11 225L13 226V224H11ZM11 225H10V226H11ZM22 225H23V224H22ZM39 225H40V223H39ZM42 225H43V222H42ZM51 225H52V224H51ZM57 225H58V223H57ZM81 225H83V224H81ZM92 225H93V224H92ZM97 225H98V224H97ZM101 225H102V224H101ZM101 225H100V226H101ZM106 225H108V223H107ZM120 225H121V224H120ZM125 225H126V224H125ZM154 225H155V224H154ZM158 225H159V223H158ZM163 225H164V224H163ZM170 225H171V224H170ZM172 225H173V223H172ZM199 225H200V224H199ZM201 225H202V224H201ZM212 225H213V224H212ZM216 225H215V226H216ZM218 225H217V226H218ZM256 225H258V226H257V229H256V231H258V230L261 228V226H260L259 224H257V223H256ZM4 226H5V225H4ZM4 226H3V227H4ZM31 226H32V225H31ZM31 226H29V227H31ZM34 226H35V224H34ZM52 226H53V225H52ZM74 226H76V225L74 224ZM90 226H91V225H90ZM100 226H99V227H100ZM103 226H104V225H103ZM109 226H110V225H109ZM133 226H134V225H133ZM184 226H185V225H184ZM184 226H183V223H182V227H184ZM210 226H211V225H210ZM215 226H213V228H214ZM217 226H216V227H217ZM251 226H252V225H251ZM32 227H33V226H32ZM32 227H31V228H32ZM38 227H39V226H38ZM66 227H68L67 224H66ZM69 227H70V226H69ZM69 227H68L67 229H70ZM71 227H72V226H71ZM76 227H78V226H76ZM79 227H80V226H79ZM93 227H95V225H94ZM97 227H98V226H97ZM97 227H96V228H97ZM99 227H98V228H99ZM101 227H102V226H101ZM114 227H115V226H113L112 229H113ZM117 227H120V226H117ZM150 227H151V226H150ZM153 227H155V226H153ZM162 227H163V229H164V226H162ZM172 227H173V226H172ZM174 227H175V226H174ZM185 227H186V226H185ZM191 227H192V226H191ZM196 227H197V226H196ZM200 227H201V226H200ZM218 227H221V226H218ZM218 227H217V228H218ZM262 227H263V226H262ZM0 228H1V225H0ZM35 228H37V227H35ZM52 228H53V227H52ZM52 228H51V229H52ZM59 228H60V227H59ZM59 228H58V229H59ZM83 228H84V227H83ZM104 228H105V227H104ZM129 228H130V227H129ZM139 228H140V226H139ZM142 228H143V227H142ZM142 228L139 229V230H142ZM156 228H157V226H156ZM198 228H199V227H198ZM201 228H202V227H201ZM209 228H210V227H209ZM209 228H208V229H209ZM211 228H212V227H211ZM225 228H226V226H225ZM249 228H250V226H249ZM1 229H2V228H1ZM4 229H5V228H4ZM6 229H7V228H6ZM12 229H13V228H12ZM14 229H15V228H14ZM37 229H38V228H37ZM49 229H50V228H49ZM58 229L56 228L57 231H55V232H58V231H59ZM76 229H77V228H76ZM84 229H85V228H84ZM86 229H87V227H86ZM94 229H95V228H94ZM94 229L92 228V230H94ZM106 229H107V228H106ZM110 229H111V228H110ZM114 229H115V231H116V228H114ZM134 229H136V228H133L132 230H134ZM176 229H178V228L176 227ZM191 229H192V228H191ZM222 229H223V228H222ZM222 229H221V230L219 229V230L222 232ZM263 229H264V228H263ZM263 229H261V230H263ZM38 230H39V229H38ZM38 230H37V232H38ZM42 230H44V229H42ZM42 230H40V232H41ZM63 230H64V229H63ZM72 230L75 231V229H74L73 227H72L71 231H72ZM87 230L89 231V228H88ZM99 230H100V229H99ZM107 230H108V229H107ZM117 230H118V229H117ZM144 230H146V228H145ZM154 230H155V229H154ZM156 230L158 231V228H157ZM172 230H175V229L172 228ZM188 230H189V229H187V231H188ZM198 230H199V229H198ZM198 230H195V228H193V232H192L191 234L195 233L196 231L198 232ZM210 230H212V229H210ZM210 230H209V231H210ZM4 231H5V230H4ZM7 231H8V229H7ZM10 231H11V230H10ZM35 231H36V230H35ZM44 231H45V230H44ZM44 231H43V232H44ZM66 231H67V230H66ZM76 231H77V230H76ZM76 231H75V232H76ZM110 231H111V230H110ZM121 231H122V230H121ZM121 231H120V232H121ZM123 231H124V230H123ZM125 231H126V230H125ZM125 231H124V232H125ZM162 231H163V230H162ZM166 231H167V230H166ZM166 231H163V234H165L164 232H166ZM170 231H171V229H170ZM170 231H169V232H170ZM178 231H179V229H178ZM214 231H216V230L214 229ZM220 231H219V234H220ZM223 231H224V230H223ZM11 232H12V231H11ZM40 232H38V234H39ZM43 232H42V233H43ZM45 232H46V231H45ZM60 232H61V230H60ZM83 232H85V231H83ZM92 232H93V231H92ZM94 232H95V231H94ZM113 232H114V231H113ZM132 232H133V231H132ZM173 232H174V231H173ZM180 232H181V231H179V234H180ZM182 232H183V230H182ZM188 232H189V231H188ZM211 232H212V231H211ZM211 232H210V233H211ZM225 232H226V231H224V233L222 232L223 234H221V235H224ZM259 232H260V231H258V233H259ZM0 233H2V232H0ZM6 233L8 234V232H6ZM63 233H65V232H63ZM127 233H129V232H127ZM144 233H145V232H144ZM155 233H156V232H155ZM159 233H160V231H159ZM185 233H186V232H185ZM199 233L203 235V233H201V232H199ZM254 233H255V231H254ZM254 233H253V234H254ZM4 234H5V233H4ZM52 234H53V233H52ZM57 234L59 235V232H58ZM179 234H178V235H179ZM181 234H182V233H181ZM195 234H197V233H195ZM259 234H260V235H259ZM259 234H258L257 236H261V233H259ZM2 235H3V233H2ZM2 235H1V238H0V256L13 257V258L16 256L17 258H19V259H17V258H16V259H17L18 261L23 262L24 264H67L66 261H64V262H63V260L60 261V260H58L59 258H55V257H53V256H51V255H49V254H47L46 252H37V251H35V250L30 249V248H33V247H31L33 244H32V245L30 244L31 246H30L29 248H28V247H24V246H17V245H15V244L12 243L13 240H12L11 242L8 240V237H9V236L6 237V235H4V236L6 237V238H4V236L2 237ZM75 235L77 236L76 233H75ZM96 235H97V234H96ZM101 235H103V234H101ZM111 235H113V233H112ZM124 235L127 236V234H124ZM158 235H159V234H158ZM158 235H157V237H158ZM185 235H187V234H185ZM212 235H213V234H212ZM216 235L218 236V234H216ZM262 235H263V236H261V237H264V234H262ZM20 236H21V235H20ZM52 236H54V235H52ZM119 236H121V235H119ZM119 236H118V237H119ZM133 236H134V235H133ZM133 236H132V237H133ZM167 236H169V235H167ZM173 236H174V235H173ZM176 236H177V235H176ZM193 236H194V235H193ZM195 236H196V235H195ZM198 236H199V235H198ZM208 236H209V235H208ZM26 237H27V236H26ZM45 237H46V236H45ZM45 237H44V238H45ZM54 237H56V236H54ZM73 237H74V235H73ZM73 237H72V238H73ZM79 237H80V236H79ZM91 237H93V236H91ZM97 237H98V236H97ZM108 237H110V235H109ZM162 237H163V236H162ZM162 237H161V238H162ZM186 237H188V236H186ZM199 237H200V236H199ZM206 237H207V236L205 235V237H204L205 240H206ZM218 237H219V236H218ZM12 238H15V237L12 236ZM33 238H34V236H33ZM44 238H42V239H44ZM63 238H64V237H62V239H63ZM85 238H86V237H85ZM85 238H84V239H85ZM103 238H104V237H103ZM105 238H106V237H105ZM122 238H123V237H122ZM126 238L128 239L129 237H126ZM130 238H131V237H130ZM130 238H129V239H130ZM159 238H160V237H159ZM172 238H173V237H172ZM188 238H189V237H188ZM207 238H208V237H207ZM209 238H210V237H209ZM220 238H222V237L220 236ZM19 239H21V238H19ZM19 239H18V240H19ZM42 239H41V240H42ZM45 239L48 241L47 238H45ZM45 239H44V240H45ZM56 239H57V238H56ZM75 239H76V238H75ZM84 239H82V240H84ZM87 239H89V238H87ZM96 239H97V238H96ZM123 239L125 240V238H123ZM123 239H122V240H123ZM136 239H137V238H136ZM154 239H155V238H154ZM179 239H180V238H179ZM197 239H198V238H197ZM201 239H202V238H201ZM210 239H211V238H210ZM224 239H225V238H224ZM224 239H223V240H224ZM10 240H11V238H10ZM36 240H38L37 237H36ZM36 240H35V241H36ZM69 240H70V238H69ZM82 240H81V242H82ZM93 240L95 241V239H93ZM101 240H102V237H101ZM118 240H119V239H118ZM133 240H134V239H133ZM162 240H163V239H162ZM165 240H166V239H165ZM193 240H195V239H193ZM205 240H204V241H205ZM208 240H209V239H208ZM212 240H214V237L212 238ZM218 240H219V239H218ZM252 240H253V239H252ZM55 241H57V240H55ZM60 241H61V240H60ZM63 241H66V240L63 239ZM63 241H62V242H63ZM75 241H76V240H75ZM90 241H91V239H90ZM105 241H106V240H105ZM108 241H109V238H108ZM116 241H117V239H116ZM127 241H129V240H127ZM144 241H145V240H144ZM152 241H153V240H152ZM159 241H161V240H159ZM168 241H169V240H168ZM181 241H185L184 238H182ZM187 241H188V240H187ZM201 241H202V240H201ZM206 241H207V240H206ZM206 241H205V243H206ZM221 241H222V240H221ZM221 241H220V243H221ZM261 241H262V240H261ZM14 242H15V241H14ZM49 242H50V241H49ZM51 242H52V240H51ZM51 242H50V243H51ZM62 242H61V243H62ZM87 242H88V240H87ZM129 242H131V241H129ZM129 242H128V243H129ZM142 242H143V241H142ZM174 242H175V241H174ZM179 242H180V241H179ZM188 242H189V241H188ZM197 242H198V244L200 243L199 241H196V243H197ZM211 242H212V241H211ZM215 242H216V241H215ZM222 242H223V241H222ZM24 243H25V242H24ZM30 243H31V242H30ZM32 243H33V242H32ZM35 243H36V242H35ZM50 243H48V244H50ZM61 243H60V245H61ZM63 243H64V242H63ZM76 243L78 244V239H77ZM105 243H106V242H105ZM105 243H104V244H105ZM108 243H109V242H108ZM120 243H121V242H120ZM134 243H135V242H134ZM162 243H163V241H162ZM164 243H165V242H164ZM168 243H169V242H168ZM168 243H167V244H168ZM171 243H172V242H171ZM201 243H202V242H201ZM201 243H200L199 245H201ZM208 243H209V242H208ZM223 243H224V242H223ZM225 243H226V241H225ZM225 243H224V244H225ZM258 243H260V241H259ZM263 243H264V242H262L261 244H263ZM39 244H40V243H39ZM51 244H52V243H51ZM67 244H68V243H67ZM71 244L74 245V242L71 243ZM80 244H81V243H80ZM80 244H79V245H80ZM93 244H96V243H93ZM98 244L100 245L101 243H97L96 245L98 246ZM104 244H102V246L105 247ZM110 244H113V245H114L113 242H111ZM122 244H123V243H122ZM122 244H121V248H122ZM130 244H131V243H130ZM143 244H144V242L141 244V246H142ZM158 244H159V243H158ZM176 244H177V243H176ZM176 244H175V245H176ZM191 244H192V243H191ZM224 244H222V245H224ZM240 244H241V243H240ZM252 244H253V243H252ZM41 245H42V243H41ZM41 245H40V246L37 245V246H38V247H42ZM43 245H47V244L44 243ZM53 245H55V244H53ZM82 245H83V244H82ZM86 245H87V244H86ZM90 245H92V244H90ZM153 245H154V244H153ZM153 245H152V246H153ZM155 245H156V244H155ZM155 245H154V247H155ZM173 245H174V244H173ZM179 245H180V244H178V247H177V248H179ZM183 245H184V244H183ZM183 245H181V247H182ZM204 245H205V244H204ZM208 245H209V244H208ZM208 245H207V246H208ZM215 245H216V244H215ZM215 245H214V246H215ZM220 245H221V244H220ZM28 246H29V244H28ZM55 246H57V245H55ZM64 246H65V245H64ZM64 246H63V247H64ZM68 246H69V245H68ZM124 246H125V245H124ZM134 246H135V245H134ZM134 246H133V247H134ZM193 246H194V245H193ZM202 246H203V245H202ZM211 246H213V245H211ZM260 246H261V245H260ZM44 247H45V249H48V248L50 249V247L52 248V245H50V247H48V246H44ZM46 247H48V248H46ZM66 247H67V245H66ZM83 247H84V245H83ZM83 247H82V248H83ZM92 247H94V246H92ZM98 247L101 248V245L98 246ZM106 247H107V245H106ZM108 247H109V246H108ZM108 247H107V248H108ZM133 247H132V248H133ZM137 247H138V246H137ZM149 247H150V245H149ZM168 247H169V246H168ZM170 247H173V246H170ZM175 247H176V246H175ZM175 247H174V248H175ZM187 247H188V246H187ZM208 247H209V246H208ZM223 247H224V246H223ZM72 248H73V247H72ZM72 248H71V250H72ZM85 248H86V246H85ZM85 248H84V251H86ZM88 248L92 249L90 246H89ZM95 248H96V246H95ZM95 248H94V249H95ZM107 248H106V249H107ZM110 248L113 249L114 247L110 246ZM147 248H148V247H147ZM158 248H159V247H158ZM163 248H164V247H163ZM192 248H194V247H192ZM195 248H196V247H195ZM204 248H205V246H204ZM204 248H203V249H204ZM221 248H222V246H221ZM225 248H227V247L225 246ZM225 248L223 249V252H225V251H224ZM35 249L37 250L36 247H35ZM45 249H44V250H45ZM49 249H48V251H49ZM52 249H53V248H52ZM55 249H56V248H54V250H55ZM60 249H64V248L61 247ZM60 249H59V250H60ZM65 249H66V248H65ZM67 249H68V247H67ZM79 249H80V248H79ZM90 249H89V250H90ZM94 249H93V250H94ZM114 249H118V248H114ZM124 249H125V248H124ZM127 249H128V248H127ZM142 249H143V248H142ZM156 249H157V248H156ZM165 249H166V248H165ZM175 249H176V248H175ZM183 249H185V248H183ZM189 249H190V247H189ZM205 249H207V247H206ZM210 249H211V248H210ZM251 249H253V248H251ZM44 250H43V251H44ZM71 250H70V251H71ZM89 250H87L86 252H89ZM100 250H101V249H100ZM100 250H98V251H100ZM121 250H122V249H121ZM157 250H158V249H157ZM160 250H162V249H160ZM160 250H159V251H160ZM172 250H174V249L172 248ZM177 250H178V249H177ZM179 250H180V249H179ZM193 250H194V249H193ZM226 250H227V249H226ZM61 251H62V250H61ZM73 251H74V250H73ZM82 251H83V250H82ZM84 251H83V252H84ZM98 251H97V252H98ZM104 251H105V250H104ZM106 251H107V250H106ZM108 251H109V250H108ZM108 251H107V253L109 254ZM118 251H119V250H118ZM126 251H127V250H126ZM137 251H138V250H137ZM140 251H143V250H140ZM145 251H146V250H145ZM155 251H156V250H155ZM174 251H175V250H174ZM210 251H211V250H210ZM249 251H250V250H249ZM62 252H65V250L62 251ZM68 252H69V251H68ZM68 252L66 251V253H68ZM75 252H76V251H75ZM75 252H74V253H75ZM80 252H81V251H80ZM91 252H92V251H91ZM91 252H90V253H91ZM97 252L95 251V254H96ZM100 252H102V251H100ZM100 252H99V253H100ZM111 252H112V250L110 251V253H111ZM147 252H148V251H147ZM149 252H150V251H149ZM166 252H167L166 254H168L169 251H166ZM171 252H172V251H171ZM171 252H170V254H171ZM181 252H182V254H183V251H181ZM187 252H188V250H187ZM197 252H198V251H197ZM200 252H201V251H200ZM208 252H209V251H208ZM212 252H213V251H212ZM223 252H221V254H223ZM229 252H230V251H229ZM247 252H248V251H247ZM251 252H253V251L251 250ZM48 253H49V252H48ZM59 253H61V252L59 251ZM66 253H62V254H66ZM99 253L96 254V255H98V256H97L98 258L100 257V256H99ZM113 253H114V252H113ZM113 253H112V254H113ZM123 253H124V252H123ZM176 253H177V252H175V254H176ZM190 253H191V252H190ZM245 253H246V252H245ZM248 253H249V252H248ZM55 254H56V253H55ZM62 254H60V255L62 256ZM91 254H92V253H91ZM101 254H102V253H101ZM121 254H122V253H121ZM121 254H120V255H121ZM124 254H127V253H124ZM146 254H147V253H146ZM146 254H144V255H146ZM149 254H150V253H149ZM157 254H158V253H157ZM161 254H162V253H161ZM161 254H160V256H161ZM170 254H169V256H171ZM178 254H179V253H178ZM184 254H185V253H184ZM187 254H188V253H187ZM191 254H192V253H191ZM194 254H195V253H194ZM201 254H202V253H201ZM208 254H209V253H208ZM252 254H253V253H252ZM52 255H53V254H52ZM70 255H71V254H70ZM77 255H78V254H77ZM80 255H81V254H80ZM93 255H94V254H93ZM96 255H94V256H96ZM104 255H105V254H103V256H104ZM106 255H107V254H106ZM147 255H148V254H147ZM153 255H154V254H153ZM163 255H164V254H162V256H163ZM188 255H189V254H188ZM195 255H196V254H195ZM214 255H216V254H214ZM57 256L59 257V255H57ZM66 256H67V260H68V255H66ZM75 256H76V255H75ZM83 256H84V255H83ZM85 256H86V255H85ZM87 256L89 257L90 254L88 255V253H87ZM108 256H109V255H108ZM117 256H118V255H117ZM117 256H116V257H117ZM125 256H126V255H125ZM128 256H129V255H128ZM158 256H159V254H158ZM169 256H167V257H169ZM175 256H177V255H175ZM180 256H181V254H180ZM180 256H179V258H180ZM193 256H194V255H193ZM199 256H200V255H199ZM199 256H196V257H199ZM210 256H211V255H210ZM223 256H224V255H223ZM255 256H256V255H255ZM70 257H71V256H70ZM78 257H79V256H78ZM80 257H81V256H80ZM92 257H93V256H92ZM106 257H107V256H106ZM116 257H114L113 259L111 258V259H108V260H105V261H101V260H100V262H98V261H97V262H98V264H132L130 261H125L124 259H122L121 256H120V257L118 256L119 258H116ZM123 257H124V255H123ZM134 257H135V256H133V259H134ZM138 257H139V255H138ZM142 257H143V256H142ZM146 257H147V256H146ZM156 257H157V256H155L154 258H156ZM167 257H166V259H167ZM172 257H173V254H172ZM181 257H182V256H181ZM187 257H188V256H187ZM191 257H192V256H191ZM191 257H190V258H191ZM201 257H202V255H201ZM215 257H216V256H215ZM220 257H222V256H220ZM259 257H260V256H259ZM65 258H66V257H64V259H65ZM72 258H73V257H72ZM100 258H101V257H100ZM100 258H99V259H100ZM108 258H110V257H108ZM120 258H121V259H120ZM140 258H141V257H140ZM144 258H145V256H144ZM147 258H148V257H147ZM147 258H146V259H147ZM159 258H160V257H159ZM164 258H165V257H164ZM202 258H203V257H202ZM252 258L255 259L256 257L253 256ZM4 259H5V258H4ZM16 259H15V260H16ZM74 259L76 260V258H74ZM78 259H80V258H77V260H78ZM83 259H84V258H83ZM93 259H94V258H93ZM93 259H92V260H93ZM95 259H96V258H95ZM95 259H94V260H95ZM102 259H103V258H102ZM105 259H107V258H105ZM133 259H132V260H133ZM210 259H211V257H210ZM210 259H209L208 261H211V260H212V259H211V260H210ZM213 259H215V258H213ZM217 259H219V258H217ZM1 260H2V259H1ZM7 260H8V258H7ZM10 260H11V258H9V261H10ZM86 260H87V259H86ZM97 260H98V259H97ZM147 260H148V259H147ZM147 260H146V261H147ZM180 260H181V259H180ZM183 260H184V259H183ZM196 260H197V259H196ZM200 260L203 262V260H202L201 258H200ZM258 260H259V263L262 264L261 259H258ZM9 261H8V262H9ZM12 261H13V260H12ZM68 261H69V260H68ZM73 261H74V260H73ZM78 261H79V260H78ZM84 261H85V260H84ZM84 261H82V263H84ZM87 261H89V262H87V263L89 264V263H90V260H87ZM134 261H136V259H135ZM138 261H140V262L143 263V260H142V261H141V260H137V262H135V264L139 263ZM162 261H163V259H162ZM192 261H193V258H192ZM8 262H7V264H8ZM65 262H66V263H65ZM74 262H75V261H74ZM80 262H81V261H80ZM85 262H86V261H85ZM147 262H148V261H147ZM166 262H167V261H166ZM166 262H165V263H166ZM189 262H190V261H189ZM194 262H195V261H194ZM196 262H197V261H196ZM212 262H213V261H212ZM15 263H16V262H15ZM69 263H70V262H69ZM77 263L79 264V262H76L75 264H77ZM95 263H96V262H95ZM133 263H134V262H133ZM145 263H146V262H145ZM150 263H151V260H150ZM206 263H207V261H206ZM3 264H5V263H3ZM13 264H14V262H13ZM91 264H92V263H91ZM96 264H97V263H96ZM207 264H208V263H207Z\"/></svg>","mask_w":264,"mask_h":264}]
</instances>
